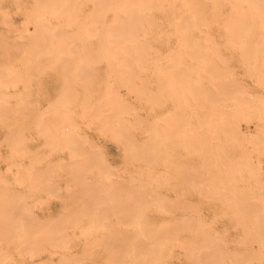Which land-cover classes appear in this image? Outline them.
<instances>
[{
	"label": "rangeland",
	"instance_id": "rangeland-1",
	"mask_svg": "<svg viewBox=\"0 0 264 264\" xmlns=\"http://www.w3.org/2000/svg\"><path fill=\"white\" fill-rule=\"evenodd\" d=\"M22 1V0H21ZM20 0H0V33L2 34V36H0V50H1V52H4V53H1L0 52V69H2V70H4L5 72H1V70H0V72L1 73H3V74H1L0 73V75H2V76H0V79H1V81H4V84L3 83H1V81H0V90L3 92V94H1L2 92H0V94H1V98H0V106L1 107H4V105H7L6 107H8V108H10L12 105H14L15 107H17L19 104H20V106L19 107H17V108H15V109H19V112L16 110H12L11 108H10V111L8 110V108H7V112L9 113H13L12 114V116L13 117H11V114H10V117H8L9 116V114H7V113H5V111H6V107H4L3 109L0 107V114L3 112V113H5V114H7L8 116H5V114H4V119H3V117H1V123H0V144H1V141L2 140H5V141H3L2 142V144L1 145H3V146H1L0 145V150H2V151H0L1 153H0V177H1V179H5V181L4 180H1L0 182H1V186H3V187H0V188H4L3 190H6L5 189V187H7L8 185H10V187H7V190H8V192L6 193V194H4L3 196H5V197H3V199L6 201V203L7 204H9V205H7V204H5V202H3L4 203V205L5 206H8V208H9V206L13 209H11L12 211H13V213H11L12 211L10 210V208H9V211H8V208H4L3 207V210H2V202H0L1 203V210L2 211H0V212H2L5 216H3L2 215V213H1V215H0V217H10L7 221H5L6 220V218L4 219V218H0L1 219V221H0V223L2 222V224H0V229L1 228H3L2 227V225H4V228H6V226H7V229H5L4 230V228H3V233H4V231H7L8 229H12V228H14L15 227V229H13V230H9V232H5L6 234L8 233V235H5L6 237L7 236H9L10 235V237H8L9 238V240L11 241V239H15L16 237H17V239H16V241L18 242V244H20V242H19V240L21 241V243L22 244H20L21 245V247H20V245L18 246V244H16V242H13V241H15V240H12L11 242H9V243H5V242H7V240H8V238H7V240L4 238V240L3 239H1V237H0V243H1V241H2V244H1V250H0V253L2 252V251H4V252H7V254L6 253H4L6 256L8 255L9 256V258H11V259H9L8 258V256H7V259H6V257H5V259H6V263L7 264H18V263H22V264H24V263H26V264H48L49 262V260H51V259H53V260H51V262H50V264H53V261H54V264H68L69 262H70V264H86V263H92L93 261H94V263H96V264H99V263H97L98 262V260H99V262L100 261H102V264H110V263H107V261L111 258V257H108V256H106L107 254L109 255L110 253H120V255H113V256H119L120 257V259L118 258H114V259H111L112 260V262H114V263H112V264H120L121 262H123L122 264H144L145 263V260L146 261H148L146 264H154V263H156V264H167V262H168V264H190L189 263V260H188V262H187V259L186 258H184V255H185V252L187 253V258H190V260H194V259H196V260H194V261H196V264H204V263H201V262H204L205 261V264H206V262H208V260H207V258H208V256H207V254L208 255H211L210 253H207V252H213V255H214V257L216 258V259H219L218 261L216 260V261H214L213 263L215 264V262H216V264H223V261H224V263H226V262H228V263H226V264H235L234 262H231V260L232 261H236V260H238L239 261V259H237V258H239L240 256V252L241 251H243V253H244V255H248L249 256V254L251 253V254H253V253H255L256 252V250H257V247H258V250H259V252H261L260 253V257H258V253L256 254H253V255H256V258L254 257V256H251V257H247V256H245L246 258H251L252 260H247V259H245L246 260V262H242V263H244V264H264V256H262V255H264L263 253H264V240H263V242H262V240L261 239H263L264 238V236L263 237H261L262 235H264V230L262 231V226L264 225V216H261V217H259V218H261V221H260V219L258 220L257 219V215L256 214H260L261 213V215H264V206L262 207V205H264V204H262L263 203V201H264V38H263V33H264V28L262 27V24L261 23H263L264 24V19H263V21L262 20H260L261 19V17H264V14H262L263 13V10H264V4L262 5V2H261V0H253L254 2H252L251 3V1H248V0H246L247 1V3H249V5H251L250 7H249V5L246 3L245 5H244V3L246 2V1H243V0H236L235 2L234 1H232V0H229V1H227L226 0V2H228V3H226V2H224L225 0H223L222 2H218L217 3V0H212V2H210L209 0H148V2L146 1L145 2V0H137V4H136V0H134V4H133V6H132V4H130L131 2H130V0H129V2L128 3H126L125 5H123V2H125V0H119L118 2H121L120 4H118V3H116V4H114V5H112L111 7L113 8L114 6H116V8H115V11L114 10H112V8L111 7H109L108 9L107 8H103L102 6H100V4H98V1L96 2V0L94 1L93 0V2L95 3H97L98 5H97V7H95L94 5H96V4H94L91 0H84V2H82L81 0H77V3L76 4H73V3H75L76 1H74V0H71V2L69 3H67L66 2V0H62V2L60 1V0H58V2L60 3H62V5L63 6H61L60 4V7H59V5H58V2L56 3V1H54L56 4H57V6H58V8L56 7V6H54L55 4H52V3H54V2H52V3H46V4H44V5H42V7H41V10L40 9H38V11L36 10V8H38L37 6H35L37 3H39L40 2V0H24V2H21ZM30 3H29V2ZM34 3H33V2ZM43 1V3H44V0H42ZM47 1H49V0H47ZM46 0H45V2H47ZM50 1H52V0H50ZM68 1V0H67ZM70 1V0H69ZM123 1V2H122ZM128 1V0H127ZM126 1V2H127ZM152 1V2H151ZM173 1V2H172ZM187 1V2H186ZM209 1V2H208ZM216 1V2H215ZM239 1H241V2H239ZM258 3H260L259 4V6H258V4H257V2ZM73 2V3H72ZM80 2H82L81 4L82 5H79L80 4ZM141 2H143V3H145L144 5H143V3L142 4H140ZM159 2H161V5H160V8H159ZM232 2L233 3H238V4H241L242 2V6L244 5L245 7V9L244 8H242L241 7V5H238V4H236V5H238V6H240V7H235V4H233L232 5ZM29 3V4H28ZM65 3V4H64ZM151 5H150V4ZM155 3H156V5L157 6H155ZM215 3H217L218 5L219 4H221L220 6H218V5H216L215 6ZM226 5H225V4ZM255 4V6L258 8V9H261L262 10V8H263V10L262 11H260V10H257V9H255L256 7H254V4ZM21 4V5H20ZM32 4H34L33 6H31ZM40 4H42V3H40ZM39 4V5H40ZM48 4H51L53 7H50ZM75 5L76 7V10L77 9H79V6L81 7L79 10H78V12L75 10V9H73L74 7H73V5ZM89 4H90V6H92V7H90L89 6ZM127 4H130V5H127ZM162 4H164V6H165V8L167 9H165L164 7L162 8ZM174 4V5H173ZM213 4V5H212ZM223 4V5H222ZM6 5V6H5ZM8 5V6H7ZM50 7V9H49V7ZM72 5V7H71V10H74V12L73 13H75V11H76V13L74 14L75 16H73L74 17V19L75 20H73L72 21V19H73V17H72V15H71V13H72V11L71 10H69L68 11V9H65V8H69L70 9V6ZM119 5V7H117ZM147 5L149 6V7H147ZM173 5V6H172ZM176 5L178 6V7H176ZM212 5V6H211ZM66 6V7H65ZM93 6H94V8H93ZM125 6H127V8H125ZM130 6H132V7H130ZM134 6H135V8H138V9H135L134 8ZM138 6H142V8H144L145 9V12L143 11V9L140 11V7H138ZM152 6L154 7V8H152ZM167 6V7H166ZM181 6H183L182 8H181ZM212 7V10L210 9L211 7ZM222 6H224V7H222ZM252 6H253V8H252ZM262 6V7H261ZM32 7V8H31ZM100 7H101V9L103 8V10L100 12V10L98 11V9H100ZM124 7V8H123ZM132 8V9H130V8ZM146 7H147V9H146ZM170 7V8H169ZM192 7L193 8H197L196 10H198V8H202L203 10H200L199 9V13L197 14V11H195V9H194V12L198 15H196L195 14V16H193L194 15V13H193V11L191 10L192 9ZM206 7V8H205ZM216 7V8H215ZM218 7H220V9L218 8ZM231 7V8H230ZM247 7V8H246ZM248 7H249V9H251V10H257L258 12H260V15H258L259 13H257V11H251V10H249L248 9ZM27 8H30L33 12H37V16L35 17L36 19H42V21H38L37 20V22L38 23H40V24H36L37 22H36V20H35V18H34V16H32L31 14H30V16H28L29 15V11L31 12V10L29 9V11H27L28 9ZM33 8H34V10H33ZM43 8V9H42ZM60 8V9H59ZM134 8V9H133ZM171 8H172V10H171ZM175 8V9H174ZM177 8H178V12L177 13H175L176 14V16L177 17H174L173 18V16H175L174 15V13H173V11L174 10H176L177 11ZM188 8V9H187ZM191 8V9H190ZM205 8V9H204ZM215 8V9H214ZM224 9V11H223V9ZM10 9V10H9ZM19 9V10H18ZM27 9V10H26ZM53 9V10H52ZM63 9H65V10H63ZM88 9V10H87ZM93 9V10H92ZM95 9H96V11H95ZM105 9H107V11H105V13H104V15L102 14V12L105 10ZM121 9V10H120ZM126 9V10H125ZM129 9H130V12H128L129 11ZM161 9V10H160ZM164 9V10H163ZM170 9V10H169ZM182 9V10H181ZM187 9V10H186ZM210 9V10H209ZM216 9H218V14L216 13ZM225 9H227V10H225ZM231 9L234 11H232L231 12ZM235 9V10H234ZM237 9V10H236ZM241 9H244V10H241ZM249 10V14L248 15H250L249 17H247L248 15H246L247 14V11ZM12 10V11H11ZM25 10H26V12H28V13H26L25 12ZM90 10H92V12H94L93 14H92V16H93V18L95 19V18H97L98 17V19L100 20V18H101V15L100 14H102V20L101 21H99L98 19H97V21H95L94 19H92V16H91V14H89L91 11ZM118 10V11H117ZM133 10H135L136 12H137V14H138V16H139V13H140V18H141V22H140V26L139 27H141L142 26V24H143V26H144V24L146 25V27L148 28V29H150V30H148V29H146V27H141V28H145V29H143V30H140V28L138 27V24L137 23H139V22H137L138 21V17L136 16L137 14L133 11ZM150 10V11H149ZM205 10H209V11H207V12H205ZM230 10V11H229ZM239 10H241V11H246V12H244V14L246 15V17H242L241 18V16L243 15L242 13L243 12H241V11H239ZM46 11H48V12H46ZM98 11V12H97ZM125 11H126V13H125ZM131 11H132V13H131ZM179 11L181 12V13H179ZM190 12L191 11V13H193V14H191L190 13V15L188 14V12ZM202 13H201V12ZM213 11H214V13H213ZM231 12L230 14L232 15V16H234L237 12V14H236V16H234V17H232L230 14H229V12ZM8 12H9V14H8ZM35 12V13H36ZM52 12V13H51ZM61 12V13H60ZM63 12H64V14H63ZM66 12V13H65ZM112 12H115V13H117V14H120V15H116V14H114V15H116V17H120V16H122L121 18H116L113 14H112ZM120 12V13H119ZM142 12V13H141ZM150 12H153V14H150ZM207 13L206 15L207 16H202L203 14H205V13ZM210 12H212L211 14H210ZM222 12V13H221ZM241 12V13H240ZM251 12H252V14H251ZM255 12V13H254ZM11 13V14H10ZM72 13V14H73ZM85 13H87L86 15H85ZM97 13L99 14V16H97ZM130 14L129 16L128 15H126V14ZM146 13H148V14H146ZM155 13V14H154ZM179 13V14H178ZM188 14L191 18H189L191 21H192V25H189L190 27H188V24H189V22H188V20L186 19V18H188V16L187 17H185V19H184V17H183V19H180L181 18V16H185V14ZM200 13L202 14V15H200ZM221 13V14H220ZM224 13H225V15L227 16V19L228 18H230V17H232V19L230 18V20L231 21H228V22H226V16L224 15ZM28 14V15H27ZM55 14V15H54ZM95 14H96V16H95ZM108 16H107V15ZM135 14V15H134ZM142 14V15H141ZM151 15V17L152 18H150L149 20L147 19V18H144L143 16H145V17H147L148 15ZM181 14V15H180ZM186 14V15H187ZM212 14H214L213 15V17L214 18H216V19H212ZM216 14L217 15H219V17L218 16H216ZM223 14V15H222ZM242 14V15H241ZM255 14H257V15H255ZM12 15V16H11ZM66 15H68L67 17H66ZM78 15V16H77ZM85 16V20L87 21V22H89V20H90V22L89 23H86V21L81 17V16ZM106 15V16H105ZM112 15V16H111ZM131 15H132V17H131ZM147 15V16H146ZM156 17H155V16ZM167 15V16H166ZM239 15H241V16H239ZM254 16L255 15V17H257V19H255V17H251V16ZM262 15V16H261ZM7 16H8V18L9 17H11L12 18V22H14V23H11V18H10V20H6L5 18H7ZM28 16V17H27ZM33 18H32V17ZM43 16H44V19H43ZM48 16V17H47ZM49 16H50V19H49ZM57 16V17H56ZM77 16V18L78 19H76L75 17ZM110 16H111V18H110ZM123 16H124V18H125V16H126V19H124L123 18ZM134 16V17H133ZM143 18H142V17ZM154 16V17H153ZM158 16H159V18H158ZM193 16V17H192ZM211 16V17H210ZM223 16V19L222 18H220V17H222ZM237 16H239L241 19H242V21L246 18V20H247V18H250L249 20H245L247 23V25L248 24H250L251 22V24H252V30L251 29H247V27H243L242 26V24H240V20L238 21V19H237ZM244 16V15H243ZM261 16V17H260ZM26 17L29 19L28 21L26 20ZM46 17V18H45ZM100 17V18H99ZM105 17H106V19H105ZM113 17V18H112ZM129 17V18H128ZM131 17V18H130ZM136 17V18H135ZM196 17H201V18H196ZM203 17H205L204 19H203ZM220 18V19H218V18ZM236 17V19H237V21H238V23H236V22H233V23H231L233 20H235L234 18ZM238 17V18H239ZM258 17H259V19H258ZM91 18V19H90ZM123 18V22H122V20H118V19H122ZM135 18V19H134ZM140 18H139V20H140ZM148 18H149V16H148ZM155 20H154V19ZM170 18V19H169ZM171 18H173V20L171 19ZM211 18V19H210ZM253 18V19H252ZM26 20V21H23V20ZM34 20V22H35V24L36 25H38L39 26V28H40V30L38 31V29L39 28H37L38 26H36V25H34L33 24V20ZM60 19V20H59ZM67 19H68V21H67ZM70 19H71V21H70ZM81 19V20H80ZM82 19H83V21H85V22H82V24L83 25H81V27H78L79 29H81V28H83L82 26H84L85 27V30L83 31V29H81V30H79V32L80 33H84L85 31L87 32H85V35L84 34H82V36L80 35V33L78 32V30H76L77 28H76V26L79 24H81V21H82ZM105 19V20H104ZM116 19V20H115ZM128 19V20H127ZM157 19V20H156ZM162 19V20H161ZM174 19H175V21H174ZM195 19H197V20H199L198 21V23H199V25H196L195 24V21H193V20H195ZM202 19V20H201ZM207 19H208V21H207ZM254 19H255V21H254ZM2 20V21H1ZM22 20V21H21ZM48 20V21H47ZM50 20V21H49ZM78 20V21H77ZM94 20V21H93ZM103 20H104V23H103ZM111 20V21H110ZM112 20H114V22H112ZM127 20V21H126ZM132 20H136L135 22H132ZM142 20H143V22H142ZM147 20V21H146ZM154 21V22H150V21ZM172 20V21H171ZM181 20H183L184 21V23L183 22H181ZM189 20V21H190ZM204 20H206L207 22H208V27H209V21H211L210 22V28H208L207 26H205V25H203V23L201 24V22L203 21L204 22ZM219 20H220V22H219ZM223 20H225V21H223ZM254 22H253V21ZM48 22V23H45V22ZM60 21H63V22H60ZM116 21H117V24H116ZM119 21V22H118ZM120 21L123 23H120ZM132 23H131V22ZM155 21H157V23L158 24H156V22ZM191 21H190V24H191ZM201 21V22H200ZM221 21H222V26H224V30L222 31V26H220L219 27V25H220V23H221ZM241 21V22H242ZM250 21V22H249ZM259 21V23L256 25V22H258ZM260 21H262V22H260ZM22 24H20V23ZM27 22H30V23H28V25H27ZM53 22H55V23H53ZM58 22V23H57ZM65 22V24H63ZM78 24H77V23ZM93 22H97L96 23V25L93 23ZM98 22H101V23H98ZM108 22H109V24H108ZM126 22V23H125ZM137 22V23H136ZM160 22V23H159ZM178 22V23H177ZM214 22V23H213ZM224 22V23H223ZM227 24H226V23ZM9 23V24H8ZM11 23V24H10ZM19 23V24H18ZM62 23V24H61ZM69 23V24H68ZM103 23V24H102ZM106 23V24H105ZM112 23H115L116 25H113ZM130 23V24H129ZM134 23H136V25L134 26ZM196 23H197V21H196ZM236 23V24H235ZM253 23H255V25H253ZM13 24V25H12ZM18 26V27H16V28H19L20 26H21V28H19V29H16V28H13V26ZM32 24H33V26H32ZM47 26H52V24L54 25V27L52 28V29H47V30H45L46 29V25ZM61 24V25H60ZM93 24V26H92V29H93V27L94 26H96L95 28H98V29H93L94 31V33H95V35L92 37V32L89 30L90 28H91V25ZM98 24V25H97ZM105 24V25H104ZM132 24H133V26H134V28L132 27ZM156 24V25H155ZM175 24V25H174ZM181 25V26H184V27H181L182 28V30H180V27L178 28V26H176V25ZM204 24H206L205 22H204ZM214 26H212V25ZM225 24V25H224ZM239 26H238V25ZM45 25V26H44ZM89 25V28L87 27V29L89 30V31H87V29H86V26H88ZM102 25V27H99V26H101ZM108 27H107V26ZM113 26V28H112V33L110 32V28H111V26ZM120 25V26H119ZM129 25V26H128ZM131 25V26H130ZM152 25H153V27H152ZM157 25H160V26H157ZM217 25V26H216ZM227 25H228V28H230V27H234L235 28V30H237V32L233 29H231V30H229V31H233V33L232 34H234V31H235V33L237 34V33H240V37L238 38V35H232V34H230V32L227 30ZM235 25V26H234ZM8 26V27H7ZM36 26V29L34 28ZM115 26V27H114ZM123 26H125V27H123ZM164 26H167V28L165 27V29H164ZM192 26V27H191ZM199 26L200 27H202V28H200L199 29ZM258 26H260V27H258ZM58 27L61 29L60 31H59V29H58ZM64 27V28H63ZM119 27V28H118ZM128 27V28H127ZM150 27V28H149ZM213 27V29H211ZM222 27V28H221ZM237 27H238V29H237ZM248 27H250V25H248ZM33 28V29H32ZM41 28H45V29H42L41 30ZM48 28V27H47ZM73 28V29H72ZM76 28V29H75ZM108 28V29H107ZM130 29V30H127V29ZM133 28V29H132ZM136 28H137V31H138V29H139V32L141 33H139V32H137L138 34L136 35V32H135V30H136ZM160 28V29H159ZM176 28H178L177 30H176ZM190 30H189V29ZM205 28H206V31H203V30H205ZM215 28H220V29H215ZM245 28H246V30H245ZM253 28H255L256 30H255V33H253L254 34V37L252 38V36H253V34H251V38H250V32H248V31H253L254 29ZM261 29V30H259V29ZM263 28V29H262ZM23 29V30H22ZM29 29V30H28ZM37 30L36 32H34L33 30ZM62 29H65L66 31H64L65 32V34L67 35L65 38L63 37L64 36V34H63V30ZM99 29H100V31H99ZM101 29H103V31L101 30ZM110 29V30H109ZM114 29H115V31H114ZM120 29V30H119ZM121 29H123V32L125 31L126 32V34H127V32L128 31H131V32H129L127 35L125 34V32L124 33H122V30ZM158 29V30H157ZM161 29H163L164 31H161ZM193 29V30H192ZM203 29V30H202ZM207 29H208V31H207ZM7 30V31H6ZM31 30L35 33V34H37L38 36V38H33L32 37V35H33V32H31ZM54 30H58L57 31V34L58 33H61L60 35L62 36V38L64 39H62V38H59L60 36L59 35H56V34H53V33H56V31L55 32H53ZM67 30H69V31H67ZM70 30H75V31H77L78 32V34H79V37L78 38H76V36L78 35L75 31L74 32H72L71 31V33H68V32H70ZM118 30V31H117ZM127 30V31H126ZM157 30V31H156ZM172 32H171V31ZM188 30H189V32H190V35H192V34H194V32H195V35H192L193 37H191L190 35H189V33H188ZM210 30V31H209ZM212 30L214 31V33L212 32ZM216 30H218V31H220V32H218L217 31V33H216ZM227 30V31H226ZM243 30V31H242ZM14 31H15V33H14ZM18 31V32H17ZM105 31H107L106 32V34H107V36L105 35V37H106V45H104L103 43H105V40H104V42H103V35H104V33H105ZM145 31L146 32H148V33H146L145 34ZM171 33H170V32ZM174 31V32H173ZM181 31V32H180ZM191 31H193V32H191ZM202 31V32H201ZM222 31V32H221ZM240 31V32H239ZM258 31H260V34H259V32ZM21 32V33H20ZM32 34H31V33ZM40 32V33H39ZM42 32H45L46 34H47V36H49L48 38L50 39V41L49 40H47L46 38H44V37H42V40L39 38L40 36H39V34L41 35V33ZM53 32V33H52ZM97 32V33H96ZM114 32L116 33V34H114ZM119 33V35H120V33L122 34V35H120L122 38H125V39H122L119 35H118V33ZM133 32H135V34L133 33ZM179 34H178V33ZM185 32V33H184ZM199 32V33H198ZM205 32H208L209 33V36L211 35V38L214 36H217V37H213V40H211L210 39V41L209 40H207L208 38H210L209 36H208V34H205L206 36H208V38H205V36H204V33ZM229 33V35H232L231 37L230 36H228V35H226V33ZM248 32V33H247ZM254 32V31H253ZM17 33V34H16ZM72 33H73V35H75V36H73V38L75 37L76 39H74L73 40V38H72ZM132 33H133V35H132ZM192 33V34H191ZM216 33V34H215ZM223 33V35L221 36V34ZM262 33V34H261ZM15 34H16V36H15ZM20 34V35H19ZM22 34V35H21ZM34 34V35H35ZM45 34V35H46ZM96 34H99L100 36H97ZM124 34H125V36H124ZM144 34V35H143ZM169 34V35H168ZM186 34H188L189 35V39L187 38V36L188 35H186ZM199 34H201V35H199ZM213 34V35H212ZM248 34V36H249V38L247 37V39L246 40H244L245 38H246V35ZM6 35V37L5 38H7V39H5L4 38V36ZM85 36V39H83V41L84 42H87V45H86V43H82V41H81V43H82V47L83 46H85L87 49H88V51H89V49L91 50V52H90V56H89V52L87 51V49H86V51L87 52H85V50H84V52H85V54L86 53H88L87 55H84L83 53L81 54V52L83 51V49L81 50V49H79V50H81L80 52H79V50L78 51H76L77 50V47H79L80 48V42H78V40H82V38L81 37H83L84 38V36ZM91 36V37H89V36ZM113 35V36H112ZM131 35L133 36V37H131ZM140 35V36H139ZM146 35H147V37H146ZM154 35V36H153ZM180 35V36H179ZM186 35V36H185ZM202 36V37H199V36ZM219 35V36H218ZM224 35H226V37L224 38ZM259 35H260V37H259ZM23 36V37H22ZM36 36V35H35ZM109 36V37H108ZM117 36V37H116ZM124 36V37H123ZM136 36H139L138 38L136 37ZM143 36V37H142ZM149 36V37H148ZM152 36V37H151ZM160 36V37H159ZM183 36L185 37V38H183ZM196 36V37H195ZM197 36H198V38H202L201 40L200 39H197ZM255 36H258L259 38H256ZM4 38V39H2V38ZM31 37H32V40L33 41H35V40H37V41H39V40H41V41H39L37 44H40V42H41V44H42V42L44 43V44H46V42L49 44V42H50V44L48 45V44H46L47 46L45 47L46 49H44V48H42V49H40L41 51H38V50H36L35 48V50L36 51H38V52H35V53H37L36 55L34 54L33 55V57H32V55L30 54V53H27L26 55H28V61H24V59H26V57H25V47L24 46H26L27 45V47L29 48V43H27V42H31L32 40H31ZM102 37V38H101ZM105 37H104V39H105ZM110 37L111 38H113L114 37V39H110ZM119 37V38H118ZM145 37V38H144ZM263 38V40H262V38ZM30 39V41H28L29 39ZM70 38H71V40H70ZM80 38V39H79ZM110 39V41H109V39ZM128 38V39H127ZM131 38V40H129ZM135 40H134V39ZM149 38H151V39H149ZM216 38H217V40H216ZM261 38V39H260ZM69 39V40H68ZM87 39V40H86ZM93 39V40H92ZM98 39H100V41H102V43H100V41L98 40ZM119 39H122V40H126L128 43H130V45H132V44H135V41L137 40V43L135 44V45H138L139 47H142V48H144L143 50H146V52L143 54V53H141L140 51L142 50V48H140V50L138 49V46H137V48H136V50H134L135 52H136V55H135V57L134 58H130V60H133L134 59V61H130V60H125L124 61V58L122 57V59H120V55H118V56H120V57H118L117 56V54H119L118 52H117V50H119L120 49V47L119 48H117L115 51H116V53L114 54V53H111V51H110V45H111V43H112V40L113 41H118ZM139 39H148V43L149 44H147V40L146 41H143V40H141V42H140V40ZM169 39H171V40H169ZM182 39V40H181ZM184 39V40H183ZM185 39H188V40H185ZM252 39V40H251ZM254 39V40H253ZM256 39V40H255ZM259 39V40H258ZM4 40H5V42H4ZM16 40H17V42H19V41H23V42H26L27 44L25 45V43H22V45H21V42H19L20 43V45L22 46H20L19 47V43H17L16 42ZM45 40V41H44ZM61 40L63 41L62 42V44L63 45H61ZM75 40H77L76 42H77V44L79 43V45H74V43H76V42H74V43H72V41H75ZM89 40H90V42H89ZM95 40V41H94ZM97 40V41H96ZM206 40V41H205ZM215 40V41H214ZM258 40V41H257ZM49 41V42H48ZM59 43H58V42ZM71 41V42H70ZM92 41H94L93 43H94V45H100V44H102V48L100 49V47H99V45L96 47H94V49L96 48L97 50H100V52H101V50H102V52L100 53V52H97L96 51V49L94 50L93 49V47L92 48H90L91 46H94L93 44H92ZM138 41H139V44H138ZM2 42H4L3 44H2ZM8 42V43H7ZM10 42V43H9ZM97 42H98V44H97ZM126 42V43H127ZM14 43H15V46L16 47H18L19 48V51H18V48L17 49H15L14 47H13V45H14ZM17 43V44H16ZM33 43L34 42H31L30 43V46L32 45V47H33ZM52 43V44H51ZM57 43L59 44V45H61L63 48H65V50H66V48H69V50L67 49V51H70V52H68V54H66V53H63L61 50H58V49H62V47L61 46H58L57 45ZM89 43L90 44H92V45H89ZM125 43V44H126ZM132 43V44H131ZM144 43V44H143ZM6 44H8V46L6 45ZM9 44H12V46L10 45V48H8L9 47ZM44 44H42V45H44ZM71 44H73L74 46H72ZM84 44V45H83ZM108 44H109V46H108ZM141 44H143L142 46H141ZM210 44H214V45H210ZM145 45V46H144ZM147 45V46H146ZM152 45V46H151ZM217 45H219V46H217ZM3 46V47H2ZM7 48V53H9V54H12L13 55V53L15 52V55H6L7 53L4 51V49H6L5 47ZM35 46V45H34ZM38 46V45H37ZM54 46H56V48L54 47ZM59 48H58V47ZM103 46H105V49H104V47ZM108 46V47H107ZM149 46H151V48L149 47ZM193 46V47H192ZM208 46H210V47H208ZM214 47V48H211V47ZM39 47L40 46H38V48L37 49H39ZM44 47V46H43ZM50 47H51V49H50ZM72 47V48H71ZM81 47V48H82ZM84 47V48H85ZM98 47H99V49H98ZM148 47V48H147ZM3 48V49H2ZM12 48H14V52L12 53V51L11 50H13ZM25 48V49H24ZM28 48H27V51H28ZM31 48V47H30ZM53 48H55L56 49V51H55V49H53ZM73 48H75L76 50H71V49H73ZM107 48V49H106ZM109 48V49H108ZM145 48H147V49H145ZM24 49V50H23ZM33 49V48H32ZM54 50V52H55V54L53 53V50ZM138 49V50H137ZM218 49V50H217ZM3 50V51H2ZM9 50H10V52H9ZM30 51H32V52H34V50H31V49H29ZM42 50H44V51H42ZM52 50V51H51ZM64 49H63V51L64 52H66ZM93 50L96 52V54H95V56H94V53H93V56H92V52H93ZM142 50V51H143ZM148 50V51H147ZM216 50V51H215ZM25 52V53H23V52ZM110 51V53H108V52ZM137 51H138V53H137ZM201 52V53H199V54H201V56L203 57H206V58H200L199 56L200 55H198L197 53L198 52ZM214 51V52H213ZM21 53L23 56H24V58H23V56H16V55H18V53ZM58 53V55H57V53ZM73 52V53H72ZM77 52V54H75V53ZM149 52V54L148 55H150V56H148L147 55V53ZM245 54H243V53ZM6 53V54H5ZM98 53H100L101 55H99V56H97L98 55ZM103 53V54H102ZM108 53V54H107ZM151 53V54H150ZM195 53L197 54V55H195ZM202 53H205L207 56H205V55H202ZM240 53H242L243 55H241ZM5 54V60L3 61L2 60V58L4 59V56H2V55H4ZM52 54H54V55H52ZM63 54V56L64 57H61V59H60V56L59 55H62ZM72 54V55H71ZM73 54H75V55H77V56H75L74 58L72 57L73 56ZM29 55L31 56V58H34V60L35 61H33V59L31 60V58L29 57ZM69 55V56H68ZM81 55H82V57H83V55L84 56H86L85 58H82L81 57ZM103 55V56H102ZM114 55H115V57H114ZM140 55H142V57H139ZM147 55V56H146ZM7 56V57H6ZM53 57L54 56V58H53V63L50 61H48V64H47V61H45V59L46 58H49V57ZM102 56V57H101ZM105 56V57H104ZM243 57V58H240V57ZM8 57H9V60L10 59H12V57H13V59L12 60H10V62L12 61L13 62V64L12 65H14V67H20L21 66V70H23L22 72H21V70H19V72H21L22 74L24 73V69H22V66H24L25 64V68L28 66V67H30L29 69L28 68H26L27 69V71H25V72H27L26 74L27 75H30L29 77L28 76H26L25 75V73H24V75L27 77V79H26V77H24L21 73H18V76L19 77H17V76H14L15 74H16V71L18 70V69H16V68H14L13 66H11V65H9V64H11V63H9V60H8ZM15 57L18 59V57H19V59H20V61H19V59L18 60H15L14 61V59H15ZM66 57L68 58V61H67V59H66ZM81 59H80V58ZM88 57H91V58H99V59H96V60H93V59H91V61L93 60V61H96L95 62V64L93 65V67L92 68H95V67H97V68H95V71L93 70V73H92V79H93V81H94V83L93 84H91L90 83V81L89 80H91L90 79V74L88 73V72H90V71H88V69H89V67H88V69L86 68L87 66H88V63H89V61L87 62V60H89L88 59ZM138 57L139 58H141L142 59V65L141 66H139V64L141 63L139 60H141V59H139L138 60ZM145 57H146V59L147 60H145ZM147 57H149V59H150V57H151V59H152V61H155V63H157V64H154V62L152 63V61H151V59L149 60ZM222 58L221 60L222 61H224V59H226L227 61L226 62H222L221 60H219V58ZM223 57H224V59H223ZM38 58V59H37ZM66 60H65V59ZM69 58H71V59H69ZM72 58L75 60H78L77 61V65H76V63H74V62H76V61H72ZM78 58V59H77ZM87 58V59H86ZM118 58V59H117ZM136 58V59H135ZM26 59V60H27ZM40 59V60H39ZM58 59V60H57ZM63 59V60H62ZM215 61H214V60ZM243 59H244V61H243ZM36 60H38L39 61V64H40V62H42L43 60H44V62L46 63L45 65L43 64L44 62H42L38 67H41L42 68V71H41V68H40V70H39V75H34V76H32L31 74H38V72L37 73H35V71L37 70V62L38 61H36ZM47 60V59H46ZM49 60H52V58H49ZM80 60V61H79ZM82 60H85V62H87V64L84 66V68H86V69H84L83 68V62H82ZM100 62H98V61ZM112 60H114V62H116V60H118L117 62H116V64L115 63H111V62H109V61H112ZM122 60H123V62H122ZM149 60V61H148ZM17 61H18V63H17ZM34 63H33V62ZM57 61V62H56ZM67 61V62H66ZM91 61H90V63H89V65L90 64H92L91 63ZM92 61V62H93ZM103 61V62H102ZM130 61V62H129ZM137 61H139L138 62V64H136L137 63ZM145 61H148L147 63L145 62ZM151 61V62H150ZM209 61H212V62H216L214 65H216V66H214V67H216L212 72H215V75L214 74H212V72L210 71L209 72V70L207 69V70H205V68H209L210 67V69L212 70L213 69V65H212V62H211V65L209 66L208 64H210L209 63ZM4 62L6 63V65L8 64V66H6L5 64H4ZM21 62L22 63H24V65L22 64V65H20L21 64ZM27 62V63H26ZM65 63V65H67V68H66V66L64 67V71H69V75L70 76H68V73H67V75H63L62 76V74L61 73H64L65 74V72H63V71H61L62 69H63V66L64 65H61V63ZM72 62V63H71ZM79 62V63H78ZM119 62V63H118ZM128 62V63H127ZM133 62H135V63H133ZM61 65V67H62V69H59V68H61L60 66L59 67H57V65H59V64ZM62 63V64H63ZM69 63V64H68ZM82 63V64H81ZM124 63H126V65L124 64ZM131 63H133V64H135V65H133V64H131ZM150 63V64H149ZM29 64H30V66H29ZM31 64H35V66H32ZM42 64L45 66V68L46 69H44V66L42 67ZM49 64H51V65H49ZM72 64V65H71ZM73 64H75L74 66H75V68H74V70H69V69H71L72 67H73ZM97 64V65H96ZM105 64H106V66H105ZM112 65V66H110V65ZM129 64V65H128ZM152 64V65H151ZM18 65V66H17ZM118 65V66H117ZM124 65V66H123ZM131 65L135 68V71H133L134 73H138V71H139V73L138 74H135L134 75V73H132V74H130V72H132V69L130 68L131 67ZM147 65L149 66V65H151V66H149V67H147ZM156 65V66H155ZM172 65H174L175 66V69H173V67L174 66H172ZM209 66V67H206V66ZM10 66V68L8 69V67ZM52 66H53V68H52ZM72 66V67H71ZM80 66H81V68H80ZM90 66H92V65H90ZM95 66V67H94ZM114 66L116 67L115 69H114ZM153 66H155L154 68L156 69V70H154V68H153ZM159 66H161V67H163L162 69H164V67L166 66V70L165 71H168L169 70V73H170V71L172 72V74L174 73V75H170L169 74V76L167 75V74H165V71L164 70H162L161 68H159ZM12 67V68H11ZM23 67V68H24ZM112 67H113V70L114 71H118V70H120V68H122V67H126L125 68V70L123 69V70H121L120 72H118V73H116V75L118 76L119 74L120 75H123V77H130L131 76V79H136V80H138V78H139V82L137 81V84L139 83V84H142L141 86H142V88H141V86L139 85L138 87L140 88L139 90L140 91H138V90H136V91H138V92H140V93H138V92H136V91H133V89L134 88H136L137 87V84H135V82H136V80H134L135 82L133 83V81L130 79V78H128L129 79V83H131V81H132V83L133 84H135L136 86L134 87H132V89H131V87H130V85L132 86L133 84L131 83V84H129L128 82H126L127 80L124 78V79H122L123 77L121 76L120 77V75H119V79L117 80L116 78H117V76H114L115 75V73H113V71H112ZM119 67V68H118ZM167 67H168V70H167ZM13 68H14V71H11V70H13ZM36 68V70H34ZM56 68H58V69H56ZM83 68V69H82ZM91 67H90V70L92 69ZM133 68V69H134ZM149 68V69H148ZM67 69V70H66ZM78 69H80V70H78ZM98 71H97V70ZM109 69H110V71H109ZM118 69V70H117ZM129 69V71H127ZM171 69V70H170ZM177 69V70H176ZM30 70V71H29ZM32 70V71H31ZM37 70V71H38ZM56 70H58V72L56 71ZM83 70V74H82V71ZM131 70V71H130ZM138 70V71H137ZM153 70V71H152ZM174 70V71H173ZM181 70V71H180ZM190 70V71H189ZM217 70H219L220 72H221V75L220 76H218L219 74V71H217ZM59 71H61V72H59ZM70 71H71V73H73L74 71H75V73H77V71H78V73H80V74H75L74 73V76L70 73ZM84 71H86L87 73H88V75L86 74V72H84ZM122 71H124V72H122ZM187 71H188V73H189V75H186L185 76V74L187 73ZM217 71V72H216ZM31 72V73H30ZM91 72H92V70H91ZM90 72V73H91ZM105 72H107V74L105 73ZM129 74L128 76H127V73ZM158 72V73H157ZM7 73H9V74H7ZM29 73V74H28ZM84 73L89 77H85L84 78ZM95 73V74H94ZM111 73V74H110ZM141 73V74H140ZM168 73V72H167ZM209 73H211V74H209ZM217 73V74H216ZM19 74H21V75H19ZM54 74V75H53ZM97 74V75H96ZM114 74V75H113ZM139 74L141 75V76H139ZM159 75V77H158V75ZM165 74V75H164ZM176 74V75H175ZM3 75H5V76H3ZM17 75V74H16ZM74 77H72V76ZM76 75V76H75ZM81 75V76H80ZM83 75V76H82ZM178 75V76H177ZM209 75V76H208ZM211 75H214V76H217V77H214V76H211ZM14 76V77H13ZM22 76H23V78H22ZM36 76H37V78H36ZM41 76L42 77H44L45 78V81L43 82L42 80L44 79H39V78H41ZM60 76V77H59ZM98 77L97 79H96V77ZM132 76H137V77H134V78H132ZM139 76V77H138ZM164 78H163V77ZM167 78H166V77ZM170 76H171V78H170ZM206 76H208L207 78V80L205 79L206 78ZM211 76V77H210ZM5 77V78H4ZM35 77V78H34ZM54 77H56L55 79H54ZM65 79H64V78ZM71 77V78H70ZM78 77V78H77ZM81 77L82 78H84V79H86V81H83L82 82V79H81ZM94 77H95V80H94ZM140 77H141V81H140ZM161 77H162V79H161ZM30 78V79H29ZM58 78H59V81H57L58 80ZM69 78V79H68ZM87 78H88V81L89 82H87ZM13 79L16 81V82H13ZM22 79H23V81H22ZM72 80V82H71V80ZM73 79L75 80V79H77V80H75L74 82H73ZM80 79H81V81H80ZM117 81H119L118 83H116V80ZM120 79H122V80H120ZM164 79V80H163ZM202 79V82H203V79H204V82H203V86H204V84H206L207 82H208V84L210 85V86H208V85H206L207 87H208V89H207V87L206 86H204V88L206 87V90H208V91H210L211 90V92L213 91V93H211L212 95L215 93V95H214V97H212L211 99H209L210 97H208V96H206V95H208V94H206V93H208V92H206V91H204L203 93H199L200 95H198L197 94V91L198 92H200V90H202L201 89V87L199 86V84L201 85L202 83H200V81L199 80H201ZM9 80H11V83H10V81ZM39 80H41L42 81V85L40 84V82H39ZM126 80V81H125ZM160 80H161V83H164L163 81H166L165 82V87L160 83ZM190 80H191V86H194L195 84H196V86H197V88H200L199 90H196L195 88H196V86H194V88L193 89H190L189 88V86H190V84H189V86H187L188 85V83L190 82ZM209 80H210V82H209ZM122 81V82H121ZM213 81H219V82H217V83H215L216 84V86L218 85V86H220V82H222L221 84H223V86L221 87L220 86V88L217 86V88L215 87V85L214 84H211ZM24 82V83H23ZM25 82H27V83H25ZM57 82V83H56ZM78 83V84H75V83ZM92 82V81H91ZM125 82V83H124ZM160 84H159V83ZM206 82V83H205ZM61 83V84H60ZM66 83V84H65ZM69 85H68V84ZM89 83H90V85H89ZM104 83H106V84H104ZM120 83H122V85L120 84ZM54 84V85H53ZM57 84L59 85V86H57ZM82 84V85H81ZM88 86H87V85ZM121 86H120V85ZM157 84H158V86L160 87V89L159 88H157ZM193 84V85H192ZM198 84V85H197ZM9 85V86H8ZM25 85V86H24ZM52 85H53V87L54 88H56V89H54L53 87H52ZM84 87L85 85H86V87H84V91H82V88L80 87ZM107 85V89H106V87H104V86H106ZM119 85V86H118ZM127 85H129V86H127ZM213 85V86H212ZM64 86H69V91L68 92H65L66 90H65V88H63ZM187 86V87H186ZM212 86V87H211ZM229 87V89H228V87ZM23 89H22V88ZM52 87V88H51ZM60 87V88H59ZM67 87H66V89H67ZM72 87H76L74 90L76 91V93L78 92L79 94H77V96H76V94L74 93V95H71V92H72V90L71 89H73ZM117 87V91H115V93L116 92H118V94L116 95V94H114V89ZM130 89H129V88ZM138 87L136 88V89H138ZM162 87H164V88H162ZM226 87H227V91H226ZM61 88L64 90V92L65 93H69V95H71V96H69L68 94H67V97L68 98H64V94H63V92L62 93H60V91H61ZM87 88V90H85ZM129 89V91H128V89ZM159 89V93H158V91H156L157 89ZM161 88H162V90H161ZM203 88V89H204ZM214 88V89H213ZM231 88V89H230ZM19 89V90H18ZM22 89V90H21ZM54 90L55 92L59 89V91L58 92H56L57 93V95L56 94H53L54 93V91L53 92H51L50 90ZM89 89V90H88ZM101 89V90H100ZM104 89V90H103ZM189 89H190V91H189ZM210 89V90H209ZM222 89V90H221ZM13 90V91H12ZM18 90V92H19V95L20 94H24L25 95V97L26 98H23L24 97V95H23V97H22V95H21V98H20V96H16L15 97V91H17ZM62 90V91H63ZM102 90H103V93H104V95L102 94ZM109 92H108V91ZM126 90V91H125ZM132 92H131V91ZM135 90V89H134ZM191 90H195L196 91V96L198 97L199 96V98L197 99V98H195V93L194 92H191ZM230 92H229V91ZM5 91V92H4ZM11 91V92H10ZM22 91V92H21ZM83 92V94L85 93V91H86V93H85V96H88V95H90V96H88V100L89 101H87V99H86V102H85V99L83 100V98L82 97H84V95L82 96L81 95V93ZM99 91H101V92H99ZM154 91V92H153ZM219 91H221V93L219 92ZM222 91H224V92H222ZM6 92L9 94V96L8 95H6ZM12 92H13V94H12ZM89 92H90V94H89ZM112 92H113V95H115V98H114V96L112 95ZM125 92H127V93H125ZM134 92V93H133ZM185 92V93H184ZM17 93V92H16ZM100 93V94H99ZM108 93V94H107ZM120 93V94H119ZM126 95H125V94ZM131 93V94H130ZM133 93V94H132ZM151 93V94H150ZM158 93V95H156ZM191 93H194V96H192V94ZM210 93V92H209ZM223 93H224V95H223ZM61 94H63V95H61ZM125 95V96H123L122 97V95ZM128 94V95H127ZM147 94V95H146ZM186 94H188V95H186ZM225 94H227V96H225ZM228 94H230V95H228ZM3 95V96H2ZM52 95L55 97V98H53L52 97ZM59 95V96H58ZM98 95V96H97ZM112 95V96H111ZM120 95V96H119ZM148 95H150V97L148 96ZM202 95V96H201ZM210 95V94H209ZM57 96L59 97V101H61V99H63L61 102L62 103H60L59 104V101L58 102H56L55 104H47L48 103V101L47 100H49L50 99V102L54 99L55 101H57ZM73 96H75V97H73ZM81 96V98H80V100H83V102H85V103H83V107L81 106V101H80V104L79 103H77V102H79L78 100H79V97ZM110 96H111V99H115V101H116V99L117 98H123V101L125 100V102L123 103V101H122V103L120 102V105L118 104L119 102L118 101H120L119 99H118V103L117 104H114L115 102H113L112 104H111V102L109 103V101L108 100H110V101H112L111 99H109L110 98ZM148 96V97H147ZM154 96H156L155 97V99H157V101L159 100L160 102H155V100H154ZM159 96V97H158ZM211 96V95H210ZM223 96H225L226 98H224ZM11 97V98H10ZM17 97H18V99H19V101H18V99H17ZM51 97H52V100H51ZM66 97V96H65ZM96 97V98H95ZM126 97V98H125ZM189 98V100H188V98ZM208 97V98H207ZM10 99V100H8V99ZM70 98V100H68ZM87 98V97H86ZM125 98V99H124ZM148 98V99H147ZM149 98H150V100L153 102V100H154V102H153V105H152V103H151V101L149 100ZM194 98H195V100H194ZM3 99H7V101H5V100H3ZM24 99H26L27 100V102H28V100H30L29 101V106H30V104H32V105H34L35 106V104H36V106L35 107H37V109L41 112V114H40V112L38 113L37 111V109L36 110H33V106L31 105L30 107V109H32L33 111H35L34 112V115H36V117L35 116H33V115H30L29 113H28V111L30 112V110L28 109V103H27V106H25L23 103H25L26 102V100H24ZM35 99H36V101H35ZM71 99L73 100L74 99V101H71ZM96 99V101L94 102V100ZM153 99V100H152ZM187 99V100H186ZM206 99H208V101L206 100ZM2 100H3V105L1 104L2 103ZM22 100H24V101H22ZM53 100V101H54ZM129 102V103H127V101ZM191 100V101H190ZM11 101L13 102V103H15V102H17L18 101V103H15V104H12L11 103ZM15 101V102H14ZM53 101H52V103H53ZM93 101V102H92ZM104 101V102H103ZM108 101V102H107ZM148 101V102H147ZM21 102V103H20ZM33 102L35 103V104H33ZM49 102V103H50ZM66 102L67 103H69V104H66ZM72 102V103H71ZM89 102V103H88ZM106 102H107V104H106ZM204 104V106L205 107H201L202 105H200V104H202V103ZM10 103H11V106H10ZM88 103V104H87ZM90 103H92V104H90ZM99 103V107L100 108H102V110L100 111L99 110V112H101V113H98V110L97 109H99L98 107H96L95 105H97ZM126 103V108L127 107H130V109L127 111V110H125V107H124V112H120V111H123V109H122V107L121 106H125L124 104ZM190 103H191V106H190ZM18 104V105H17ZM45 104H47V106L45 105ZM113 104L114 105H117V108L118 109H121L119 112L118 111H116V109L117 108H115L116 106H113ZM127 104H132V105H127ZM186 104H187V106H186ZM17 105V106H16ZM22 105H24V106H22ZM40 105V106H39ZM45 105V106H44ZM55 105V106H54ZM78 105V106H77ZM80 105V106H79ZM87 105V106H86ZM93 105V108L91 107ZM113 106L112 108H114L115 110L114 111H116V112H118L117 113V118H114L113 116H116V114H115V112L113 113V114H115V115H112V112H113V110H111L112 108H111V106ZM13 106V107H14ZM49 106V107H48ZM58 106L60 107V109L58 110ZM72 106H74V107H72ZM78 107V109H77V107ZM108 106H109V108H108ZM186 106V107H185ZM27 107V108H26ZM33 107V108H32ZM46 109H44V108ZM50 107H52V108H50ZM74 109V111L71 109ZM85 107V109H83ZM88 107V108H87ZM94 107H95V110H97V112H96V114H95V117L92 115L93 113H92V111L94 110ZM134 107H136V110L134 109ZM39 108H43L42 110L41 109H39ZM62 108H66V109H68L69 111L67 112V110L65 111L64 109H62ZM70 108V109H69ZM97 108V109H96ZM108 108V109H107ZM23 109V110H22ZM26 109H28V110H26ZM91 109H93V110H91ZM1 110H4V111H1ZM31 110V111H32ZM47 110L48 111H50L49 112V114H47L48 112H47ZM54 110V111H53ZM79 110H81V112L79 111ZM33 111L31 112V114H33ZM53 111V112H52ZM55 111H57V112H55ZM60 111H62V113H59ZM71 111H72V113H71ZM79 111V112H78ZM112 111V112H111ZM18 112V113H17ZM20 112L22 113V112H24L23 114H20ZM44 112V113H43ZM91 112V113H90ZM109 112H111L110 114L112 115V116H110V117H112V119H113V123L109 120V122H110V125L112 124V126H111V128H109V127H107V128H109V132H106L105 130H108L107 128H105L106 127V125L108 124V126H109V123L108 122H106L105 120H104V122H103V124L104 125H102V122H101V120L103 121V118L104 119H106L110 114H109ZM139 112V113H138ZM188 112V113H187ZM3 113L1 114V115H3ZM15 113V114H14ZM37 113V114H36ZM57 113H59L60 115L62 114L63 116H61V118H58L57 117ZM64 113V114H63ZM68 113H70V115H68ZM81 113V114H80ZM104 113H106V114H104ZM135 113H138L137 114V117L139 116L140 117V119H141V123H143V124H141V126L142 127H140V128H138V131H137V129H135V128H137V127H139V122H140V119H139V121H137L138 119H137V117H136V114ZM187 113V114H186ZM27 115V116H29L30 118H31V121H30V123L32 124V126L31 125H29L32 129H30V128H28L29 126H28V124H29V120H30V118H29V120H27V116H24V115ZM29 114V115H28ZM58 114V115H59ZM73 114V115H72ZM87 114H90L91 115V117H89L90 115H88L87 116ZM99 114V115H98ZM109 114V115H108ZM24 116V118L26 119H23V117L22 116ZM41 117H40V116ZM44 115H46V116H44ZM47 115H49V116H47ZM60 115H59V117H60ZM75 115H76V117H75ZM106 115H107V117H106ZM141 115V116H140ZM53 117V119H54V117H55V119L57 118V119H60V120H63V121H57V120H55V122L57 121V123L56 124H54V123H52V125H54L55 126V128H54V130L55 129H57V131H54V130H52L53 129V127L50 129L48 126V124H50V126H52L51 125V122L50 123H46L45 121H43L42 119H45L46 121H48L49 122V120L51 121L52 119L50 118V117ZM64 116L67 118V116H70L69 117V120H71L70 118H72V120L71 121H77V122H75L73 125H71L72 123H71V121H69V120H67L66 118V120H64ZM106 118H105V117ZM121 116V117H120ZM5 117H8V119L10 118V119H12V118H14L17 122H18V124L20 125V129H19V131L20 132H22V136H25V134H27L28 136L26 137V139L24 138V137H22V139H20V137L18 138L17 136L19 135L18 133L17 134H15V132L16 131H18L17 129H18V124L15 122V121H13V120H7V118H6V120H5ZM15 117H17V118H15ZM33 117H34V121L32 120L33 119ZM43 117V118H42ZM63 117V118H62ZM75 117V118H74ZM89 117V118H88ZM97 117V118H96ZM100 117V118H99ZM123 117H125L126 118V120L129 118V121H126ZM135 117H136V121L138 122L136 125H134V123L136 122V121H133V123H132V125H134L133 127L130 125V121L131 120H135ZM138 117V118H139ZM37 118V119H36ZM39 118V119H38ZM120 118V119H119ZM122 118V119H121ZM2 119L5 121H2ZM22 119H23V121H22ZM42 121H41V120ZM119 119V120H118ZM131 119V120H130ZM89 122H88V121ZM99 120V121H98ZM107 120V119H106ZM143 120V121H142ZM202 120H204L203 122H202V124L200 123V121H202ZM11 121L12 122H14V125L13 126H11ZM65 121L66 122H68V123H66V125H64L65 124ZM125 121V122H124ZM183 121H185L184 122V124H183ZM9 123V125H5V124H7V123ZM19 122H21V123H19ZM34 122V123H33ZM43 122H44V124H43ZM54 122V121H53ZM98 122V123H97ZM101 122V123H100ZM130 122V123H129ZM3 123V124H2ZM11 123V124H10ZM39 123H40V125H39ZM60 123V124H59ZM71 123V124H70ZM107 123V124H106ZM118 123H120L119 125H118ZM124 123H125V125H127V126H131V128H129V129H127L126 128V131L127 130H129L130 132H128L127 131V133H129V134H123V130L125 131V125H124ZM36 124H37V126H36ZM45 124L47 125V126H45ZM59 124V125H58ZM62 124L64 125V126H62ZM98 124V128L97 127H95L96 125ZM100 124H101V127L99 128V126H100ZM186 124H189V125H187L186 126ZM23 125V126H22ZM42 125V126H41ZM44 125V126H43ZM120 125H121V128L123 129H120ZM138 125V126H137ZM185 125V126H184ZM191 125V126H190ZM9 126V127H8ZM21 126L23 127V129H24V127H25V129H26V131H25V129L23 130V129H21ZM71 126L73 127V128H71ZM124 126V127H123ZM135 126H137V127H135ZM184 126V127H183ZM197 126H202V127H198L197 129H195V127H197ZM6 127V128H5ZM9 129H8V128ZM15 127V128H14ZM44 127V128H43ZM48 128L47 130H46V128ZM57 127H59V128H57ZM63 127H67V129H68V131H67V129H63L62 130V128ZM71 129V130H69V128ZM114 127H116V128H114ZM118 127V128H117ZM148 127H150V128H148ZM154 127V128H153ZM16 130H14V129ZM34 128V129H33ZM40 128V129H39ZM42 128V129H41ZM74 128H76L75 129V132L73 131V129ZM147 128V129H146ZM152 128H153V130H152ZM10 129H12L11 131H10ZM51 131H50V130ZM61 129V131L63 132V133H61L59 130ZM103 129H105V130H103ZM113 129H118L117 131L116 130H113ZM132 129V130H131ZM29 130V131H28ZM64 130L66 131V132H68V133H66V134H64ZM113 130V131H112ZM149 130H151V131H149ZM4 131V132H3ZM5 131L7 132V133H5ZM11 132V134H9L10 132ZM25 131V132H24ZM50 131V132H49ZM77 131V132H76ZM79 131V132H78ZM101 131V132H100ZM106 132V134H104L103 135V133L104 132ZM132 131L133 132H135V134H134V136L135 137H131V135L133 134L132 133ZM201 131V132H200ZM2 132L4 133L3 135H2ZM9 132V133H8ZM12 132H14V133H12ZM45 132L47 133L48 132V136L46 137V138H50V141H52V142H48V140L49 139H47L46 141H45ZM55 132H59V134H58V136H56L57 134L55 133ZM72 132L73 133H75V134H72ZM149 132H150V134H149ZM156 132H158L159 133V135H160V133H162L159 137H158V135L156 134ZM200 132V133H199ZM23 133H25L24 135H23ZM37 133V134H36ZM50 133V134H49ZM52 133H54V135H53V137H51L52 135ZM69 133H70V135L72 134V136H73V138H75V137H77V138H75V139H73V138H71L72 136H69V138L67 137L68 135H69ZM77 133H78V135H77ZM80 133L82 134V136L80 135ZM85 133V134H84ZM110 133H115V135H114V137L112 136V135H110ZM130 133H132V134H130ZM12 134H15L16 135V137L14 138V137H11V135ZM44 134V135H43ZM64 135V137H61L62 135ZM83 134L84 135H86V136H88L90 139H91V141L92 142H90V143H93V144H97V146H92V145H90V143H89V139H88V137L86 138V136H85V138H83L84 139V143H83V139H82V143H81V140H79V138H81V137H84L83 136ZM202 134V135H201ZM4 135H8L9 137H11V139H13L14 138V141L17 139H19V141H20V143H19V141L17 142V143H15V142H13L10 138V140L9 141H11V142H13V144H12V146H10V147H6L7 145H10V142L8 141V140H6V139H8V137H4ZM14 135V136H15ZM34 135V136H33ZM75 135V136H74ZM80 135V136H79ZM107 135V136H106ZM149 135H151L150 136V138H151V143L152 142H154V140L156 139H160V140H158V142L155 140V143L154 144H156V145H153V144H149V142H148V137H149ZM163 135V136H162ZM4 137V139H2L3 137ZM68 138V140L66 139V137ZM112 136V137H111ZM124 136V138L126 139V141L127 140H129L130 139V137H131V139H130V141L128 142V143H126V141L125 140H123V137ZM161 136H162V140H161ZM192 136H197V138L196 137H194V139L196 140L195 141V143H196V145L195 144H193V142H194V140H193V137ZM28 137H30L31 139H28ZM60 137H61V139H60ZM127 137H129V138H127ZM158 137V138H157ZM6 138V139H5ZM24 138V139H23ZM54 139V145L56 146V148L54 149V147H52L53 146V139ZM71 138V141L69 140ZM117 139V138H119L118 139V141L117 140H115V139ZM134 138H136V139H138L137 141H140L139 143L136 141H134L135 139ZM153 138V139H152ZM38 139H40V140H38ZM59 139L61 140V143H57V142H60L59 141ZM62 139H66L67 140V143L69 144H67V143H65L66 142V140H64V142H63V140ZM132 139H133V141H132ZM23 140H24V143H23V146H22V142H23ZM42 140H44L45 141V143L42 141ZM75 140V141H74ZM87 140H88V142H87ZM191 140H193V142L191 141ZM9 143H8V142ZM27 141V144L29 145H27L25 142ZM72 141H73V143H72ZM94 141V142H93ZM123 141H125V143L126 144H129V147H130V151L133 149V150H135L136 152H139L141 155H140V159H139V161L140 162H138V161H136V158H138V156L135 154V156L133 155V157H136V158H130V155H131V153H132V151L130 152V151H128L129 149H127V148H129L128 147V145H126V151L128 152H126V153H124L125 151H123L124 149H123V147L125 148V143L123 142ZM132 141V142H131ZM160 141V142H159ZM191 141V142H190ZM56 142V143H55ZM62 142L65 144V145H62ZM70 142H71V145H70ZM96 142V143H95ZM120 142H122V143H120ZM130 142H131V144L133 145V143L135 144V143H138L139 144V146H140V144H141V142H142V145L141 146H143V148L142 149H140L139 147H138V144H135V145H137V146H132L131 144H130ZM8 143V144H7ZM15 143V144H14ZM40 143V145L41 146H39L38 144ZM41 143H43V144H41ZM46 143H48V144H46ZM51 143H52V145H51ZM78 143V144H77ZM80 143V144H79ZM118 143V144H117ZM197 143H200L201 144V147L199 146V144L197 145ZM5 144V145H4ZM7 144V145H6ZM19 144H21V146H19ZM25 144V145H24ZM60 144L63 146H60ZM193 144V145H192ZM14 145V146H13ZM16 145H18V146H16ZM35 145H37L39 148H37V146H36V150L37 151H35L34 152V149H35ZM44 145H46V148H45V146ZM48 145V146H47ZM82 145H83V147H85V150H82ZM195 145V146H194ZM34 146V147H33ZM76 146V147H75ZM81 146V147H80ZM123 146V147H122ZM145 146H146V148H145ZM153 146H154V148H156V149H154L153 148ZM197 146V147H196ZM200 148H199V147ZM2 147V148H1ZM12 147V148H11ZM19 147H21V149H18ZM22 147H23V149H22ZM29 147V148H28ZM30 147H31V149L33 150V153L31 152V151H29V149H30ZM50 147H52V148H50ZM61 147V148H60ZM69 147V148H68ZM70 147H71V149H70ZM78 147H80V149L87 155V153L90 155V153H91V155H92V152H94V156H90V157H87L85 154H84V156H86L87 157V159H89L90 158V163L92 162V165L87 161V163H88V165H87V163L86 162H83V164H86V166L85 165H83V164H81V163H79L78 161L80 160L81 161V159H85L84 158V156H83V153H81L82 155H80V151L81 150H79L78 151V153H77V150L76 149H74V148H78ZM137 147L139 148V149H137ZM9 148L11 149V150H9ZM45 148V149H44ZM60 148V149H59ZM93 148H95V149H93ZM99 148V149H98ZM150 148V149H149ZM160 148H162V150L163 151H161V149ZM17 149L19 150V151H17ZM25 149H27L30 153H28L27 151V153H25ZM38 149H39V151H38ZM48 149V150H47ZM49 149H50V152H49ZM51 149H53V150H51ZM84 149V148H83ZM89 149H91V150H89ZM123 149V150H122ZM147 149H149L150 151L148 152V150ZM24 150V151H23ZM42 150V151H41ZM45 150V151H44ZM59 150V151H58ZM68 150H70V152H68ZM92 150H98V151H101L103 154H104V156L105 157H103L102 156V153H101V155L100 156H96V155H99L100 154V152H96L95 153V151H92ZM158 150H160V152L158 151ZM197 150V151H196ZM200 150H202V151H200ZM11 151V152H10ZM43 151H44V153H45V155L43 156ZM57 151V152H56ZM81 151V152H82ZM134 151V152H135ZM157 151V152H156ZM8 152L10 153V155L12 154H14L13 156L11 155V159L9 158V154H8ZM39 152V153H38ZM41 152L43 153V154H41ZM46 152H49V153H47V155H46ZM130 152V153H129ZM135 152V153H136ZM215 152V153H214ZM218 152H220V153H218V154H222L221 156L220 155H217V153ZM32 153V154H31ZM38 153V155H36ZM70 153V154H69ZM99 153V154H98ZM151 153V154H150ZM158 153V154H157ZM201 153V154H200ZM203 153H204V156H203ZM211 153H212V157H213V160H211V162H210V160L208 159L209 157H210V155H211ZM214 153V154H213ZM225 153V154H224ZM2 154V155H1ZM5 154V156H7V158L9 159V161L7 160V159H5L6 157H3V155ZM33 154H35V155H33ZM44 157V158H40L39 156H41V155ZM69 154V155H68ZM126 154V155H125ZM130 154V155H129ZM134 154V153H133ZM138 154V153H137ZM210 154V155H209ZM29 155V156H28ZM30 155H33L34 156V158L32 159L31 158V156ZM125 155V156H124ZM156 155V156H155ZM214 155H216L215 157L217 158V164H215L216 162V158L214 157ZM224 155V156H223ZM83 156V157H82ZM127 156H129L128 158L130 159V161H131V163H130V161L127 159ZM149 156H151V157H156L158 160H156V161H158V162H155V158H150ZM163 156V157H162ZM206 156V157H205ZM223 156V157H222ZM30 157V160H32L31 161V163H30V160L28 159ZM37 157V158H36ZM39 157V158H38ZM92 157V158H91ZM126 157V158H125ZM132 157V156H131ZM159 157V158H158ZM212 157H210V159H212ZM219 157H221V159H218ZM24 158V159H23ZM67 158H68V160H67ZM103 158H104V160L106 159L108 162V165H106V166H110V169L112 170L111 172L112 173H110V172H106L107 170L109 171L110 169L108 168V167H103V166H105V161L103 160ZM151 160H150V159ZM164 158V159H163ZM167 158H168V160H167ZM204 158V159H203ZM222 158H224L223 160H226L225 162L227 163V164H225L224 162L222 163L221 161H223L222 160ZM23 159V160H22ZM36 159V160H35ZM65 159H66V162L68 163V161H69V163H70V165H73L74 163H75V165H76V163L79 165V164H81L82 165V167L84 168V170L81 168V170H83L84 172H82V173H85V168L87 167V166H89V167H91V166H93V168L91 169V171H89L90 169L88 168V170L86 171L88 174L87 175H84L85 176V178L84 179H86V177H88V179L90 178V180L91 181H93L95 184H96V182H97V186L95 185L94 187L95 188H93V189H91L92 188V186H93V183H92V185L90 184V180L87 182V184L88 185H85V182L86 181H84V180H82L83 178H81L80 176H79V172L77 171V169H76V171H73V168H77L78 167V165H76L77 167H72L71 168V166H67V167H65ZM76 159H78V161L77 162H75L74 160H76ZM93 159V160H92ZM163 159V160H162ZM208 159V160H207ZM3 160H7L6 162L5 161H3ZM17 160V161H16ZM21 160V161H20ZM27 160H28V162H27ZM47 160H49V161H47ZM56 160L58 161V162H63V163H56ZM126 160V161H125ZM154 160V163L153 164H150L151 163V161H153ZM160 160V161H159ZM221 160V161H220ZM54 163H53V162ZM84 161V160H83ZM93 161H96V162H93ZM103 161V162H102ZM127 161H129V162H127ZM168 161V162H167ZM170 161V162H169ZM204 161V162H203ZM206 161H209V162H206ZM10 162H12V164L10 165ZM25 162V163H24ZM50 162V163H49ZM51 162H52V165L54 166V167H52V165H51ZM72 162H74L73 164H72ZM100 162H102V163H100ZM125 162L127 163V164H125ZM150 162V163H149ZM190 162V163H189ZM200 162H201V164H200ZM9 163V164H8ZM30 165V166H28V164ZM46 163V164H45ZM56 163V164H55ZM99 163V164H98ZM111 163V164H110ZM130 163V164H129ZM168 163V164H167ZM185 163L187 164H189V166H190V164L193 166L194 164H196L197 166H198V171H199V169L202 167V164L203 165H205V166H203L201 169L202 170H200L198 173H196V171L197 170H195V168L197 169V167H192L193 168V170L191 169V167H190V169H189V167H188V165H187V167H188V169L185 167L186 165H185ZM193 163V164H192ZM207 163H209V164H207ZM221 165H220V164ZM229 163V164H228ZM27 164V167L25 166ZM55 164V165H54ZM94 164V165H93ZM96 164H98V165H101V166H97ZM103 164V165H102ZM110 164V165H109ZM207 164V165H206ZM224 164V165H223ZM6 165V166H5ZM51 166L50 168H48V166ZM63 166V167H65V168H63V167H61V166ZM67 165V164H66ZM170 165L172 166L170 169H168V167H170ZM174 165H175V168H174ZM181 165H184V166H181ZM211 165V167H210V170L208 169L209 168V166ZM22 166H24V167H22ZM97 166V167H96ZM127 166V167H126ZM130 166V167H129ZM182 167V169H183V167H184V169H186V170H183V171H185L183 174H182V170H181V168L179 169H176V167ZM195 166V165H194ZM216 166V167H215ZM219 166H221V168H219ZM28 167H31V168H29L28 169ZM41 167H42V169H46L45 171H44V173L43 174H48V172L50 171L51 173H49L48 175L46 174V176L44 177V176H42V177H44V178H41V176H39V174H38V172L40 171H42V170H40L41 169ZM44 167V168H43ZM81 167V166H80ZM80 167H78V168H80ZM98 167H99V169H98ZM102 167V168H101ZM200 167V168H199ZM207 167V168H206ZM227 167H231V170H229L230 168H227ZM235 167H237V169L239 170H237ZM18 168L20 169V168H24V171H22L21 169V171H22V173L20 172V170L18 171ZM40 168V169H39ZM53 169V171H51L52 169ZM69 170V173L67 174L66 172H68V170ZM101 168V169H100ZM105 168H107V169H105ZM138 168H140L139 170L140 171H138L137 169ZM212 168V169H211ZM219 168V169H218ZM5 169V170H4ZM36 169H39L37 172L35 171V173L33 174L32 172L34 171V170H36ZM56 169V170H55ZM103 169V170H102ZM104 169H105V171H104ZM137 171H136V170ZM173 169V170H172ZM175 169V170H174ZM208 169V170H207ZM217 169V170H216ZM49 170V171H48ZM65 170V171H64ZM67 170V171H66ZM72 170V171H71ZM102 170V171H101ZM115 170V171H114ZM132 170H133V172H132ZM188 170V171H187ZM195 170V171H194ZM223 170V171H222ZM229 171V175H228V172L227 171ZM233 170V171H232ZM5 172V173H3V174H1L2 172ZM18 171V172H17ZM70 171H71V173L72 174H70ZM132 173H131V172ZM135 171V172H134ZM182 171V172H181ZM221 171H222V173H221ZM39 172V173H40ZM80 172V173H81ZM139 172V173H138ZM189 172H191V174L189 173ZM232 172V173H231ZM237 172V173H236ZM240 172V173H239ZM19 173V174H18ZM21 173V174H20ZM24 173H25V175H24ZM66 173V174H65ZM80 174L81 176L83 175V174ZM102 173H103V176H101L102 175ZM110 173V174H109ZM119 173H121V174H119ZM186 173V174H185ZM190 175H189V174ZM203 173H204V175H203ZM234 173V174H233ZM22 174H23V176H26V177H24V179L22 180V181H20L19 179L22 177ZM63 174H65V175H63ZM75 174H77L79 177H77V175L74 177V175ZM131 174H133V175H131ZM137 174V175H136ZM141 174V175H140ZM187 174L189 175V176H191L190 178L192 179H190L189 180V177L187 178ZM222 174V176H221V178L220 177H218V176H220ZM233 174V175H232ZM2 175V176H1ZM5 175H7L6 177H5ZM37 175H38V179H40V182H39V180L37 181ZM40 175H42L41 173H40ZM50 175V177H48ZM74 177V178H81V184H83L84 183V187L85 186H87V187H85L86 189L85 190H89V189H91V190H89V194L90 195H95L96 197H97V200H99V198H100V200L101 199H105V197L106 198H108V203L107 202H105L107 199H105V201H103L102 200V202L100 201V204H98L99 202H96L95 201V198L96 197H92V196H90V197H92V199H90V198H88L87 196L88 195H86V197L88 198L87 200H91V201H93L92 203L94 204V202H95V204L93 205L92 203H90L91 201H89V203L91 204L89 207H88V205H89V203H87L86 204V206H87V208H89V209H91L90 211H89V209L87 210L86 208H85V203H86V198H84L83 197V200H82V196H80L79 197V195H78V193L80 192V189H79V187H77L78 185L80 186V184H79V182H76V181H78L77 179L76 180H74L73 181V179H72V176ZM106 175H108V176H106ZM119 175L121 176L122 175V177H119ZM131 175V176H130ZM151 177H150V176ZM186 175V176H185ZM202 175H203V177H202ZM234 175H236V178L234 177ZM17 176L19 177V178H17ZM52 176V177H51ZM64 176H66V177H64ZM70 176V177H69ZM83 176V177H84ZM110 176V177H109ZM128 176H130L131 178L130 179H132L133 178V180H131V181H129L128 182V179L126 180L125 178H129ZM133 176H139V178H137L138 179V181H139V184H141V185H137L136 187L138 188H136V187H134V192L132 191V190H128L127 189V187L128 186H130V185H133L134 183H135V185L138 183V181H137V179L135 180L134 179V177ZM214 176H216V177H218V178H216V177H214ZM5 177V178H4ZM8 177V181L6 180V178ZM30 177H33V179H34V177H35V180H33L32 178H30ZM68 177V178H67ZM101 177H102V179H101ZM123 177H125V178H123ZM150 177V178H149ZM185 177L187 178V180H185ZM192 177H194V179L196 178V180L198 179V181H196V182H193L194 180H193V178ZM228 177H229V180H228ZM12 178V179H11ZM69 178H71L70 180H69ZM117 178V179H116ZM149 178V179H148ZM201 178V179H200ZM224 178H225V180H224ZM32 179V180H31ZM41 179H43V180H41ZM50 179V180H49ZM67 179H68V181H69V184H67L65 181H67ZM113 179V182H112V185H110L111 183H110V180H112ZM119 180L120 179V181H121V183H122V181H124V186H125V184L127 183V187H125L124 189H127L126 191H129V192H126V194L129 196L130 195V193H134V194H132V196L134 197V198H130V199H136L135 197V195H137V193L139 194L138 196H139V198L137 197V199L139 200V199H141V200H139L140 201V205L142 206V207H144V208H142V212L144 211V212H147L146 214H148L147 216H146V218H148L147 219V223H148V225H146V226H144V227H146V229H144L146 232H152V233H156V231L157 230H159L160 228V230H159V233H157V235L159 236H157V235H154V237H153V235H150V237H149V235H144V233H146V232H144V230H143V228H142V226L144 225V223L143 222H146V221H141V219L143 220L144 219V215H143V213H142V215H140L141 214V211L139 212L140 214H139V216H138V212L137 213H134L136 210L137 211H139V208L138 207H140V206H137V205H139V202L137 203V201H136V203H137V205H132L133 207H131L132 209H131V211L133 212V210L137 207L138 209H135L134 210V215L132 216V215H130V210H129V212H127V213H123V212H125L126 210H125V208H123L122 206H121V204H122V202H123V204H124V206L126 207V208H128L129 206L128 205H131L132 204V201H127V198L126 197H122V198H125V199H121V197H120V199H119V201H121V204L119 205V207L121 206V209L120 208H116V206L118 207V205H117V203H120V202H116V200L117 199H115L114 197H111V193H109V192H107V191H109L110 189V191H112L114 188L112 187L113 186V183L115 184V186L117 185V184H121L120 183V181H116V180ZM127 181H125V180ZM129 179V180H130ZM147 179L149 180V182L147 181ZM210 179V180H209ZM211 179H214V181L213 180H211ZM239 179V180H238ZM30 180H31V182H30ZM52 180V181H51ZM62 180V181H61ZM87 180V179H86ZM104 180H105V182H104ZM190 181V182H186V181ZM209 180V181H208ZM231 180V181H230ZM238 180V181H237ZM4 181V182H3ZM7 181V182H6ZM11 181V182H10ZM54 181H56V182H54ZM58 181V182H57ZM70 181H73V182H70ZM82 181H84V182H82ZM96 181V182H95ZM114 181H116V182H114ZM205 181H207V182H209V183H207V182H205ZM37 183V185H36V183ZM54 182V183H53ZM75 182H76V184H75ZM100 182H102V185H103V187H104V189H103V187H102V185H101V183ZM148 182V183H147ZM211 182V183H210ZM7 183H8V185H7ZM10 183V184H9ZM13 185H12V184ZM33 183V184H32ZM35 183V184H34ZM51 183L53 184V186H57V188L55 187L54 188V190H56V189H58V191L56 190V192H58V193H56L55 194V192L54 193H52L53 192V190L51 189L52 187H50V185H51ZM110 183V184H109ZM117 183V184H116ZM153 183V184H152ZM158 183V185H156ZM192 183V184H191ZM202 183V184H201ZM225 183L226 184H233V186H234V184L236 185V186H232V185H225ZM50 184V185H49ZM55 184V185H54ZM90 184V185H89ZM101 185V187H100V185ZM123 184V183H122ZM122 184H121V186H122ZM147 184V185H146ZM195 185V186H192V185ZM201 184V185H200ZM223 184V185H222ZM12 185V186H11ZM39 185V186H38ZM47 185V187H45ZM73 185H76L75 187L73 186ZM202 185H204V186H202ZM217 185V186H216ZM5 186V187H4ZM58 186L60 187V188H58ZM90 186V188L88 189V187ZM109 186V188L107 189V187ZM114 186V187H115ZM118 186V185H117ZM123 186V187H124ZM201 186H202V188L203 187H205L204 189H201ZM31 187V188H30ZM71 187L72 188H74L75 190L73 191V189L71 190ZM83 187V186H82ZM82 187H81V190H84V187H83V189H82ZM113 189H112V188ZM120 187V186H119ZM200 187V188H199ZM14 188H16V189H14ZM18 188H19V190L20 191H17L18 190ZM24 188V189H23ZM38 188H39V190H40V192H39V190H38ZM41 188V189H40ZM49 188V189H48ZM70 189L71 191H73V193H70V190H68V189ZM76 188H78L79 189V192L78 193H76L77 191L76 190H78V189H76ZM98 188V189H97ZM131 188H132V186H131ZM131 188H129V189H131ZM15 191H14V190ZM117 189V188H116ZM119 189V188H118ZM117 189V190H118ZM122 189V188H121ZM140 189V190H139ZM195 189H196V191H195ZM202 190L201 192L203 193H199L200 191L199 190ZM207 191H206V190ZM27 190V191H26ZM42 190V191H41ZM46 190V191H45ZM49 190H52V192H50ZM61 190V191H60ZM64 190V191H63ZM65 190H68L67 191V193L69 192L70 194L68 195V197H67V193L65 192ZM99 190H101V192L99 191ZM103 190V191H102ZM123 190V189H122ZM205 190V191H204ZM223 190H226V191H223ZM12 191V192H11ZM16 193V192H18L19 194H20V192L21 193H24V195H22L21 194V197L20 196H18V194H17V196H16V194H14V192ZM114 191V190H113ZM119 192H121V190H118ZM117 191V193H119ZM131 191V192H130ZM135 191H136V193H135ZM227 191L230 193V195L229 194H227ZM28 192H30V194H32L31 195V197H29L28 198V196H30V194L28 195L27 193ZM64 193V194H66V195H61V197L60 196H57V195H59V194H61V193ZM74 192H75V195L77 194L78 195V197L79 198H77V196H74L73 197V195L72 194H74ZM116 192V190L114 191V194L113 195H116L117 193H115ZM124 192V191H123ZM125 192L124 193H121V194H119L120 196H122V194L124 195L125 194ZM2 193V192H1ZM93 193H96V194H93ZM111 194V195H109V194ZM129 193V194H128ZM225 193L228 195H225ZM236 193V194H235ZM15 195V197L17 198V197H19L17 200H16V198H15V200L16 201H12V200H14L13 198V196L12 195ZM25 194L27 195V198H24V196H25ZM33 194H35V195H33ZM37 194V195H36ZM41 194V195H40ZM98 194V195H97ZM101 194H104V195H102V197L103 198H101L100 197V195ZM147 194H148V196H147ZM110 197H109V196ZM112 195V196H113ZM118 195V194H117ZM126 195V196H127ZM0 196H1V194H0ZM33 196V197H32ZM64 196H66V199H64L65 197ZM99 196V197H98ZM125 196V195H124ZM127 196V197H128ZM13 197V198H12ZM60 197V198H59ZM23 198H24V200H25V202L23 203V205H28V203H29V205H30V207H26V211H25V217H24V214L22 213L21 214V212H24V208H23V210L22 211H18V210H20V209H22L21 207H20V204L18 203V202H20V200H23ZM73 200H72V199ZM75 198H77L75 201H74V199ZM111 198L113 199V200H111ZM128 198V199H129ZM259 198V199H258ZM261 198V199H260ZM1 197H0V201H1ZM3 199H2V201H3ZM28 199V200H27ZM80 201H79V200ZM85 199V200H84ZM129 199V200H130ZM156 199H158V201L156 200ZM162 199V200H161ZM237 199H239V201L241 202H243V200H244V202L243 203H240ZM255 199V200H254ZM23 200V201H24ZM146 200V201H145ZM226 200V201H225ZM236 200H237V202H236ZM246 200V201H245ZM250 200V201H249ZM18 201V202H17ZM23 201H21V202H23ZM28 201V202H27ZM72 201H74L73 203V205L71 204L72 203ZM84 202V204L82 203V202ZM114 201H115V203H114ZM134 201V200H133ZM142 201H144V202H142ZM150 201V202H149ZM261 201H262V203H261ZM14 202H17L18 203V205H16V207H14V206H11V204L13 203L14 204ZM20 202V203H21ZM27 202V204H25ZM150 204H149V203ZM255 203V205H253V203ZM16 203V204H17ZM40 203V205H38ZM77 203V204H76ZM110 203H112L111 204V208H115L114 210H116V209H120V211L119 210H117L118 212H116V211H114L113 210V213L115 212V213H117V214H119V212H121V214H122V217H120V218H123L124 216L123 215H126V220L128 221V219H129V223L132 225H130V224H128L127 223V221L123 218V222H124V225L125 226H123V225H121V227H120V223H122L123 224V222L122 221H120L119 220V218L117 219V217H118V215L117 214H113V217H112V214H111V216H110V213H112V211L110 212V211H108L109 213V215L107 214V211L106 210H112L111 208H110V206H108V205H106V204H109L110 205ZM125 203L127 204V205H125ZM134 203H135V201H134ZM146 203H148V205H146V206H143V205H145ZM12 204V205H13ZM22 204V203H21ZM68 205L69 207H70V205H71V210H69L70 208L69 207H66V205ZM70 204V205H69ZM116 204V205H115ZM15 205V204H14ZM22 205V206H23ZM79 205H81V206H79ZM93 205V206H92ZM101 205V206H100ZM112 205H114V207H112ZM195 205V207L196 206H198L197 208H195L194 209V207L193 208H191L192 206H194ZM252 206L253 208H257V207H260V205H261V207L263 208V209H261V207H260V209L259 210H255V209H251V207L250 208H248V210L246 209V211H244V209H243V212L241 213V211H242V209L241 208H243L244 206ZM17 206H19V209H18V207ZM31 206H33V207H31ZM76 206V207H75ZM99 206V207H98ZM106 207V209H105V207ZM35 207H37V208H35ZM79 207H82L83 209H86V210H80V209H82V208H80V209H78ZM129 207V208H130ZM135 207V208H134ZM15 208V209H14ZM17 208V209H16ZM29 208L31 209V213L33 212H35L34 214L37 216V218H39L38 220V223L37 222H34L35 220H31V219H33V218H30V217H32V216H30L31 215V213H30V210H29ZM67 208V209H66ZM77 210V211H75V209ZM95 208V209H94ZM100 208H102V209H100ZM128 208V209H129ZM163 208H165V209H163ZM169 208V209H168ZM239 208H240V210H239ZM29 211H28V210ZM124 209V210H123ZM127 209V210H128ZM141 209V208H140ZM251 209V210H250ZM4 210H7L8 211V214L6 213V211L5 212H3ZM33 210V211H32ZM101 211L102 212V210H103V212L106 214V215H104V213L102 214V215H104V216H102L100 213L101 212H99V211ZM239 210V211H238ZM11 211V212H10ZM28 211V212H27ZM79 211V212H78ZM85 211H86V214H85ZM87 211H89V213H90V215L89 214H87ZM92 211V212H91ZM98 211V212H97ZM123 211V212H122ZM15 212H17V214L15 213ZM70 212L72 213L71 215H69L70 214ZM80 215V213L82 214L83 212V215L85 214V216L83 217V218H80V217H82L81 215L80 216H76V214L77 213ZM96 213L95 215H94V213ZM131 212V213H132ZM9 213H11V215H9ZM20 213V214H19ZM28 213V214H27ZM30 213V214H29ZM33 213H32V215H33ZM63 213V214H62ZM76 213V214H75ZM243 213H246V214H248V218H250V220L252 221V222H248L247 224L249 225V227L247 226V224L245 223L246 222V219L243 217ZM13 214L15 215L14 216V219H15V217L19 214V217H20V215L23 217V219H22V217H21V219L18 217V219H17V221H16V219L14 220L13 219ZM43 214V215H42ZM59 214H61L60 216H57V215H59ZM100 214V215H99ZM120 214V215H121ZM128 214V215H127ZM136 214V215H135ZM145 214V215H146ZM219 214H220V216H219ZM225 214V215H224ZM227 214V215H226ZM230 214H232V216H229ZM238 215V214H240V215H242L240 218V221H241V224L239 223V222H236L237 220H235V218L236 219H238L237 217H235L236 215ZM245 214V215H246ZM9 215V216H8ZM35 215H33V216H35ZM48 217H47V216ZM50 215H53V216H56L55 218L53 217H51ZM97 215H99L100 216V219H101V217H103V219H102V221L105 223V225H106V223H109L111 220L113 221V223H112V225H111V223H109V225H104L103 224V222L99 219V217H97ZM115 215H117V217L115 216ZM152 215H156V218H155V216H153V217H151ZM30 216V217H29ZM36 216H35V218H36ZM67 217V218H70V219H67V218H61V220L63 221L64 220V222H62L61 220H59L60 218L59 217ZM88 216H90V220L88 219ZM96 218H95V217ZM111 218H110V217ZM128 216V217H127ZM129 216H131V217H129ZM134 216H136V217H134ZM141 216V217H140ZM177 216V217H176ZM192 216H194V218L195 217H198V218H201V219H199V220H197V222L195 223V224H193L192 222H191V220L193 221V217ZM259 216V215H258ZM95 218V220H94V218ZM149 217H151V219H152V221H149ZM160 217V218H164V219H158V218ZM169 217V218H168ZM179 217V218H178ZM221 217V218H220ZM238 217H239V215H238ZM263 217V218H262ZM30 218V219H29ZM42 218H44V219H42ZM75 220H74V219ZM77 218V219H76ZM93 218V219H92ZM98 218V219H97ZM113 218V219H112ZM128 218V219H127ZM145 218V219H146ZM169 220H168V219ZM181 218L182 219H184L183 220V224H185V220H186V222L188 221V223H189V221H190V223H191V227L189 226V224L187 225V223H186V227L184 226V227H180L181 225H183V224H181V222L182 221H180L181 220ZM217 218V219H216ZM231 218H233V220L231 219ZM252 218V219H251ZM25 219V220H24ZM82 219L83 221H80V220ZM111 219V220H110ZM144 219V220H145ZM153 219H155V221L153 220ZM167 219V220H166ZM178 219H180V220H177ZM197 219V218H196ZM219 219V220H218ZM229 219H230V221H231V224H230V222H229ZM244 219H245V222H244ZM2 220H4V221H2ZM15 222H14V221ZM20 220H22V221H25L26 223H28L29 224V226L31 227V230L33 229L34 231H36V234L38 233V239L39 238H41L42 236L41 235H43V232H44V234H46L47 236L49 235V237L48 238H53V239H48L47 237V240H46V238H45V236H44V238H45V240L42 238V239H39V241H38V239L37 238H35L34 236H32V235H30L31 237H34V239L33 238H30V236H29V234H35L34 232L33 233H31V230L29 231L28 230V232H30L29 234H28V237L30 238V240H27L28 238L26 237V235H24V232L25 231H23L24 230V227H25V230H26V228H30V227H28V226H26L24 223L25 222H23V223H21V221ZM43 220V221H42ZM45 220V221H44ZM65 220L66 221H69L70 222V224H68V223H65ZM73 220V221H72ZM97 220H100V221H98V222H100V224L97 222ZM110 220V221H109ZM116 220H118V222H120V223H118ZM133 220H135V221H133ZM136 220H137V222H136ZM161 220H163V221H161ZM177 221L178 223L180 222V226H177V227H180L179 229H181V232L179 231V233H178V230L176 229V228H172L173 226H171V225H173V224H171V223H173V222H171V221ZM195 220V219H194ZM213 220H214V222H213ZM217 220V221H216ZM249 220V221H250ZM263 220V221H262ZM11 221V222H10ZM14 222V225L15 226H11V225H13L12 223ZM21 223V224H19V222ZM36 221H37V219H36ZM51 221H55V224H53V225H51L52 224V222ZM59 221H61V223L59 222ZM72 221V222H71ZM79 221V222H78ZM97 222V224H99V225H97L96 227H91V225H93L94 224V222ZM111 221V222H112ZM131 221V222H130ZM135 223H133V222ZM167 222V224L169 225H167V227H170L169 229L171 230V228H172V230H171V233L172 234H168L169 232H164V231H166V230H164V231H162V234L161 235H159L160 234V232H161V230H162V227L166 224V222ZM196 221V220H195ZM233 221V222H232ZM235 221V222H234ZM258 221H260V222H262L263 223V225L262 224H260V222L258 223ZM7 222V223H6ZM17 222V223H16ZM39 222H40V228H41V230L42 229H44V227H45V229L50 233V231L51 230H48V227L47 226H57V228L54 226V228H49V229H56L52 234H48L47 233V231H44L43 230V232L41 233V235H40V228H39ZM43 222V223H42ZM45 222H47V225L45 226V225H42V224H44ZM87 222H89V224L87 223ZM115 222H117V224L115 223ZM140 222V223H139ZM154 224H153V223ZM158 222V223H157ZM159 222H161L160 224H159ZM171 222V223H170ZM176 222V223H177ZM36 223V224H35ZM50 223V225H48ZM57 223V224H56ZM60 223V224H59ZM62 223H64L65 225H66V227H65V225H63ZM88 225H87V224ZM116 224V227L114 228V229H119L120 230V232L121 233H119V234H122L121 236H119L118 237V235H117V232L118 231H116V233L114 232V230H112V227H114V225L113 224ZM126 223V224H125ZM136 223H137V225H136ZM150 223H152V225H154V226H152L154 229H156V227H157V230H155L154 232L153 231H147L148 229V227H149V225H151ZM164 223V224H163ZM204 223H206V225L204 224ZM229 223V224H228ZM237 224L236 226H234L233 225V227L231 226L232 224ZM240 225H239V224ZM252 223H253V225H252ZM9 224V225H8ZM18 226H17V225ZM22 224L23 225H25L24 227L22 226ZM71 224L74 226V227H72L71 226ZM77 224H79L78 225V227H77ZM84 224H86V225H84ZM96 224V223H95ZM129 225V227H128V225ZM141 224V225H140ZM158 224H159V227H158ZM174 224H175V222H174ZM201 224H203V225H201ZM256 224H258L259 226H257ZM21 226V228H20V226ZM61 225H62V227H61ZM83 226L84 225V227H81L80 228V226ZM90 225V226H89ZM112 227H111V226ZM135 225V226H134ZM177 225V224H176ZM175 225V226H176ZM179 225V224H178ZM225 225H230V226H228L229 227V231L227 232V230H226V228H228V227H226ZM250 225H252V226H250ZM9 226H11V227H9ZM16 226L18 227V228H16ZM70 226V228H68ZM76 226V227H75ZM110 228H109V227ZM141 226V227H140ZM161 226V227H160ZM199 226V227H198ZM226 228H225V227ZM246 226V227H245ZM59 227H61V228H59ZM86 227V228H85ZM89 229H88V228ZM120 227V228H119ZM126 227V228H125ZM200 228V230L198 229V228ZM203 227V228H202ZM207 228L206 230H205V228ZM243 227H244V229H243ZM254 227H256V229H254ZM66 229V230H68L67 232L69 233L68 234V236L69 237H71L73 240H71V238H69V237H67L66 236V238H65V242H63V239H64V237L63 236H61V235H66V230H63V229ZM68 228V229H67ZM95 228V229H94ZM121 228L123 229V230H121ZM142 228V229H141ZM149 228H151V227H149ZM153 228H152V230H153ZM164 228H166L165 226L163 227V229ZM196 228L198 229V230H196ZM209 228V229H208ZM242 228V229H241ZM250 228H251V232L254 234V236H255V241L253 242L252 240H250V241H252V242H250L249 241V243H248V241H247V239L249 238V239H251L250 238V236H252V238H253V234H251L250 235V233H249V231H250ZM261 228V229H260ZM21 229V232H18L19 230ZM23 229V230H22ZM40 231H39V230ZM82 229V230H81ZM83 229H84V231H83ZM91 229H93V230H91ZM176 229V230H175ZM183 229H185V230H183ZM191 229H192V231H191ZM212 229V230H211ZM259 229V232L255 235V233L257 232V230ZM263 229H264V226H263ZM14 230H16V233L15 232H12V233H10L11 231H14ZM18 230V231H17ZM32 230V231H33ZM63 232H61V231ZM88 230V231H87ZM112 230V231H111ZM150 230V229H149ZM170 230H167V231H170ZM208 230H209V232H208ZM223 230H226V231H223ZM255 230V231H254ZM1 231V230H0ZM27 231V230H26ZM58 231H60V232H58ZM64 231L66 232V233H64ZM90 231H93V232H90ZM137 231V232H136ZM22 233V234H20L21 235V237L22 238H18V236H17V234L18 233ZM46 232V233H45ZM80 232V233H79ZM89 232L91 233V234H89ZM111 232L113 233L114 232V235H117L116 237L117 238H121L122 239V242L123 241H125V240H123L124 238H127L128 237V239H129V237H131V241L130 242H132V243H129V240H128V243H127V245L129 244H131L129 247H130V250L128 251V248L126 247V245H122L120 242V240L119 239H116V241H118L117 242V246H116V248H115V246H114V244L115 243H113V242H116L115 241V239H113V237H115L113 234V237H107V239L110 241V239L112 240V242H110L111 244L113 243V245L112 246H108V245H111L110 243H107V242H109L107 239V241H105L106 242V244H108L107 246H105V242L102 244V243H100L99 241L101 240H99V241H97V243H99L97 246L96 245H94V249L92 248V245L90 246V242L89 243H87L89 240H91L90 238H92L93 237V239H95L96 238V235L97 236H101L102 234H105V235H110L111 234ZM131 232H133V233H131ZM134 232L136 233L135 235H134ZM205 232V233H204ZM220 232V233H219ZM231 232V233H230ZM246 232V233H245ZM1 233V232H0ZM0 234L1 236H2V238L4 237L3 235L4 234ZM10 233V234H9ZM13 233L15 234V237H14V235H13ZM60 233L61 235L59 236L58 234ZM86 233V235H84ZM130 233H131V236H129L130 235ZM164 233H167V234H165V235H167V236H165V235H163ZM198 234V235H196L195 236V238H194V235L195 234ZM243 233V234H242ZM248 233V234H247ZM261 233V234H260ZM263 233V234H262ZM12 234V235H11ZM35 234V235H36ZM53 234H55V236L56 237H54L53 236ZM72 234V235H71ZM127 234H128V236H127ZM182 234V235H181ZM233 234V235H232ZM245 234V235H244ZM258 234L260 235V236H258ZM123 235H126V236H124L123 237ZM132 235H134V236H132ZM138 235H140V238L141 237H143V238H141L140 239V241H138V239H139V236ZM170 235V240H168L169 239V236ZM171 235H172V237H171ZM244 235V236H243ZM247 235V236H246ZM11 236H13V238L11 237ZM37 236V235H36ZM41 236V237H40ZM57 236H58V238H59V243H58V245L57 244H53L52 242H54V243H56V241H55V239L57 238ZM73 236V237H72ZM152 236V237H151ZM162 238H161V237ZM163 236H165V237H163ZM186 238H185V237ZM191 236H193V237H191ZM204 236V239H202V237ZM205 236L207 237V238H205ZM220 236V237H219ZM222 236V237H221ZM245 236L247 237V238H245ZM257 236V237H256ZM20 237V236H19ZM23 237H25V238H23ZM106 237V236H105ZM104 237V238H105ZM134 239H133V238ZM138 237V238H137ZM156 237V238H155ZM219 237V238H218ZM238 240V241H240V243L238 242V241H236L235 240V238ZM258 237L260 238V241L263 243V247L260 245L261 243H259L258 241H257V239H258ZM11 238V239H10ZM57 238V239H58ZM63 238V239H62ZM98 238V237H97ZM102 238V237H101ZM103 238V239H104ZM136 238H137V240H136ZM179 238L181 239H183L184 238V240H179ZM189 238H191L190 240H189ZM193 238H194V241H193ZM199 238H201V239H199ZM221 238H223V240H225V241H222L221 240ZM232 238V239H231ZM257 238V239H256ZM19 239V240H18ZM32 239H33V242H31V246H33V245H36V244H38V245H36V248L39 246V248H40V245H39V243L41 244V248H43L44 247V245H46L47 243L49 244H51V245H53V246H50L49 247V245L47 246L46 245V247H44V249H42L41 250V248H40V252H39V250H34L33 251V254H31L32 253V248L33 247H35V246H33L32 248H31V246H30V241H32ZM37 239V240H36ZM60 239H62V240H60ZM92 239V240H93ZM102 239V240H103ZM145 239V240H144ZM159 240V242L157 241V240ZM165 239L167 240L166 242H165ZM186 239H188L189 240V242L186 240ZM228 239V241H226ZM230 239V240H229ZM235 240V241H233V242H231L232 240ZM248 239V240H249ZM8 240V241H9ZM34 240H36V241H34ZM43 240V242L41 243L40 241H42ZM133 240H134V242H133ZM135 240H136V247H135ZM156 240V241H155ZM161 240H163L166 244H163V242L161 241ZM172 240V241H171ZM218 240H220L219 242L220 243H223V244H218ZM45 241H47V242H45ZM51 241V242H50ZM69 241V242H68ZM120 241V242H119ZM153 241H154V245H156V247H157V249H156V247L155 246H152V245H149L150 243L149 242H152L151 244H153ZM208 241V243L210 242V244L212 243L213 244V246L212 247H207L208 245L210 246V244H206V242ZM245 241H247V243L245 242ZM127 242V241H126ZM156 242V243H155ZM159 244H158V243ZM161 242V243H160ZM177 242V243H176ZM184 242H187V243H185L184 244ZM190 242H194L193 244L191 243L190 245H187V244H189ZM205 242V244H202V243H204ZM217 242V243H216ZM244 242L246 243V244H244ZM5 243V244H4ZM10 243H11V245H10ZM43 243H46V244H44L43 245V247H42V244ZM63 243V244H62ZM82 243H87V245H89L91 248H88L89 246H85L84 247V245L85 244H82ZM139 243H140V247L142 246V248L145 250V248H146V252L143 250V252H144V254H142L141 255V252H140V250H139V248L138 249H136L137 248V245H139ZM146 243H148V245L150 246H145L146 245ZM200 243V244H199ZM258 243V244H257ZM15 244V245H14ZM68 244V245H67ZM120 244L122 245L121 247H125L126 249H127V251H124V250H121V247H120ZM124 244V243H123ZM162 244V245H161ZM175 246H174V245ZM182 244H184V245H182ZM198 244L199 245H203V246H198ZM217 244H218V246H217ZM232 244V245H231ZM2 245H3V248H5L6 247V245L8 246L9 245V247L8 248H10V247H12V246H14L13 248H15L16 247V245L18 246V249H22V252L23 253H21V251L19 252V253H21L20 255H19V253L17 252V250H13L12 248H10V249H8V250H10L12 253H13V251H14V253H13V259H12V254H11V252H9V251H7V248H5L4 250L2 249ZM23 245V246H22ZM57 245V246H56ZM65 245V246H64ZM77 245V246H76ZM101 245V246H100ZM165 245H167V247H164ZM172 245V246H171ZM176 245H177V247H176ZM186 245V251L184 252L183 251V247ZM193 245V246H192ZM195 245H196V247H195ZM205 245H207V246H205ZM220 245H222V246H220ZM256 245V246H255ZM61 246V247H60ZM103 246H105V247H107L106 249H107V253L105 254V250L104 251H102L103 249H105V247H103ZM119 246V247H118ZM160 246L161 247H163V249L162 248H160ZM170 246V247H169ZM225 246V247H224ZM229 246H231V247H229ZM23 247H26L25 249L26 250H29V249H32V250H29L28 252L27 251H25V250H23L24 248ZM113 248V250H110V248ZM118 247V248H117ZM133 247H135V248H133ZM139 247V246H138ZM147 247L149 248L148 250H147ZM152 247V248H151ZM175 247H176V249H175ZM197 247H198V249H197ZM215 247V248H214ZM218 247V248H217ZM221 247V248H220ZM35 248V249H36ZM39 248H37V249H39ZM54 248V249H53ZM56 248V249H55ZM87 248V249H86ZM120 248V249H119ZM142 248H140L141 250H142ZM151 248V249H150ZM154 248L156 249V250H154ZM165 248H167V255L168 254H170L171 252H173V251H176V252H174L172 255H171V257H170V255H169V257L168 256H165L166 255V250H165ZM226 249V250H228L229 248L231 249V251H233L234 252V254L232 253V252H229V251H226V250H223V249ZM235 248V249H234ZM93 250L92 252L93 253H91V251H90V253H88L87 251L88 250ZM125 249V250H126ZM135 249H136V252H135ZM162 249V250H161ZM174 249V250H173ZM189 249V250H188ZM191 249V250H190ZM195 249H197V254H195L196 253V250ZM207 249H209V250H207ZM210 249H211V251H210ZM216 249H218V250H216ZM229 249V250H230ZM241 249H243V250H241ZM262 249V250H261ZM6 250V251H5ZM13 250V251H12ZM66 250V251H65ZM75 250H77L76 252L77 253H79L80 254V252H81V254H82V256L83 255H85V256H83L84 257V260L86 259V261H84L83 260V257L81 258H79V254H76L75 253ZM80 250H82V251H80ZM120 250H121V252H120ZM133 250V251H132ZM154 250V251H153ZM173 250V251H172ZM180 250V251H179ZM195 250V251H194ZM202 250V251H201ZM204 250V251H203ZM214 250V251H213ZM236 250V251H235ZM241 250V251H240ZM248 250H250L249 252H248ZM257 250V251H258ZM261 250V251H260ZM43 251V252H42ZM123 251V252H122ZM139 251V254L137 255V257H139L140 255V257L141 258H139L141 261L139 262V260L137 259V257L134 255L133 256V254H135V253H137ZM150 251V252H149ZM155 251H157V256H156V252ZM160 251V252H159ZM188 251V252H187ZM200 251H201V253H200ZM206 251V252H205ZM216 251H217V254H216ZM222 251H223V255H222ZM239 252V255H237V253ZM245 251V252H244ZM246 251H247V253H249V254H245L246 253ZM15 252H17V253H15ZM25 252H27L26 253V255H24V253ZM38 252V253H37ZM61 252V253H60ZM62 252H64V253H62ZM73 252L75 253V254H73ZM102 252H104V253H102ZM130 252V253H129ZM142 252V253H143ZM162 252V253H161ZM163 252H164V256H163V258H162V255H163ZM220 252V253H219ZM229 252V255H227L226 253H228ZM44 253V254H43ZM58 253V254H57ZM68 253V254H67ZM84 253V254H83ZM100 253V254H99ZM131 254V257L132 258H130V257H127V256H130L129 254ZM151 253V254H150ZM162 255H161V254ZM183 253V254H182ZM206 255H205V254ZM217 255V257H221V255H222V257L221 258H217L216 257V255ZM243 253H241V255H243ZM1 254H3V252L1 253ZM34 254H37V255H34ZM40 254V255H39ZM64 254H65V256H67L68 255V257H69V255H70V257H72V255L71 254H73V256H77L78 258H75V259H80L81 260V262H80V260L78 261H75V262H72L73 261V258L72 259H70V257H69V260L70 261H68V259H67V257H64L63 259H61V261L60 262H58L59 260H60V258H62V255L64 256ZM67 254V255H66ZM80 254V255H81ZM102 254V255H101ZM103 254H105V255H103ZM122 254V255H121ZM123 254H124V256H123ZM126 254V255H125ZM193 254V255H192ZM195 254V255H194ZM5 255H0V256H2L0 259H1V261H0V264H6V263H4L5 261H3V258H4V256ZM183 255V256H182ZM202 255H203V257H202ZM205 255V256H204ZM212 255V256H213ZM228 257H227V256ZM17 256H18V258H17ZM26 256V258L24 259V257ZM59 256V257H58ZM105 256V257H104ZM111 256V255H110ZM121 256H123L122 258H121ZM154 257V256H156L155 258H152V257ZM161 256V257H160ZM181 256H182V258H181ZM239 256V257H238ZM32 257H33V259H32ZM86 257V258H85ZM90 257V258H89ZM109 258V259H107L106 261H104L106 258ZM151 257V258H150ZM198 257V258H197ZM225 257H226V259H225ZM231 257V260L229 259ZM20 258V259H19ZM41 258V259H40ZM44 258V259H43ZM50 258V259H49ZM104 260H103V259ZM126 258V259H125ZM127 258H130L129 260H130V262H129V260H127ZM201 258V259H200ZM224 260H223V259ZM235 258V259H234ZM242 258V257H241ZM257 258H258V260H257ZM4 259V260H5ZM14 259H16V260H14ZM22 259V260H21ZM24 259V260H23ZM27 259V260H26ZM39 259V260H38ZM49 259V260H48ZM125 259V260H124ZM134 259V260H133ZM137 259V260H136ZM186 259V260H185ZM197 259H198V261H197ZM203 259H204V261H203ZM21 260V261H20ZM47 260V261H46ZM72 260V261H71ZM83 260V261H82ZM111 260H110V262H111ZM133 260V261H132ZM213 260H214V258H213ZM223 260V261H222ZM241 260V259H240ZM242 260L244 261V258H242ZM16 261H20V262H16ZM26 261V262H25ZM68 261V262H67ZM97 261V262H96ZM103 261H104V263H103ZM116 261H117V263H116ZM135 261V262H134ZM137 261L139 262V263H137ZM153 261V262H152ZM161 261V262H160ZM201 261V262H200ZM226 261V262H225ZM24 262V263H23ZM46 262V263H45ZM48 262V263H47ZM58 262V263H57ZM72 262V263H71ZM160 262V263H159ZM172 262V263H171ZM192 262V261H191ZM212 262H211V264H213ZM237 263V262H236ZM242 263H240V264H242ZM93 264V263H92ZM100 264H101V262H100ZM192 264H194V263H192Z\"/></svg>",
	"mask_w": 264,
	"mask_h": 264
},
{
	"label": "bare ground",
	"instance_id": "bare-ground-1",
	"mask_svg": "<svg viewBox=\"0 0 264 264\" xmlns=\"http://www.w3.org/2000/svg\"><path fill=\"white\" fill-rule=\"evenodd\" d=\"M20 1H21V0H20ZM29 1H30V0H29ZM29 1H28V2H29ZM46 1H47V0H46ZM54 1H56V3L58 2V0H52V1L49 0V1H47V2H45V0H44V3H43V1L40 0V2L37 3V4L35 5V6L38 7V8H36V10H37V11H38V9L41 10L42 5H44V4L48 3V2H49V3H52V2H54ZM60 1L62 2V0H60ZM74 1H76V2H75V3L72 2V3H73V4H76V3H77V0H74ZM81 1L84 2V0H81ZM91 1L93 2V0H91ZM94 1H95V0H94ZM97 1H98V4H100V6H102L103 8H107V9H108L109 7H111L112 5L116 4V3H118V4L121 3V2H118L119 0H96V2H97ZM120 1H121V0H120ZM126 1H127V0H125V2L122 1V2H123V5H125L126 3L129 2V0H128L127 2H126ZM131 1H132V2H131ZM146 1L148 2V0H145V2H146ZM153 1H154V0H153ZM174 1H175V0H174ZM209 1H210V0H209ZM209 1H208V2H209ZM222 1H223V0H217V3H218V2L220 3V2H222ZM227 1H229V0H227ZM232 1L235 2L236 0H232ZM243 1H246V0H243ZM248 1H251V3H252V2H254L255 0H254V1H253V0H248ZM258 1H259V0H258ZM21 2H24V0H22ZM32 2H33V1H32ZM61 2H60V3L58 2V5L60 4L61 6H63V5H62L63 2H62V3H61ZM66 2H67V3H68V2L70 3L71 0H70V1H69V0H68V1L66 0ZM82 2H80L79 5H82V4H81ZM96 2H95V3L93 2L94 4H96V5H94L95 7H97V5H98ZM130 2H131L130 4H132V6H133V4H134V3H133L134 0H130ZM151 2H152V1H151ZM172 2H173V1H172ZM186 2H187V1H186ZM210 2H212V0H211ZM215 2H216V1H215ZM224 2H226V0H225ZM229 2H230V1H229ZM239 2H241V1H239ZM239 2H238V3H239ZM256 2H257V1H256ZM259 2H260V1H259ZM261 2H262V5H263V4H264V0H261ZM29 3H30V2H29ZM29 3H28V4H29ZM33 3H34V2H33ZM40 3H42V4H40ZM56 3L54 2V3H52V4H55L54 6H56V7L58 8V6H57ZM137 3H138V2H137V0H136V4H137ZM142 3H143V2H141L140 4H142ZM217 3H215V6L218 5ZM226 3H228V2H226ZM230 3H231V2H230ZM238 3H236V4H238ZM242 3H243V2H242ZM242 3H241V4H238V5H241V7L244 8V7H245L244 5L247 3V1L244 3L243 6H242ZM39 4H40V5H39ZM64 4H65V3H64ZM73 4H72V5H73ZM130 4H127V5H130ZM144 4H145V3H143V5H144ZM149 4H150V3H149ZM224 4H225V3H224ZM233 4H235V3L232 2V5H233ZM236 4H235V7H240V6L236 5ZM247 4L249 5V3H247ZM253 4H254V3H253ZM257 4H258V6H259L260 3L257 2ZM20 5H21V4H20ZM33 5H34V4H32L31 6H33ZM48 5H49L50 7H53L51 4H48ZM48 5H47V6H48ZM60 5H59V7H60ZM72 5L70 6V9H69V8H65V9H68V11L71 10ZM150 5H151V4H150ZM160 5H161V2H159V5H158L159 8H160ZM162 5H163L162 8H163V7L165 8L164 4H162ZM173 5H174V4H173ZM173 5H172V6H173ZM212 5H213V4H212ZM212 5H211V6H212ZM220 5H221V4H219L218 6H220ZM222 5H223V4H222ZM225 5H226V4H225ZM5 6H6V5H5ZM7 6H8V5H7ZM44 6H45V5H44ZM49 6H48V7H49ZM89 6H90V4H89ZM94 6H93V8H94ZM132 6H130V7H132ZM155 6H157L156 3H155ZM178 6H179V5H178ZM178 6L176 5V7H178ZM211 6H210V7H211ZM250 6H251V5H249V7H250ZM256 6H257V5H256ZM256 6H255V4H254V7H256ZM50 7H49V9H50ZM65 7H66V6H65ZM73 7H74L73 9L76 10V8H75L76 6L73 5ZM90 7H92V6H90ZM114 7L116 8V6H114ZM114 7H113V8L111 7V8H112V10L115 11V8H114ZM117 7H119V5H118ZM130 7H129V8H130ZM138 7H140V6H138ZM147 7H149V6L147 5ZM147 7H146V9H147ZM166 7H167V6H166ZM182 7H183V6H181V8H182ZM216 7H217V6H216ZM216 7H215V8H216ZM222 7H224V6H222ZM249 7H248V9H249ZM261 7H262V6H261ZM31 8H32V7H31ZM80 8H81V7L79 6V9H80ZM103 8L101 9V7H100V9H98V11L100 10V12H101V11L103 10ZM123 8H124V7H123ZM125 8H127V6H125ZM134 8H135V6H134ZM134 8H133V9H134ZM144 8H145V7H144ZM144 8H142V6H141L139 9H140V11L143 9V11L145 12V9H144ZM152 8H154V7L152 6ZM169 8H170V7H169ZM202 8H203V7H202ZM202 8H198V10H196L197 8H193V7H192V9H191V8H190V9H191V10L193 11V13H194L193 16H195L196 13L194 12V9H195V11H197V14H198V13H199V9H200V10H203ZM205 8H206V7H205ZM205 8H204V9H205ZM215 8H214V9H215ZM218 8L220 9V7H218ZM230 8H231V7H230ZM246 8H247V7H246ZM252 8H253V6H252ZM258 8H259V7H258ZM258 8L256 7L255 9L262 11L264 7L262 8V10H261V9H258ZM27 9H28V10H27ZM27 9H26V10L29 11L30 8H27ZM42 9H43V8H42ZM59 9H60V8H59ZM65 9H63V10H65ZM79 9H77L76 11L78 12ZM107 9H105V10L102 12L103 15H104L105 11H107ZM130 9H132V8H130ZM130 9H129L128 12H130ZM135 9H138V8H135ZM165 9H166V8H165ZM174 9H175V8H174ZM187 9H188V8H187ZM187 9H186V10H187ZM210 9L212 10V7H211ZM210 9H209V10H210ZM222 9H223V8H222ZM244 9H245V8H244ZM244 9H241V10H244ZM248 9H247V10H248ZM255 9H254V10L249 9V10H251L252 12H253V11H257V10H255ZM9 10H10V9H9ZM18 10H19V9H18ZM26 10H25V12H26ZM30 10H31V9H30ZM33 10H34V8H33ZM52 10H53V9H52ZM87 10H88V9H87ZM92 10H93V9H92ZM92 10H90L91 12L89 13V14H91V16H92V14L94 13V12H92ZM120 10H121V9H120ZM125 10H126V9H125ZM160 10H161V9H160ZM163 10H164V9H163ZM166 10H167V9H166ZM169 10H170V9H169ZM171 10H172V8H171ZM181 10H182V9H181ZM209 10H205V12H207V11H209ZM225 10H227V9H225ZM234 10H235V9H234ZM236 10H237V9H236ZM241 10H239V11H241ZM245 10H246V9H245ZM249 10L247 11V14H246V15L249 14ZM11 11H12V10H11ZM34 11H35V10H34ZM71 11H72V13L74 12V10H71ZM76 11H75V13H76ZM95 11H96V9H95ZM98 11H97V12H98ZM117 11H118V10H117ZM133 11L137 14V12H136L135 10H133ZM149 11H150V10H149ZM223 11H224V9H223ZM229 11H230V10H229ZM229 11H228V12H229ZM232 11H233V10L231 9V12H232ZM35 12H36V11H35ZM35 12H33V11L31 10V12L29 11V15H28V14H27V15L30 16V14H31V15L33 14L32 16H34V18H35V17L37 16V15H36L37 12H36V13H35ZM46 12H48V11H46ZM174 12L177 13V12H178V8H177V11L174 10L173 13H174ZM187 12H188V11H187ZM200 12H201V11H200ZM202 12H203V11H202ZM202 12H201V13H202ZM205 12H204V13H205ZM231 12H229V14H230ZM233 12H234V11H233ZM241 12H243V11H241ZM241 12H240V13H241ZM244 12H246V11H244ZM244 12L242 13L244 16H243L242 14H241L242 16L239 15V16H241V18H242V17H243V18L246 17V15L244 14ZM252 12H251V14H252ZM26 13H28V12H26ZM51 13H52V12H51ZM60 13H61V12H60ZM65 13H66V12H65ZM72 13H71L72 17L75 16V15H74L75 13H73V14H72ZM113 13L116 14V15H120V14H117V13H115V12H112V14H113ZM119 13H120V12H119ZM125 13H126V11H125ZM131 13H132V11H131ZM141 13H142V12H141ZM175 13H174L175 16H173V18H174V17H177ZM179 13H181V12L179 11ZM179 13H178V14H179ZM190 13H191V11L188 12L189 15H190ZM193 13H191V14H193ZM201 13H200V15H202ZM211 13H212V12H210V14H211ZM213 13H214V11H213ZM216 13L218 14V9H216ZM221 13H222V12H221ZM221 13H220V14H221ZM237 13H238V12H237ZM237 13H236V14H237ZM254 13H255V12H254ZM257 13H259L258 15H260V12L257 11ZM8 14H9V12H8ZM10 14H11V13H10ZM63 14H64V12H63ZM86 14H87V13H85V15H86ZM99 14H100V13H99ZM99 14L97 13V16H99ZM102 14H100V15H101V18H102ZM114 14H113V15H114ZM146 14H148V13H146ZM150 14H153V12H150ZM150 14L148 15L149 18H148L147 15H146L147 17H145V16H143V17H144V18H147V19L149 20L150 18H152ZM154 14H155V13H154ZM186 14H187V13H186ZM186 14H185V16H184V15L181 16L180 19H183V17H184V19H185V17L188 16V18H186V19H187L188 22H189L188 27H190L189 25H192V21H191L189 18H191V17H190L188 14H187V15H186ZM197 14H196V15H197ZM206 14H207V13L203 14L202 16H204V15L207 16ZM217 14H216V16L219 17V15H217ZM236 14H235L234 16H236ZM262 14H264V10H263V13H262ZM54 15H55V14H54ZM106 15H107V14H106ZM106 15H105V16H106ZM116 15H114V16L116 17ZM126 15L129 16L130 14L127 13ZM134 15H135V14H134ZM141 15H142V14H141ZM180 15H181V14H180ZM213 15H214V14H212V19L214 18ZM222 15H223V14H222ZM224 15H225V13H224ZM230 15H231V14H230ZM230 15H229V16H230ZM237 15H238V14H237ZM255 15H257V14H255ZM255 15H254V16L252 15L251 17H255ZM11 16H12V15H11ZM28 16H27V17H28ZM32 16H31V17H32ZM67 16H68V15H66V17H67ZM77 16H78V15H77ZM77 16L75 17L76 19H78ZM93 16H94V15H93ZM93 16H92V19H94ZM95 16H96V14H95ZM107 16H108V15H107ZM111 16H112V15H111ZM111 16H110V18H111ZM136 16L138 17V21H137V22H139V23H137V22H136V23L138 24V27H139V26L141 25V24H140V22H141V18L139 17V16H140V13H139V16H138V14H137ZM154 16H155V15H154ZM154 16H153V17H154ZM156 16H157V15H156ZM156 16H155V17H156ZM166 16H167V15H166ZM193 16H192V17H193ZM197 16H198V15H197ZM225 16H226V15H225ZM227 16H228V15H227ZM227 16H226V19H227ZM229 16H228V17H229ZM231 16H232V15H231ZM234 16H232V17H234ZM239 16H237V19H238V21L240 20V24H242L243 27H244L245 25H246L245 27H247V29H251V28L253 27L252 24H251L252 22H251L250 24H248V25H250V27H248V25L246 24V23H247L246 21L249 20L250 18H247V20H246V18H245V19L242 21L243 18L241 19ZM249 16H250V15H248L247 17H249ZM261 16H262V15H261ZM261 16H260V17H261ZM27 17H26V20L28 21L29 19H28ZM47 17H48V16H47ZM56 17H57V16H56ZM81 17L85 20V16L82 15ZM118 17H119V16H118ZM118 17H116V18H118ZM121 17H122V16H120L119 18H121ZM131 17H132V15H131ZM131 17H130V18H131ZM133 17H134V16H133ZM141 17H142V16H141ZM143 17H142V18H143ZM210 17H211V16H210ZM218 17H217V18H218ZM232 17H230V18L232 19ZM238 17H239V18H238ZM10 18H11V17L8 18V16H7V18H5V19H6V20H7V19L10 20ZM32 18H33V17H32ZM45 18H46V17H45ZM99 18H100V17H99ZM101 18H100V20H99L98 17H97V18H95L94 20L97 21V19H98L99 21H101V20H102ZM112 18H113V17H112ZM123 18H124V16H123ZM123 18H122V19H118V20H122V22H123V21H124ZM128 18H129V17H128ZM135 18H136V17H135ZM135 18H134V19H135ZM139 18H140V20H139ZM158 18H159V16H158ZM173 18H171V19L173 20ZM196 18H198V17H196ZM199 18H201V17H199ZM199 18H198V19H199ZM204 18H205V17H203V19H204ZM220 18L223 19V16L220 17ZM220 18H218V19H220ZM230 18H228V19L226 20V22L231 21ZM43 19H44V16H43ZM49 19H50V16H49ZM83 19H82L80 25L76 22L78 25L76 26L77 29H76V28H75V29L78 30V32H79V30H81V29H83V31L85 30V27H84V26H82L83 28H81V29L78 28V27H81V25H83L82 22H85V21H86V20L83 21ZM90 19H91V18H90ZM105 19H106V17H105ZM105 19H104V20H105ZM124 19H126V16H125ZM153 19H154V18H153ZM159 19H160V18H159ZM169 19H170V18H169ZM184 19H183V20H184ZM210 19H211V18H210ZM214 19H216V18H214ZM234 19H235V20H233L231 23L237 21L236 17H235ZM252 19H253V18H252ZM255 19H257V17H255ZM255 19H254V21H255ZM258 19H259V17H258ZM263 19H264V17H261L260 20L263 21ZM8 20H7V21H8ZM26 20L24 19L23 21H26ZM32 20H33V19H32ZM35 20H36V22H37L38 19L35 18ZM39 20H40V19H39ZM39 20H38V21H39ZM59 20H60V19H59ZM73 20H75L74 17H73L72 21H73ZM80 20H81V19H80ZM94 20H93V21H94ZM104 20H103V23H104ZM115 20H116V19H115ZM127 20H128V19H127ZM127 20H126V21H127ZM154 20H155V19H154ZM156 20H157V19H156ZM161 20H162V19H161ZM172 20H171V21H172ZM183 20H181V22L184 23ZM189 20L191 21V24H190V21H189ZM199 20H200V19H199ZM199 20L195 19V20H193V21H195V24H196V25H199V23H198ZM201 20H202V19H201ZM245 20H246V21H245ZM1 21H2V20H1ZM21 21H22V20H21ZM40 21H42V19H41ZM40 21H39V22H40ZM47 21H48V20H47ZM49 21H50V20H49ZM67 21H68V19H67ZM70 21H71V19H70ZM77 21H78V20H77ZM110 21H111V20H110ZM135 21H136V20H135ZM135 21L132 20V22H135ZM146 21H147V20H146ZM174 21H175V19H174ZM196 21H197V23H196ZM207 21H208V19H207ZM207 21L204 20V22H205L206 24H204L203 21H202V22L200 21V22H201V24L203 23V25H205V26L208 27V22H207ZM223 21H225V20H223ZM238 21H237L236 23H238ZM241 21H242V22H241ZM252 21H253V20H252ZM254 21H253V22H254ZM262 21H260V22H262ZM44 22H45V21H44ZM60 22H63V21H60ZM68 22H69V21H68ZM89 22H90V20H89ZM89 22L86 21V23H89ZM112 22H114V20H112ZM118 22H119V21H118ZM122 22L120 21V23H122ZM130 22H131V21H130ZM132 22H131V23H132ZM142 22H143V20H142ZM150 22H154V21L152 20V21H150ZM155 22H156V24H158L157 21H155ZM210 22H211V21H209V27H208V28H210ZM219 22H220V20H219ZM226 22H225V23H226ZM249 22H250V21H249ZM263 22H264V21H263ZM11 23H14V22H12V18H11ZM11 23H10V24H11ZM19 23H20V22H19ZM19 23H18V24H19ZM28 23H30V22H27V25H28ZM40 23H41V22H40ZM40 23L37 22L36 24H40ZM45 23H48V22H45ZM53 23H55V22H53ZM57 23H58V22H57ZM93 23L96 25L97 22H96V23L93 22ZM98 23H101V22H98ZM103 23H102V24H103ZM125 23H126V22H125ZM136 23H134V26L136 25ZM143 23H144V22H143ZM159 23H160V22H159ZM177 23H178V22H177ZM213 23H214V22H213ZM223 23H224V22H223ZM228 23H229V22H228ZM236 23H235V24H236ZM258 23H259V21L256 22V25H257ZM8 24H9V23H8ZM20 24H21V23H20ZM22 24H23V23H22ZM22 24H21V25H22ZM33 24L36 25L35 22H34V20H33ZM33 24H32V26H33ZM41 24H42V23H41ZM61 24H62V23H61ZM61 24H60V25H61ZM63 24H65V22H64ZM68 24H69V23H68ZM105 24H106V23H105ZM105 24H104V25H105ZM108 24H109V22H108ZM112 24H113V25H116V24H117V21H116V24H115V23H112ZM122 24H123V23H122ZM129 24H130V23H129ZM139 24H140V25H139ZM156 24H155V25H156ZM226 24H227V23H226ZM233 24H234V23H233ZM261 24H262V27L264 28V24H263V23H261ZM12 25H13V24H12ZM14 25H15V24H14ZM45 25H46V24H45ZM45 25H44V26H45ZM47 25H48V24H47ZM47 25H46V26H47ZM97 25H98V24H97ZM146 25H147V24H146ZM146 25L144 24V26H143V24H142L143 27H146ZM174 25H175V24H174ZM211 25H212V24H211ZM213 25H214V24H213ZM213 25H212V26H213ZM222 25H223V24H222V21H221L219 27L222 26ZM224 25H225V24H224ZM237 25H238V24H237ZM253 25H255V23H253ZM18 26H19V25H18ZM18 26L15 25V26H13V28H16V27H18ZM36 26H38V25H36ZM36 26L34 27L35 29H36ZM52 26L54 27L53 24H52ZM52 26H51V25H50V26H47L48 28L46 27V29H45V28H41V30H42V29L47 30V29H49V28L52 29V28H53ZM92 26H93V24L91 25V28H90L89 30L92 32V37H93V36L95 35V33H94L93 31H94L95 29H98V28H95L96 26H94L93 29H94V28H95V29L93 30V29H92ZM106 26H107V25H106ZM110 26H111V25H110ZM116 26H117V25H116ZM119 26H120V25H119ZM128 26H129V25H128ZM130 26H131V25H130ZM134 26H133V24H132V27H133V28H134ZM142 26H141V27H142ZM157 26H160V25H157ZM176 26H178V28L180 27V30H182L181 27H184V26H181V25H178V24H177ZM192 26H193V25H192ZM192 26H191V27H192ZM216 26H217V25H216ZM234 26H235V25H234ZM238 26H239V25H238ZM251 26H252V27H251ZM7 27H8V26H7ZM87 27L89 28V25L86 26V29H87ZM99 27H102V25L99 26ZM107 27H108V26H107ZM114 27H115V26H114ZM123 27H125V26H123ZM141 27H139L140 30L145 29V28H141ZM152 27H153V25H152ZM160 27H161V26H160ZM165 27L167 28V26H164V29H165ZM213 27H214V26H213ZM213 27H212L211 29H213ZM222 27H223V28H222ZM222 27H221V28H222V31H223L225 28H224V26H222ZM258 27H260V26H258ZM19 28H21V26H20ZM19 28H16V29H19ZM37 28H39V26H38ZM63 28H64V27H63ZM102 28H103V27H102ZM112 28H113V26H111V28H110L111 30L109 29L111 33H112ZM118 28H119V27H118ZM127 28H128V27H127ZM127 28H126V29H127ZM133 28H132V29H133ZM149 28H150V27H149ZM153 28H154V27H153ZM178 28H176V30H177ZM184 28H185V27H184ZM200 28H202V27L199 26V29H200ZM263 28H262V29H263ZM32 29H33V28H32ZM35 29L33 30L34 32L37 31V30H35ZM58 29H59V31L61 30L59 27H58ZM72 29H73V28H72ZM107 29H108V28H107ZM146 29H148V28L146 27ZM146 29H145V30H146ZM150 29H151V28H150ZM150 29H148V30H150ZM159 29H160V28H159ZM188 29H189V28H188ZM215 29H220V28H215ZM231 29H232V30H233V29L235 30L234 27H230V28H228V25H227V30L229 31V30H231ZM237 29H238V27H237ZM253 29H254V30H253L254 32H253V31H248V32H250V35H249L250 38H251V34L255 33V30H256V29H255V28H253ZM258 29H259V28H258ZM19 30H20V29H19ZM22 30H23V29H22ZM28 30H29V29H28ZM39 30H40V28L38 29V31H39ZM62 30H63V34H64V36L61 34L62 32L57 34V31H58V30H57V31L54 30L53 32L56 31V33H53V32H52V33H53V34H56V35H59V36H60L59 38H62V36L65 38V37L67 36V35H66L67 33L65 34L64 31H66V30H65V29H62ZM89 30L87 29V31H89ZM101 30L103 31V29H101ZM119 30H120V29H119ZM121 30H122V33L125 32V31L123 32V29H121ZM127 30H130V29H127ZM127 30H126V31H127ZM157 30H158V29H157ZM157 30H156V31H157ZM165 30H166V29H165ZM189 30H190V29H189ZM189 30H188V33H189V35H190ZM192 30H193V29H192ZM200 30H201V29H200ZM202 30H203V29H202ZM213 30H214V29H213ZM213 30H212V32L214 33ZM227 30H226V31H227ZM245 30H246V28H245ZM251 30H252V29H251ZM259 30H261V29H259ZM6 31H7V30H6ZM33 31L31 30V32H33ZM59 31H58V32H59ZM67 31H69V30H67ZM71 31H72V30H70V32H68V33H71ZM74 31H75V30H73L72 32H74ZM95 31H96V30H95ZM99 31H100V29H99ZM114 31H115V29H114ZM117 31H118V30H117ZM161 31H164V30L161 29ZM170 31H171V30H170ZM170 31H169V32H170ZM203 31H206V28H205V30H203ZM207 31H208V29H207ZM209 31H210V30H209ZM217 31H218V30H216V33H217ZM222 31H221V32H222ZM235 31L237 32V30H235ZM235 31H234V34H232L233 31H229V32H230V34H232L233 36H234V35H238V34L240 35V33H237V34H236ZM242 31H243V30H242ZM17 32H18V31H17ZM31 32H30V33H31ZM34 32H33L32 37H33V38H35V37L38 38V37H37L38 35L35 34ZM75 32L78 34L77 31H75ZM80 32H81V31H80ZM80 32H79V33H80ZM85 32H86V31H85ZM85 32H84V33H80V35H81V36H82V34L85 35ZM103 32H104V31H103ZM106 32H107V31H105L104 35L102 36V37H103V42H104V40H105V43H103L104 45H106V37H105V35L107 36ZM129 32H131V31H128L127 34H128ZM135 32H136V35H137V34H138L137 32H139V29H138V31H137V28H136ZM135 32H133V33L135 34ZM171 32H172V31H171ZM171 32H170V33H171ZM173 32H174V31H173ZM180 32H181V31H180ZM191 32H193V31H191ZM201 32H202V31H201ZM218 32H220V31H218ZM239 32H240V31H239ZM248 32H247V33H248ZM258 32H259V34H260V31H258ZM14 33H15V31H14ZM20 33H21V32H20ZM39 33H40V32H39ZM86 33H87V32H86ZM96 33H97V32H96ZM117 33H118V32H117ZM133 33H132V35H133ZM139 33H140V32H139ZM141 33H142V32H141ZM141 33H140V34H141ZM146 33H148V32L145 31V34H146ZM177 33H178V32H177ZM184 33H185V32H184ZM198 33H199V32H198ZM216 33H215V34H216ZM256 33H257V32H256ZM256 33H255V34H256ZM16 34H17V33H16ZM16 34H15V36H16ZM31 34H32V33H31ZM34 34H35L36 36H35ZM45 34H46L45 32H42L41 35L39 34V36H40L39 38L42 40V37H44V38L47 37L46 39L50 41V39L48 38L49 36H47V34H46V35H45ZM60 34H61L62 36H61ZM112 34H113V33H112ZM114 34H116V33L114 32ZM125 34H126V32H125ZM125 34H124V36H125ZM127 34H126V35H127ZM178 34H179V33H178ZM191 34H192V33H191ZM205 34H208V36H209V33H208V32H205V33H204L205 38H208V36H206ZM261 34H262V33H261ZM19 35H20V34H19ZM21 35H22V34H21ZM84 35H83V36H84ZM96 35H97V36H100L99 34H96ZM118 35H119V33H118ZM120 35H122V34L120 33ZM120 35H119V36H120ZM132 35H131V37H133ZM143 35H144V34H143ZM168 35H169V34H168ZM186 35H188V34H186ZM186 35H185V36H186ZM189 35L187 36V38L189 37ZM192 35H195V32H194V34H192ZM192 35H190V36L193 37ZM199 35H201V34H199ZM199 35H198V36H199ZM212 35H213V34H212ZM222 35H223V33L221 34V36H222ZM226 35H228V36H230V37L232 36V35H229L228 32L226 33ZM226 35H224V38L226 37ZM239 35H238V38L240 37ZM245 35H246V34H245ZM0 36H2L1 33H0ZM41 36H42V37H41ZM73 36H75V35H73V33H72V38H73ZM88 36H89V35H88ZM112 36H113V35H112ZM124 36H123V37H124ZM139 36H140V35H139ZM139 36H136V37L138 38ZM153 36H154V35H153ZM179 36H180V35H179ZM198 36H197V39H200V38H198ZM218 36H219V35H218ZM249 36H248V34H247V35H246V38H245L244 40H246L247 37L249 38ZM5 37H6V35L4 36V38H5ZM22 37H23V36H22ZM32 37H31V40H32ZM78 37H79V34L76 36V38H78ZM89 37H91V36H89ZM102 37H101V38H102ZM104 37H105V39H104ZM108 37H109V36H108ZM116 37H117V36H116ZM120 37H121V36H120ZM142 37H143V36H142ZM146 37H147V35H146ZM148 37H149V36H148ZM151 37H152V36H151ZM159 37H160V36H159ZM195 37H196V36H195ZM199 37H202V36H199ZM209 37H210V38H208L207 40L210 41V39L213 40V37H214V36L211 38V35H210ZM215 37H217V36H215ZM215 37H214V38H215ZM253 37H254V34H253L252 38H253ZM255 37H256V38H259L260 35H259V37H258V36H255ZM1 38H2V37H1ZM4 38H2V39H4ZM7 38H8V37H7ZM7 38H5V39H7ZM76 38L74 37L73 40L76 39ZM81 38H82V40L79 38L80 40H78V42L81 43V41H82V43H83V42H84L83 39H85V36H84V38H83V37H81ZM118 38H119V37H118ZM121 38H122V37H121ZM144 38H145V37H144ZM183 38H185V37L183 36ZM261 38H262V37H261ZM261 38H260V39H261ZM263 38H264V33H263ZM263 38H262V40H263ZM28 39H29V38H28ZM62 39H63V38H62ZM108 39H109V38H108ZM110 39H114V37H113V38L110 37ZM110 39H109V41H110ZM122 39H125V38H122ZM122 39H119L118 41H113V40H112L111 45L109 46V44H108V46L110 47V51H111V53H114V52L116 53L115 50H116L117 48L120 47V49L117 50V52L119 53V54H117V56L120 55L121 57L118 56V57H120V59H122V57H123V58H124V61H125V60L128 61V60H130V58H134L135 55H136V52H135L134 50H136V48H137V46H138V45H135V44L137 43V40L135 41V44H132V43H131L132 45H130V43H128L126 40H122ZM127 39H128V38H127ZM133 39H134V38H133ZM149 39H151V38H149ZM188 39H189V38H188ZM188 39H185V40H188ZM201 39H202V38H201ZM201 39H200V40H201ZM41 40H39V41H41ZM63 40H64V39H63ZM68 40H69V39H68ZM70 40H71V38H70ZM86 40H87V39H86ZM92 40H93V39H92ZM98 40L100 41V39H98ZM129 40H131V38H130ZM134 40H135V39H134ZM139 40H140V42H141V40H143V41H146V40H147V44H149V43H148V39H146V40H145V39H139ZM169 40H171V39H169ZM181 40H182V39H181ZM183 40H184V39H183ZM216 40H217V38H216ZM247 40H248V39H247ZM251 40H252V39H251ZM253 40H254V39H253ZM255 40H256V39H255ZM258 40H259V39H258ZM258 40H257V41H258ZM28 41H30V39H29ZM39 41H37V40L33 41V40H32L31 42H34V43H33V47H32V45L30 46V43H31V42H27V41H26L27 43H29V44H28V45H29V48L27 47V45H26L27 43H26V42L19 41V42H21V45H22V43H25V45H26V46H24V47L26 48V49L24 48V49L26 50V51H25L26 53L22 51L23 53H25V57L27 56L26 59L28 58V55H26L27 53H30V52H31L30 54H31L32 57H33L34 54H35V55L37 54V53H35V52L41 51L40 49H42V48L46 49L45 47L47 46L46 44H48V43L46 42V44H44V43L42 42V44H44V45H42L41 42H40V44H37ZM44 41H45V40H44ZM49 41H48V42H49ZM76 41H77V40L72 41V43H74V42H76ZM94 41H95V40H94ZM94 41H92V44H93V45H94V43H95ZM96 41H97V40H96ZM205 41H206V40H205ZM214 41H215V40H214ZM4 42H5V40H4ZM4 42H2V44H3ZM16 42H17V40H16ZM19 42H17V43H19ZM57 42H58V41H57ZM62 42H63V41L61 40V45H63ZM70 42H71V41H70ZM89 42H90V40H89ZM93 42H94V43H93ZM126 42H127V43H126ZM7 43H8V42H7ZM9 43H10V42H9ZM17 43H16V44H17ZM58 43H59V42H58ZM58 43H57V45H58V46H61V45H59ZM82 43L80 44V48L77 47V50H76L75 48H73V49H71V50H76V51H78L79 49H81V50L83 49V51L81 52V54L84 52V50H85V52H87V51H88V49L86 48V47L88 46V45H87V42H84V43H86V45H87V46L85 45L86 47H85V46L82 47V46H81ZM100 43H102V41H100ZM125 43H126V44H125ZM49 44H50V42H49ZM49 44H48V45H49ZM51 44H52V43H51ZM92 44L89 43V45H92ZM97 44H98V42H97ZM138 44H139V41H138ZM143 44H144V43H143ZM143 44H141V46H142ZM6 45L8 46V44H6ZM10 45L12 46V44H9V47H8V48H10ZM21 45H20V43H19V47H20ZM34 45H35V46H34ZM37 45L40 46L39 49H37V48H38ZM71 45H72V46H74V45H79V43L77 44V42H76V43H74V45H73V44H71ZM83 45H84V44H83ZM98 45H99V44H98ZM98 45H97V46H98ZM210 45H214V44H210ZM7 46H6V47H7ZM22 46H23V45H22ZM22 46H21V47H22ZM43 46H44V47H43ZM58 46H57V47H58ZM95 46H96V45L91 46L90 48L93 47V49H94ZM97 46H96V47H97ZM108 46H107V47H108ZM144 46H145V45H144ZM146 46H147V45H146ZM151 46H152V45H151ZM151 46H149V47L151 48ZM217 46H219V45H217ZM2 47H3V46H2ZM4 47H5V46H4ZM6 47H5V48H6ZM13 47H14V48L16 47V46H15V43H14ZM30 47H31V48H30ZM35 47H36V48H35ZM54 47L56 48V46H54ZM61 47H62V46H61ZM81 47H82V48H81ZM84 47H85V48H84ZM99 47H100V49H101V48H102V44H100ZM99 47H98V49H99ZM103 47H104V49H105V46H103ZM192 47H193V46H192ZM208 47H210V46H208ZM14 48H12L13 50H11L12 53L14 52ZM17 48H18V47H16L15 49H17ZM27 48H28V51H27ZM32 48H33V49H32ZM34 48H35L36 50H38V51H36ZM55 48H53V49H55ZM58 48H59V47H58ZM71 48H72V47H71ZM140 48H142V47H139V46H138V49H139V50H140ZM147 48H148V47H147ZM147 48H145V49H147ZM211 48H214V47L212 46ZM2 49H3V48H2ZM24 49H23V50H24ZM29 49L34 50V52L30 51ZM50 49H51V47H50ZM53 49H52V50H53ZM63 49L65 50V48H63V47H62V49H58V50H61L63 53H66V54H68V52H70V51H67V49L69 50V48H66V50H65L66 52H64ZM86 49H87V51H86ZM95 49H96V48H95ZM95 49H94V50H95ZM102 49H103V48H102ZM106 49H107V48H106ZM108 49H109V48H108ZM138 49H137V50H138ZM143 49H144V48H142V50H143ZM5 50H6V51H5ZM52 50H51V51H52ZM81 50H79V52H80ZM94 50H93V52H92V56H93V53H94V56H95V54H96V52H95ZM142 50H141L140 52L144 54V53L146 52V50H143V51H142ZM217 50H218V49H217ZM2 51H3V50H2ZM4 51L7 53V52H8V51H7V48L4 49ZM18 51H19V48H18ZM42 51H44V50H42ZM55 51H56V49H55ZM89 51L91 52L90 49H89ZM89 51H88V52H89ZM96 51H97V52H100V50H97V49H96ZM110 51H109V52L107 51V52L110 53ZM144 51H145V52H144ZM147 51H148V50H147ZM215 51H216V50H215ZM0 52H1V50H0ZM9 52H10V50H9ZM85 52H84L83 54H84V55H87L88 53L85 54ZM90 52H89V56H90ZM101 52H102V50H101ZM101 52H100V53H101ZM197 52H198V51H197ZM213 52H214V51H213ZM1 53H4V52H1ZM6 53H5V54H6ZM33 53H34V54H33ZM38 53H39V52H38ZM53 53L55 54L54 50H53ZM56 53H57V52H56ZM72 53H73V52H72ZM74 53H75V52H74ZM100 53H98L97 56L101 55ZM108 53H107V54H108ZM115 53H114V54H115ZM137 53H138V51H137ZM199 53H201V52H198V53H197L198 55H200V56H199L200 58H206V57H204V56L202 57L201 54H199ZM242 53H243V52H242ZM242 53H240V54L243 55L244 53H243V54H242ZM5 54L2 55V56H4V59L2 58L3 61L5 60ZM20 54H21V53L19 52L18 55H16V56H19ZM54 54H52V55H54ZM75 54H77V52H76ZM75 54H73V56H72L73 58H74L75 56L78 55V54H77V55H75ZM102 54H103V53H102ZM148 54H149V52L147 53V55H148ZM150 54H151V53H150ZM197 54L195 53V55H197ZM6 55L9 56V55H12V54L7 53ZM13 55H15V52L13 53ZM13 55H12V56H13ZM23 55H24V54H23ZM23 55L21 54L20 56H23ZM55 55H56V54H55ZM55 55H54V56H55ZM57 55H58V53H57ZM71 55H72V54H71ZM84 55H83V57H82V55H81V57H82V58H85L86 56H84ZM147 55H146V56H147ZM202 55L207 56L205 53H202ZM244 55H245V54H244ZM54 56H53V57H51V56L49 57V58H52V60H49V58H46L47 60L45 59V61H47V64H48V61H49V62L51 61V62L53 63V58H54ZM59 56H60V59H61V57H64L63 54H62V55H59ZM68 56H69V55H68ZM102 56H103V55H102ZM102 56H101V57H102ZM148 56H150V55H148ZM6 57H7V56H6ZM29 57L31 58L30 55H29ZM104 57H105V56H104ZM114 57H115V55H114ZM139 57H142V55H140ZM139 57H138V60L141 59V58H139ZM243 57H244V56H243ZM243 57L241 56L240 58H243ZM23 58H24V56H23ZM73 58H72V61L74 60ZM75 58H76V57H75ZM79 58H80V57H79ZM89 58H90V59H89ZM95 58H96V57H95ZM95 58L93 59V58H91V57H88L89 60H87V62L89 61V63H90L91 59H93V60L99 59L98 57H97L96 59H95ZM147 58L149 59V57H147ZM12 59H13V57H12ZM12 59H10V60H12ZM18 59H19V57H18ZM18 59L15 57L14 61H15V60H18ZM26 59H24V61H28V59H27V60H26ZM32 59H33V61H35L34 58H31V60H32ZM37 59H38V58H37ZM64 59H65V58H64ZM66 59H67V61H68V58H67V57H66ZM66 59H65V60H66ZM69 59H71V58H69ZM77 59H78V58H77ZM80 59H81V58H80ZM86 59H87V58H86ZM117 59H118V58H117ZM135 59H136V58H135ZM150 59H151V57H150ZM150 59H149V60H150ZM152 59H153V58H152ZM152 59H151V61H152ZM221 59H222V58L220 57L219 60H221ZM223 59H224V57H223ZM8 60H9V57H8ZM10 60H9V63H11V64H9V63H8V64L14 67L15 64L12 65L13 62H12V61L10 62ZM39 60H40V59H39ZM57 60H58V59H57ZM62 60H63V59H62ZM93 60H92V61H93ZM145 60H147L146 57H145ZM149 60H148V61H149ZM213 60H214V59H213ZM19 61H20V59H19ZM33 61H32V62H33ZM36 61H38V60H36ZM67 61H66V62H67ZM74 61H76V62H74V63H76V65H77V61H78V60L75 59ZM79 61H80V60H79ZM83 61L85 62V60H82V62H83ZM92 61H91L92 64H90V65H92V66H90L89 63H88V66L86 67L87 69H88V67H89L88 71L91 72V70H92L91 73L88 72V73L91 75V76H90V79H91V80H89L91 84L94 83L93 79L91 78V77L93 76V75H92L93 70L95 71V68H97V67H95V66H94L95 68H92L93 65H94L95 62H96V61H93V62H92ZM97 61H98V60H97ZM99 61H100V60H99ZM99 61H98V62H99ZM117 61H118V60H116V62H117ZM130 61H134V59H133V60H130ZM130 61H129V62H130ZM139 61L141 62V63L139 64V66H141V65H142V59L139 60ZM139 61H137L136 64H138ZM148 61H145V62L147 63ZM151 61H150V62H151ZM214 61H215V60H214ZM221 61H222V60H221ZM226 61H227V60L224 59V61H222V62H226ZM243 61H244V59H243ZM42 62H44V60H43ZM42 62H40V64H41ZM56 62H57V61H56ZM84 62H83V68H84V66L87 64V62H85L86 64H85ZM102 62H103V61H102ZM109 62H111V63L113 62V63L116 64V62H114V60L109 61ZM122 62H123V60H122ZM153 62H154V64H157V63H155V61H152V63H153ZM211 62H212V61H209V63H210V64H208L209 66L211 65ZM17 63H18V61H17ZM26 63H27V62H26ZM33 63H34V62H33ZM37 63H38V64H37V67H38V66L40 65V64H39V61H38ZM62 63H63V62H62ZM62 63H61V65H64V66H63V69H62V67H61V65H60L59 63H58L59 65H57V67H59V66L61 67V68H59V69H62L61 71L65 72V74H64V73H61L62 76H63V75H67V73H68V76H70V75H69V71H68V72H67V71H64V67L66 66V68H67V65H65V63H63V64H62ZM71 63H72V62H71ZM78 63H79V62H78ZM93 63H94V64H93ZM99 63H100V62H99ZM118 63H119V62H118ZM127 63H128V62H127ZM133 63H135V62H133ZM133 63H131V64H133ZM213 63H214V62H212V65H213V69H212V70L210 69V67H209L208 65H207L206 67H209V68H205V70L208 69L209 72H210V71L212 72V71L216 68V67H214V66H216V65H214L216 62H215L214 64H213ZM4 64L6 65L5 62H4ZM8 64H7L6 66H8ZM22 64L24 65V63L21 62L20 65H22ZM43 64L45 65L46 63L44 62ZM43 64H42V67L44 66ZM68 64H69V63H68ZM81 64H82V63H81ZM124 64L126 65V63H124ZM149 64H150V63H149ZM25 65H26V64H25ZM25 65H24V66H25ZM31 65H32V66H35V64H34V65L31 64ZM49 65H51V64H49ZM71 65H72V64H71ZM74 65H75V64H73V67L71 66L72 68L69 69V70H74V68H75ZM96 65H97V64H96ZM109 65H110V64H109ZM128 65H129V64H128ZM133 65H135V64H133ZM151 65H152V64H151ZM151 65H149V66H151ZM15 66H16V65H15ZM17 66H18V65H17ZM24 66H22V69H24L25 71H27L26 68L29 69V68L31 67L30 64H29L30 67L27 66V67L25 68ZM40 66H41V65H40ZM45 66H46V65H45ZM45 66H44V69H46ZM77 66H78V65H77ZM105 66H106V64H105ZM110 66H112V65H110ZM117 66H118V65H117ZM123 66H124V65H123ZM149 66L147 65V67H149ZM155 66H156V65H155ZM155 66H153V68H154ZM172 66H174V65H172ZM23 67H24V68H23ZM90 67L92 68L91 70H90ZM9 68H10V66L8 67V69H9ZM11 68H12V67H11ZM14 68L18 69V70L16 71V74H17V75L15 74L14 76L19 77V76H18V73H21V72L23 71V70H21V66H20L19 68H18V67H14ZM14 68H13V70H11V71H14ZM40 68H41V67H38L37 70H38V69L40 70ZM52 68H53V66H52ZM80 68H81V66H80ZM83 68H82V69H83ZM86 68H84V69H86ZM115 68H116V67L114 66V69H115ZM118 68H119V67H118ZM122 68L125 70L126 67H125V68L122 67ZM122 68H120V70L117 69L118 71L116 72V71L113 70V67H112V71H113V73H115V75H114V74H113V75H114V76H117L116 73H118V72H120L121 70H123ZM130 68L132 69V72H130V74L134 73L133 71H135V68H136V67L134 68V67L131 65ZM133 68H134V69H133ZM159 68L162 69L163 67L159 66ZM53 69H54V68H53ZM56 69H58V68H56ZM87 69H86V70H87ZM148 69H149V68H148ZM173 69H175V66L173 67ZM0 70H1V72H5V71L2 70V69H0ZM19 70H21V72H19ZM34 70H36V68H35ZM37 70L35 71V73L38 72V74H31V75H32V76H34V75H39L40 72H39V70H38V71H37ZM66 70H67V69H66ZM78 70H80V69H78ZM96 70H97V69H96ZM115 70H116V69H115ZM154 70H156V69L154 68ZM162 70L165 71V70H166V66H165L164 69H162ZM167 70H168V67H167ZM170 70H171V69H170ZM176 70H177V69H176ZM215 70H216V69H215ZM25 71H24L25 75L29 77L30 75H27V74H26L28 71H27V72H25ZM29 71H30V70H29ZM31 71H32V70H31ZM41 71H42V68H41ZM56 71L58 72V70H56ZM61 71H59V72H61ZM97 71H98V70H97ZM109 71H110V69H109ZM127 71H129V69H128ZM130 71H131V70H130ZM137 71H138V70H137ZM152 71H153V70H152ZM173 71H174V70H173ZM180 71H181V70H180ZM189 71H190V70H189ZM217 71H219V70H217ZM217 71H216V72H217ZM1 72H0V73H1ZM66 72H67V73H66ZM81 72H82V74H83V70H82ZM81 72H80V73H81ZM84 72H86V71H84ZM122 72H124V71H122ZM167 72H168V73H167ZM5 73H6V72H5ZM24 73H23V74L21 73V74H22L24 77H26V76L24 75ZM30 73H31V72H30ZM70 73H71V71H70ZM74 73H75V71H74L73 73H71V74L74 76ZM80 73H78V71H77V73H75V74H80ZM88 73L86 72L87 75H88ZM105 73L107 74V72H105ZM126 73H127V72H126ZM138 73H139V71H138ZM138 73L136 72V73H134V75H135V74H138ZM157 73H158V72H157ZM1 74H3V73H1ZM7 74H9V73H7ZM21 74H19V75H21ZM28 74H29V73H28ZM86 74L84 73V78L89 76V75L87 76ZM94 74H95V73H94ZM110 74H111V73H110ZM140 74H141V73H140ZM140 74H139V76H141ZM165 74H167V75L169 76V74L171 75L172 72L170 71V73H169V70H168V71H165ZM165 74H164V75H165ZM209 74H211V73H209ZM212 74L215 75V72H212ZM216 74H217V73H216ZM218 74H219L218 76H220V75H221V72L219 71ZM53 75H54V74H53ZM72 75H71V76H72ZM96 75H97V74H96ZM107 75H108V74H107ZM119 75H120V74H119ZM119 75H118L117 78H116L117 80H118L121 76L123 77V75H120V77H119ZM128 75H129V74L127 73V76H128ZM132 75H133V74H132ZM157 75H158V74H157ZM172 75H174V73H173ZM175 75H176V74H175ZM186 75H189L188 71H187V73L185 74V76H186ZM214 75H211V76H214ZM0 76H2V75H0ZM3 76H5V75H3ZM14 76H13V77H14ZM23 76H22V78H23ZM39 76H40V75H39ZM73 76H72V77H73ZM75 76H76V75H75ZM80 76H81V75H80ZM82 76H83V75H82ZM139 76H138V77H139ZM168 76H167V77H168ZM177 76H178V75H177ZM189 76H190V75H189ZM208 76H209V75H208ZM208 76H206V78H205L206 80L209 78ZM211 76H210V77H211ZM5 77H6V76H5ZM5 77H4V78H5ZM59 77H60V76H59ZM95 77H96V76H95ZM95 77H94V80H95ZM118 77H119V78H118ZM125 77H126V76H125ZM125 77H123L122 79H124ZM134 77H137V76H132V78H134ZM158 77H159V75H158ZM162 77H163V76H162ZM162 77H161V79H162ZM165 77H166V76H165ZM167 77H166V78H167ZM186 77H187V76H186ZM207 77H208V78H207ZM214 77H217V76H214ZM34 78H35V77H34ZM36 78H37V76H36ZM43 78H44V77L41 76V78H39V79H43ZM55 78H56V77H54V79H55ZM63 78H64V77H63ZM70 78H71V77H70ZM73 78H74V77H73ZM77 78H78V77H77ZM84 78L81 77L82 82H83V81H86V79H84ZM88 78H89V77H88ZM88 78H87V82H89V81H88ZM97 78H98V77H96V79H97ZM128 78L131 79V76H130V77H126L125 79L127 80ZM159 78H160V77H159ZM163 78H164V77H163ZM170 78H171V76H170ZM26 79H27V77H26ZM29 79H30V78H29ZM64 79H65V78H64ZM68 79H69V78H68ZM81 79H80V81H81ZM116 79H115V80H116ZM122 79H120V80H122ZM70 80H71V79H70ZM75 80H77V79H75ZM75 80L73 79V82H74ZM117 80H116V83L119 82V81H117ZM126 80H125V81H126ZM131 80H132L133 83H134V82H135L134 80H136V79H134V80L131 79ZM138 80H139V78H138ZM138 80H136L135 84H137V81H138ZM163 80H164V79H163ZM0 81H1V79H0ZM9 81H10V83H11V80H9ZM22 81H23V79H22ZM42 81L44 82V81H45V78H44ZM42 81L39 80L40 84L42 83ZM57 81H59V78H58ZM91 81H92V82H91ZM95 81H96V80H95ZM128 81H129V79H128L126 82H128ZM132 81H131V83H132ZM140 81H141V77H140ZM199 81H200V83H202L201 85L199 84V86L201 87L202 90H200V92L197 91V94L200 95L199 93H203L204 91H206V92H208V93H206V94H208V95H206V96L210 97L209 99H211L212 97H214L215 93H214L213 95L211 94V93H213V91L211 92L210 89H209L210 91L206 90V87H207L206 85L210 86V85H209L210 83L208 84V82H207V83L205 82L206 84H204V86H206V87L204 88V86H203L204 79H203V82H202V79L199 80ZM13 82H16V81L13 79ZM71 82H72V80H71ZM121 82H122V81H121ZM138 82H139V81H138ZM141 82H142V81H141ZM163 82H164V83H161V80H160V83L165 87L164 84H165L166 81H163ZM209 82H210V80H209ZM217 82H219V81H216V82L213 81L211 84H214L215 87L217 88V86L219 85V84H218V85L216 86L215 83H217ZM1 83L4 84V81H1ZM1 83H0V84H1ZM23 83H24V82H23ZM25 83H27V82H25ZM56 83H57V82H56ZM90 83H89V85H90ZM124 83H125V82H124ZM128 83H129V82H128ZM131 83H129V84H131ZM133 83H132V84H133ZM158 83H159V82H158ZM160 83H159V84H160ZM190 83H191V80H190V82L188 83L187 86H189ZM221 83H222V82H220V86L222 87L223 84H221ZM27 84H28V83H27ZM42 84H43V83H42ZM42 84H41V85H42ZM60 84H61V83H60ZM65 84H66V83H65ZM67 84H68V83H67ZM75 84H78V83L76 82ZM104 84H106V83H104ZM120 84L122 85V83H120ZM120 84H119V85H120ZM135 84H133L132 86L130 85L131 89H132L133 86H134V87L136 86ZM53 85H54V84H53ZM53 85H52V87H53ZM68 85H69V84H68ZM81 85H82V84H81ZM86 85H87V84H86ZM86 85H85L84 87H86ZM119 85H118V86H119ZM121 85H120V86H121ZM139 85L141 86L142 84H139V83H138V84H137V87H138ZM192 85H193V84H192ZM197 85H198V84H197ZM8 86H9V85H8ZM24 86H25V85H24ZM55 86H56V85H55ZM55 86H54V87H55ZM57 86H59V85L57 84ZM79 86H80V85H79ZM87 86H88V85H87ZM127 86H129V85H127ZM159 86H160V85H159ZM159 86H158V84H157V88L160 89ZM187 86H186V87H187ZM194 86H196V84H195ZM194 86H191V84H190L189 88H190V89H193ZM212 86H213V85H212ZM212 86H211V87H212ZM220 86H218V87L220 88ZM52 87H51V88H52ZM54 87H53V88H54ZM66 87H67V86H64L63 88H65V90H66L65 92H68V91H69V86L67 87V89H66ZM80 87H81V86H80ZM84 87H81V88H82V91H84V90H83ZM104 87H106V89H107V85L104 86ZM137 87H136V88H137ZM164 87H162V88H164ZM227 87H228V86H227ZM227 87H226V91H227ZM21 88H22V87H21ZM56 88H57V87H56ZM56 88H54V89H56ZM59 88H60V87H59ZM72 88H73V89H71V90H72L71 95H74V93H75L76 96H77V94H79V93H78V92L76 93L77 90H76V91L74 90L76 87H75V88L72 87ZM128 88H129V87H128ZM128 88H127V89H128ZM136 88H134L135 90L133 89V91H136V90L140 91V90H139V89H140L139 87H138V89H136ZM141 88H142V86H141ZM157 88H156V89H157ZM162 88H161V90H162ZM203 88H204V89H203ZM22 89H23V88H22ZM22 89H21V90H22ZM76 89H77V88H76ZM129 89H130V88H129ZM129 89H128V91H129ZM159 89L156 90V91H158V93H159ZM190 89H189V91H190ZM195 89H196V90H199L200 88H197V86H196ZM207 89H208V87H207ZM213 89H214V88H213ZM217 89H218V88H217ZM228 89H229V87H228ZM230 89H231V88H230ZM18 90H19V89H18ZM18 90L15 91V94H16L15 97H16V96H20V98H21V95H22L23 93L19 95ZM62 90H63V89L61 88L60 93L63 92V94H64L65 92H64V90H63V91H62ZM85 90H87V88H86ZM88 90H89V89H88ZM100 90H101V89H100ZM103 90H104V89H103ZM103 90H102V94L104 95ZM117 90H118V89H117V87H116V88L114 89V94H116V95L118 94V92L115 93V91H117ZM221 90H222V89H221ZM12 91H13V90H12ZM50 91L53 92L54 90L51 89ZM58 91H59V89H58L56 92H58ZM82 91H81V92H82ZM107 91H108V90H107ZM125 91H126V90H125ZM130 91H131V90H130ZM138 91H136V92H138ZM228 91H229V90H228ZM0 92H2V91L0 90ZM4 92H5V91H4ZM10 92H11V91H10ZM16 92H17V93H16ZM21 92H22V91H21ZM56 92L54 91L53 94H56V95H57ZM99 92H101V91H99ZM108 92H109V91H108ZM131 92H132V91H131ZM153 92H154V91H153ZM191 92H194V93H195V98H197V99L199 98V96H198V97L196 96V91H195V90H191ZM209 92H210V93H209ZM219 92L221 93V91H219ZM222 92H224V91H222ZM229 92H230V91H229ZM85 93H86V91H85ZM85 93L83 94V92H82L81 95H82V94L84 95V97H82V98H83V100L85 99V102H86V99H87V101H89V100H88V96H90V95L85 96ZM125 93H127V92H125ZM125 93H124V94H125ZM133 93H134V92H133ZM133 93H132V94H133ZM138 93H140V92H138ZM158 93H157L156 95H158ZM184 93H185V92H184ZM194 93H191L192 96H194ZM1 94H3V92H2ZM1 94H0V98H1ZM12 94H13V92H12ZM63 94H61V95H63ZM67 94L69 95V93H65V94H64V95L66 96V97L64 96V98H68V97H67ZM89 94H90V92H89ZM99 94H100V93H99ZM107 94H108V93H107ZM119 94H120V93H119ZM130 94H131V93H130ZM150 94H151V93H150ZM209 94H210L211 96H210ZM221 94H222V93H221ZM6 95L9 96V94H8L7 92H6ZM23 95H24V94H23ZM23 95H22V97H23ZM71 95H69V96H71ZM83 95H82V96H83ZM112 95H113V92H112ZM112 95H111V96H112ZM121 95H122V94H121ZM125 95H126V94H125ZM125 95H122V97L125 96ZM127 95H128V94H127ZM146 95H147V94H146ZM186 95H188V94H186ZM223 95H224V93H223ZM228 95H230V94H228ZM2 96H3V95H2ZM58 96H59V95H58ZM58 96H57V98H58L57 101H55L54 99H53V100H54V101H53V100H52V97H53V98H55V97L52 95L51 100L53 101V103H52V101L50 102V99H49V100H47V101H48L47 104H51V105H52V104H55L56 102H58V101L60 100ZM97 96H98V95H97ZM111 96H110L109 99H111ZM113 96H114V98H115V95H113ZM119 96H120V95H119ZM148 96L150 97V95H148ZM148 96H147V97H148ZM188 96H189V95H188ZM201 96H202V95H201ZM225 96H227V94H225ZM225 96H223V97L226 98ZM26 97H27V96H26ZM26 97H25V95H24L23 98H26ZM73 97H75V96H73ZM86 97H87V98H86ZM122 97H121V98H117L116 101H115L114 98L111 99L112 101H110V100H108V101H109V103L111 102V104H112L113 102H115L114 104H117V103L119 102L118 104L120 105V102L122 103V101H123V98H122ZM155 97H156V96H154V100H155V102H156V103H157V102H160L159 100L157 101L158 98L155 99ZM158 97H159V96H158ZM208 97H207V98H208ZM10 98H11V97H10ZM20 98H19V99H20ZM64 98H63V99H64ZM80 98H81V96L79 97V100H78L79 102H77V103L80 104V101H81V106L83 107V103H85V102H83V100H80ZM95 98H96V97H95ZM125 98H126V97H125ZM125 98H124V99H125ZM150 98H151V97H150ZM150 98H149V100H150ZM187 98H188V97H187ZM195 98H194V100H195ZM7 99H8V98H7ZM7 99H3V100L7 101ZM17 99H18V97H17ZM19 99H18V101H19ZM63 99H61V101H62ZM118 99H119L120 101H118ZM147 99H148V98H147ZM3 100H2V103H1L2 105H3ZM8 100H10V99H8ZM24 100H26V99H24ZM24 100H22V101H24ZM68 100H70V98H69ZM152 100H153V99H152ZM154 100H153V102H154ZM186 100H187V99H186ZM188 100H189V98H188ZM206 100L208 101V99H206ZM18 101H17V102L14 101V102H15V103H18ZM29 101H30V100H28V102H27V100H26V102L23 103V104H24L25 106H27V103H28V106H27V107H28V109L30 110V112L28 111V113H29L30 115H33V116L36 117V115H34V112H35V111H33V110H36V109H37V107H35L36 104H35L34 102H33V104H35V106L32 105V104H30V106L32 105V106L34 107V108L32 107V108H33V110H32V109H30L31 107L29 106ZM35 101H36V99H35ZM61 101H59V104L62 103ZM71 101H74V99H73V100L71 99ZM95 101H96V99L94 100V102H95ZM108 101H107V102H108ZM117 101H118V102H117ZM126 101H127V100H126ZM150 101H151V100H150ZM190 101H191V100H190ZM49 102H50V103H49ZM92 102H93V101H92ZM103 102H104V101H103ZM107 102H106V104H107ZM124 102H125V100L123 101V103H124ZM129 102H130V101H129ZM129 102L127 101V103H129ZM147 102H148V101H147ZM153 102L151 101L152 105H153ZM11 103H12V104H15V103H13L12 101H11ZM11 103H10V106H11ZM20 103H21V102H20ZM71 103H72V102H71ZM88 103H89V102H88ZM88 103H87V104H88ZM130 103H131V102H130ZM201 103H202V102H201ZM18 104H19V103H18ZM18 104H17V105H18ZM47 104H45V105L47 106ZM66 104H69V103L66 102ZM90 104H92V103H90ZM114 104H113V106H116L115 108H117V105H114ZM7 105H8V104H7ZM7 105H4V107H6ZM17 105H16V106H17ZM24 105H22V106H24ZM45 105H44V106H45ZM124 105H125V106H121L122 109H123V111H120L121 109H118L120 106L116 109V111L119 110L120 112H124V107H125V110H127L128 108L130 109V107H127V108H126V103H125ZM127 105L130 106V105H132V104H127ZM200 105H202L201 107H205L203 103L200 104ZM13 106H14V105H12L10 108H11V109L13 108V109H12L13 111H14V110H15V111L17 110V111L19 112V109H20V108H19V109H15V108L19 107L20 104H19L17 107H15V106L13 107ZM39 106H40V105H39ZM52 106H53V105H52ZM54 106H55V105H54ZM77 106H78V105H77ZM77 106H76V107H77ZM79 106H80V105H79ZM86 106H87V105H86ZM95 106L99 108V109L96 108V109L98 110V113H101V112H99V110H100V109L102 110V108L99 107V103H98L97 105H95ZM110 106H111V105H110ZM113 106H111V108H112ZM132 106H133V105H132ZM186 106H187V104H186ZM186 106H185V107H186ZM190 106H191V103H190ZM0 107H1V106H0ZM4 107H1V108L3 109ZM27 107H26V108H27ZM48 107H49V106H48ZM72 107H74V106H72ZM91 107L93 108V105H92ZM7 108H8V107H6V111H5V113L9 114L10 112L8 113L7 111H8V110L10 111V108H8V110H7ZM43 108H44V107H43ZM43 108H42V109H43ZM45 108H46V107H45ZM45 108H44V109H45ZM50 108H52V107H50ZM70 108H71V107H70ZM70 108H69V109H70ZM87 108H88V107H87ZM108 108H109V106H108ZM108 108H107V109H108ZM4 109H5V108H4ZM28 109H26V110H28ZM39 109H41V108H39ZM42 109H41V110H42ZM44 109H43V110H44ZM59 109H60V107L58 106V110H59ZM62 109L65 110L66 108H62ZM71 109H72V108H71ZM77 109H78V107H77ZM83 109H85V107H84ZM129 109H128V110H129ZM134 109L136 110V107H134ZM22 110H23V109H22ZM31 110L33 111V114H31V112H32ZM37 110H38V109H37ZM43 110H42V111H43ZM45 110H46V109H45ZM66 110H67V112L69 111L68 109H66ZM66 110H65V111H66ZM72 110L74 111V109H72ZM91 110H93V109H91ZM97 110H95V107H94V110L92 111V113H93L92 115H93L94 117H95V114H96ZM101 110H100V111H101ZM111 110H113V112L111 111V112H112V115H115V114H116V116H113V117H114V118H117V113H118L119 111H118V112L114 111V110H115L114 108H112ZM128 110H127V111H128ZM1 111H4V110H1ZM53 111H54V110H53ZM53 111H52V112H53ZM79 111L81 112V110H79ZM79 111H78V112H79ZM18 112H17V113H18ZM37 112L39 113L40 111L38 110ZM47 112H48L47 114H49L50 111L47 110ZM55 112H57V111H55ZM111 112H109V114H110ZM114 112H115V114H113ZM2 113H3V112H2ZM2 113H1V114H2ZM5 113H3V115L0 114V120H1V117H3V119H4V114H5ZM23 113H24V112H22V113L20 112V114H23ZM43 113H44V112H43ZM59 113H62V111H60ZM59 113H57V117H58V118H61V116H63V115H62V114L60 115ZM71 113H72V111H71ZM90 113H91V112H90ZM94 113H95V114H94ZM138 113H139V112H138ZM138 113H135V114H136V117H137V114H138ZM187 113H188V112H187ZM187 113H186V114H187ZM7 114H5V116H8ZM10 114H11V117H13V116H12L13 113H10ZM10 114H9L8 117H10ZM14 114H15V113H14ZM29 114H28V115H29ZM36 114H37V113H36ZM40 114H41V112H40ZM58 114L60 115V117H59ZM63 114H64V113H63ZM80 114H81V113H80ZM104 114H106V113H104ZM109 114H108V115H109ZM30 115H29V116H30ZM68 115H70V113H68ZM72 115H73V114H72ZM88 115H90V114H87V116H88ZM98 115H99V114H98ZM112 115L110 114L108 117H107V115H106L107 118L104 116L107 120L104 119V118H103V121L101 120L102 125H104V124H103L104 120H105L106 122L109 123V126H108V124L106 123L107 125H106L105 128H107V127L111 128L112 124L110 125L109 120L111 119L112 121H111V120H110V121L113 123V119H114V118L112 119V117H110V116H112ZM138 115H139V114H138ZM21 116H22V115H21ZM24 116H27V115L25 114ZM24 116H22L23 119H25ZM29 116L26 117L27 120H29V118H30ZM39 116H40V115H39ZM44 116H46V115H44ZM47 116H49V115H47ZM140 116H141V115H140ZM8 117H5V120H6V118H7V120H9V121H10V120H13V121H15V122L18 124V122H17L14 118L10 119V118H11V117H10V118L8 119ZM28 117H29V118H28ZM40 117H41V116H40ZM69 117H70V116H67V118H68V119H67V118L64 116V120H66V119L69 120ZM75 117H76V115H75ZM75 117H74V118H75ZM89 117H91V115H90ZM89 117H88V118H89ZM120 117H121V116H120ZM136 117H135V120H134V119H133V120L130 119V120H131V121H130L131 123H130V122H129V123H130V125H131L132 127H133L134 125H136V124L138 123L137 121H139V119H140L139 116H138L139 118L137 117L138 120L136 119ZM15 118H17V117H15ZM42 118H43V117H42ZM50 118H51L52 120H51V121L49 120V122L46 121L45 119H42V120L45 121L46 123H50V122H51V125H52V123L56 124L57 121H58V122H59V121H63V120H60V119H57V118L55 119V117H54V119H53L52 116H51ZM62 118H63V117H62ZM65 118H66V119H65ZM96 118H97V117H96ZM99 118H100V117H99ZM123 118L126 120L125 117H123ZM3 119H2V121H4ZM17 119H18V118H17ZM23 119H22V121H23ZM36 119H37V118H36ZM38 119H39V118H38ZM70 119L72 120V118H70ZM119 119H120V118H119ZM119 119H118V120H119ZM121 119H122V118H121ZM25 120H26V119H25ZM32 120L34 121V117H33ZM40 120H41V119H40ZM42 120H41V121H42ZM55 120H57V121L55 122ZM67 120H66V121H67ZM71 120H69V121H71ZM114 120H115V119H114ZM136 120H137V121H136ZM30 121H31V118H30V120H29V124H28V126H29V125L32 126V124L30 123ZM53 121H54V122H53ZM66 121H65V124H64V125H66V123L69 122V121H68V122H66ZM87 121H88V120H87ZM98 121H99V120H98ZM115 121H116V120H115ZM126 121H129V118H128ZM133 121H136V122L134 123V125H132ZM142 121H143V120H142ZM203 121H204V120L200 121V123L202 124ZM4 122H5V121H4ZM34 122H35V121H34ZM34 122H33V123H34ZM75 122H77V121H71L72 124H71V123H70V124L73 125ZM88 122H89V121H88ZM101 122H100V123H101ZM124 122H125V121H124ZM184 122H185V121H183V124H184ZM0 123H1V121H0ZM6 123H7V122H6ZM11 123H12V124H11ZM11 123H10L11 126H13V125H14V122L11 121ZM19 123H21V122H19ZM97 123H98V122H97ZM140 123H141V119H140L139 124H140ZM203 123H204V122H203ZM2 124H3V123H2ZM43 124H44V122H43ZM59 124H60V123H59ZM59 124H58V125H59ZM75 124H76V123H75ZM119 124H120V123H118V125H119ZM141 124H143V123H141ZM141 124L139 125V127H137L138 125L135 126V127H137V128H135V129H137V131H138V128L142 127ZM5 125H9V123H7V124H5ZM15 125H16V124H15ZM15 125H14V126H15ZM18 125H19V124H18ZM20 125H21V124H20ZM20 125L18 126V129H17L18 131H16V130L14 129L15 127L13 128V129L16 131L15 134L18 133L19 135H18L17 137L19 138V137L21 136L20 139H22V137H24V138L26 139V137H27L28 135L25 134V133H23V135L25 134L26 137L21 135L23 131H22V132L19 131V129H20L19 127H20ZM39 125H40V123H39ZM48 125H49L48 127H49L50 129L53 127L52 130H54V128H55L54 125H52V126H50V124H48ZM64 125L62 124V126H64ZM124 125H125V123H124ZM187 125H189V124H186V126H187ZM16 126H17V125H16ZM22 126H23V125H22ZM22 126H21V129H23ZM33 126H34V125H33ZM33 126H32V127H33ZM36 126H37V124H36ZM41 126H42V125H41ZM43 126H44V125H43ZM45 126H47V125L45 124ZM97 126H98V124H97L95 127H97ZM131 126H127V125H125V131H124V130H123L124 128L122 129V128H121V125H120V129L123 130V134H126V135H127V134H129V133H127V131H128V132H130V131H129V130L126 131V128L129 129V128H131ZM184 126H185V125H184ZM184 126H183V127H184ZM190 126H191V125H190ZM8 127H9V126H8ZM8 127H7V128H8ZM100 127H101V124H100L99 128H100ZM123 127H124V126H123ZM198 127L200 128V127H202V126H197V127H195V129H197ZM5 128H6V127H5ZM28 128L32 129L30 126H29ZM43 128H44V127H43ZM45 128H46V127H45ZM57 128H59V127H57ZM64 128H65V127H63L62 130H63ZM68 128H69V127H68ZM71 128H73V127L71 126ZM97 128H98V127H97ZM109 128H107L108 130H105V129H103V130H105L106 132H109ZM114 128H116V127H114ZM117 128H118V127H117ZM148 128H150V127H148ZM153 128H154V127H153ZM153 128H152V130H153ZM8 129H9V128H8ZM24 129H25V127H24ZM24 129H23V130H24ZM26 129H27V128H26ZM26 129H25V131H26ZM33 129H34V128H33ZM39 129H40V128H39ZM41 129H42V128H41ZM47 129H48V128H46V130H47ZM50 129H49V130H50ZM65 129H67V127H66ZM75 129H76V128L73 129L74 132H75ZM146 129H147V128H146ZM150 129H151V128H150ZM11 130H12V129H10V131H11ZM58 130H59V129H58ZM69 130H71V129L69 128ZM113 130H116V131H117L118 129H113ZM113 130H112V131H113ZM131 130H132V129H131ZM10 131H9V132H10ZM12 131H13V130H12ZM25 131H24V132H25ZM28 131H29V130H28ZM50 131H51V130H50ZM50 131H49V132H50ZM54 131H57V129H55ZM59 131H60L61 133H63V132L61 131V129H60ZM67 131H68V129H67ZM118 131H119V130H118ZM149 131H151V130H149ZM3 132H4V131H3ZM3 132H2V135L4 134ZM9 132H8V133H9ZM65 132H66V131L64 130V134L68 133V132H66V133H65ZM76 132H77V131H76ZM78 132H79V131H78ZM100 132H101V131H100ZM103 132H104V131H103ZM106 132H104L103 135L106 134ZM151 132H152V131H151ZM200 132H201V131H200ZM200 132H199V133H200ZM5 133H7V132L5 131ZM12 133H14V132H12ZM20 133H21V134H20ZM55 133L57 134L56 136H58L59 132H55ZM132 133H133V134H132ZM132 133H130V134H132L131 137L133 138V137H135V136H134L135 132L132 131ZM9 134H11V132H10ZM15 134H12L11 137H14V138H15V137H16ZM36 134H37V133H36ZM49 134H50V133H49ZM72 134H75V133L72 132ZM72 134L70 135V133H69V135H68L67 137L69 138V136H72ZM84 134H85V133H84ZM84 134H83L84 137L79 138V140H81V143H82V139L85 138V136H86V135H84ZM113 134L115 135V133H110V135H112V136L114 137ZM149 134H150V132H149ZM156 134H157L158 137H159L162 133H160V135H159V133L156 132ZM14 135H15V136H14ZM43 135H44V134H43ZM51 135H52L51 137H53L54 133H52ZM61 135H62V134H61ZM77 135H78V133H77ZM80 135L82 136L81 133H80ZM80 135H79V136H80ZM201 135H202V134H201ZM33 136H34V135H33ZM47 136H48V132H47V133L45 132V138H44V139H45V141H46L47 139H49V140H48V142H49V141H50V138H49V137L46 138ZM74 136H75V135H74ZM104 136H105V135H104ZM106 136H107V135H106ZM112 136H111V137H112ZM150 136H151V135H149V137H148V139H149L148 142L151 140ZM162 136H163V135H162ZM162 136H161V140H162ZM2 137H3V136H2ZM4 137H8V139L5 138V139L8 140V141L11 139V137H9L8 135H7V136L4 135ZM4 137H3L2 139H4ZM61 137H64V135H62ZM61 137H60V139H61ZM65 137H66V136H65ZM67 137H66V139L68 140ZM77 137H78V136H77ZM77 137H75V138H77ZM87 137H88V136H86V138H87ZM131 137H130V139H131ZM158 137H157V138H158ZM192 137H193L194 142H193V140H191V141L193 142V144L196 145L195 141L197 140V139H196L197 136H192ZM194 137H196V138H195L196 140L194 139ZM9 138H10V139H9ZM14 138L11 139L13 142H15V141L17 140V139H16V140L14 141ZM24 138H23V139H24ZM71 138H73V136H72ZM71 138L69 139L70 141H71ZM75 138H73V139H75ZM122 138H123V140L126 141V139L124 138V136H123ZM127 138H129V137H127ZM28 139H31V138L28 137ZM52 139H53V138H52ZM60 139H59L60 142H57V143H61V140H60ZM66 139H62L63 142H64V140H66ZM77 139H78V138H77ZM88 139H89V143L92 142L91 139H90L89 137H88ZM114 139H115V138H114ZM118 139H119V138H117V139H115V140L118 141ZM130 139L127 140L126 143H128V142L130 141ZM134 139H135V140H134L135 142L138 140V139H136V138H134ZM152 139H153V138H152ZM38 140H40V139H38ZM67 140H66L65 143H67ZM155 140H156V139H155ZM155 140H154V142H152V143H151V141H150L149 144L151 143V144H153V145H156V144H154V143H155ZM158 140H160V139H157L156 141L158 142ZM3 141H5V140H2V141H1V144H2ZM8 141H7V142H8ZM18 141H19V139H18L15 143H17ZM42 141L45 143L44 140H42ZM74 141H75V140H74ZM125 141H123V142L125 143ZM132 141H133V139H132ZM132 141H131V142H132ZM134 141H133V142H134ZM191 141H190V142H191ZM197 141H198V140H197ZM9 142H10V145H7ZM9 142L6 144V145H7L6 147H10V146H12L13 142H11V141H9ZM50 142H52V141H50ZM63 142H62V145H65ZM87 142H88V140H87ZM93 142H94V141H93ZM131 142H130V144H131ZM137 142L139 143L140 141H137ZM159 142H160V141H159ZM15 143H14V144H15ZM19 143H20V141H19ZM23 143H24V140H23V142H22V146H23ZM25 143L27 144V141H26ZM55 143H56V142H55ZM72 143H73V141H72ZM83 143H84V139H83ZM95 143H96V142H95ZM120 143H122V142H120ZM126 143H125V145H124L125 148L122 146L123 149H124V150H123V149H122V150L125 151L124 153L127 152V151H126V148H127L126 145H128V147H129V144H126ZM138 143H135V144H138ZM1 144H0V145H1ZM41 144H43V143H41ZM46 144H48V143H46ZM67 144H68V143H67ZM77 144H78V143H77ZM79 144H80V143H79ZM117 144H118V143H117ZM122 144H123V143H122ZM135 144L133 143V145H132V144H131V145L134 146ZM193 144H192V145H193ZM198 144H199V146L201 147V144H200V143H197V145H198ZM4 145H5V144H4ZM24 145H25V144H24ZM27 145H28V144H27ZM38 145L41 146L40 143H39ZM51 145H52V143H51ZM62 145L60 144V146H62ZM68 145H69V144H68ZM70 145H71V142H70ZM90 145L94 146L95 144L90 143ZM141 145H142V142H141L140 146H139V144H138V147H139V148L141 147L140 149L143 148V146H141ZM195 145H194V146H195ZM1 146H3V145H1ZM13 146H14V145H13ZM16 146H18V145H16ZM19 146H21V144H19ZM28 146H29V145H28ZM36 146H37V145H35L34 152L37 151V150H36L37 148H39L38 146H37V148H36ZM44 146H45V148H46V145H44ZM47 146H48V145H47ZM95 146H97V144H96ZM135 146H137V145H135ZM199 146H198V147H199ZM33 147H34V146H33ZM52 147H54V149L56 148V146L54 145V139H53V146H52ZM52 147H50V148H52ZM62 147H63V146H62ZM75 147H76V146H75ZM80 147H81V146H80ZM80 147H78V148H74V149L77 150V153H78L79 150H81ZM82 147H83V145H82ZM138 147H137V149H139ZM196 147H197V146H196ZM200 147H199V148H200ZM1 148H2V147H1ZM11 148H12V147H11ZM17 148H18V147H17ZM28 148H29V147H28ZM45 148H44V149H45ZM60 148H61V147H60ZM60 148H59V149H60ZM68 148H69V147H68ZM83 148H84V149H83ZM83 148H82V150H85V147H83ZM145 148H146V146H145ZM153 148H154V146H153ZM18 149H21V147H19ZM18 149H17V151H19ZM22 149H23V147H22ZM32 149H33V148H32ZM32 149H31V147H30L29 151H31ZM70 149H71V147H70ZM93 149H95V148H93ZM98 149H99V148H98ZM127 149H129L128 151H130V147L127 148ZM149 149H150V148H149ZM149 149H147L148 152L150 151ZM154 149H156V148H154ZM160 149H161V151H163L162 148H160ZM9 150H11V149L9 148ZM47 150H48V149H47ZM51 150H53V149H51ZM82 150H81V151H82ZM89 150H91V149H89ZM0 151H2V150H0ZM23 151H24V150H23ZM26 151H27L28 153H30L27 149H25V153H27ZM38 151H39V149H38ZM41 151H42V150H41ZM44 151H45V150H44ZM44 151H43V153H44ZM58 151H59V150H58ZM81 151H80V155H82L81 153H83V156H84L85 153H84L83 151H82V152H81ZM85 151H86V150H85ZM92 151H95V153H96V152H100V154L98 153L99 155H96L97 157L100 156L101 153H102L101 151H98V150H97V151H96V150H92ZM131 151H132L131 155L129 154V155H130V158H136V157H133V155L135 156V154H136V155L138 156V158H136V161L140 162L139 159H140V155H141V154H140L139 152H136V151L133 150V149H132ZM131 151H130V152H131ZM134 151H135L136 153H135ZM158 151L160 152V150H158ZM196 151H197V150H196ZM200 151H202V150H200ZM10 152H11V151H10ZM31 152L33 153V150H32ZM49 152H50V149H49ZM49 152H46V155H47V153H49ZM56 152H57V151H56ZM68 152H70V150H68ZM130 152H129V153H130ZM156 152H157V151H156ZM0 153H1V152H0ZM32 153H31V154H32ZM38 153H39V152H38ZM38 153H37L36 155H38ZM43 153L41 152V154H43ZM88 153H89V152H88ZM88 153H87V155L85 154L87 157H90V156H94V155H95L94 152H92V155H91V153H90V155H89ZM127 153H128V152H127ZM133 153H134V154H133ZM137 153H138V154H137ZM214 153H215V152H214ZM214 153H213V154H214ZM216 153H217V152H216ZM218 153H220V152H218ZM218 153H217V155H220V154H218ZM8 154L10 155L9 152H8ZM41 154H40V155H41ZM49 154H50V153H49ZM69 154H70V153H69ZM69 154H68V155H69ZM150 154H151V153H150ZM157 154H158V153H157ZM200 154H201V153H200ZM224 154H225V153H224ZM1 155H2V154H1ZM11 155H12V154H11ZM11 155L9 156V158L11 157ZM13 155H14V154H13ZM13 155H12V156H13ZM33 155H35V154H33ZM33 155H30L31 158H32V157L34 158ZM36 155H35V156H36ZM44 155H45V153L43 154V156H44ZM125 155H126V154H125ZM125 155H124V156H125ZM209 155H210V154H209ZM221 155H222V154H221ZM221 155H220V156H221ZM28 156H29V155H28ZM43 156L41 155V156H39V157H40V158H41V157L44 158ZM83 156H82V157H83ZM86 156H84L85 159H81V161H80V160L78 161V159H76V160H74V161H75V162L78 161L79 163L82 162L81 164H83V162H86V163H87V161L90 163V161H89L90 158L87 159ZM102 156L105 157L103 153H102ZM131 156H132V157H131ZM155 156H156V155H155ZM203 156H204V153H203ZM215 156H216V155H214V157H215ZM223 156H224V155H223ZM223 156H222V157H223ZM3 157H6L5 159H7V160L9 161V159L7 158V156H5V154L3 155ZM39 157H38V158H39ZM128 157H129V156H127V159L130 161V159H129ZM149 157H150V158H155V162H158V161H156V160H158L156 157H151V156H149ZM162 157H163V156H162ZM205 157H206V156H205ZM210 157H212V153H211ZM210 157H209L208 159H209L210 162H211V160H213V157H212V159H210ZM216 157H217V156H216ZM216 157H215V158H216ZM33 158H32V159H33ZM36 158H37V157H36ZM91 158H92V157H91ZM125 158H126V157H125ZM150 158H149V159H150ZM158 158H159V157H158ZM10 159H11V158H10ZM23 159H24V158H23ZM23 159H22V160H23ZM28 159L30 160V157H29ZM163 159H164V158H163ZM163 159H162V160H163ZM203 159H204V158H203ZM208 159H207V160H208ZM218 159H221V157H219ZM223 159H224V158H222V160H223ZM7 160H3V161L6 162ZM35 160H36V159H35ZM67 160H68V158H67ZM83 160H84V161H83ZM92 160H93V159H92ZM103 160H104V158H103ZM150 160H151V159H150ZM167 160H168V158H167ZM215 160H216V161H215V162H216L215 164H217V158H216ZM16 161H17V160H16ZM20 161H21V160H20ZM31 161H32V160H30V163H31ZM47 161H49V160H47ZM104 161H105L106 164H105V166H103V167H108V166H106V165H108V163H107L108 161H107L106 159H105ZM125 161H126V160H125ZM129 161H127V162H129ZM131 161H132V160H131ZM131 161H130V163H131ZM159 161H160V160H159ZM220 161H221V160H220ZM225 161H226V160H223V161H221V162H222V163L224 162L225 164H227V163H226L227 161H226V162H225ZM27 162H28V160H27ZM32 162H33V161H32ZM52 162H53V161H52ZM52 162H51V165H52ZM57 162H58V161L56 160V163H57ZM64 162H65V163H64V164H65V167H67V166H71V168H72V167L75 165L74 162H72V164L74 163L73 165H70L71 162L69 163V161H68V163H67V162H66V159H65ZM93 162H96V161H93ZM102 162H103V161H102ZM102 162H100V163H102ZM152 162L154 163V160L151 161V163H150V162H149V163H150V164H153ZM167 162H168V161H167ZM169 162H170V161H169ZM203 162H204V161H203ZM206 162H209V161H206ZM6 163H7V162H6ZM24 163H25V162H24ZM49 163H50V162H49ZM53 163H54V162H53ZM56 163H55V164H56ZM58 163H63V162H58ZM130 163H129V164H130ZM189 163H190V162H189ZM8 164H9V163H8ZM11 164H12V162H10V165H11ZM27 164H28V163H27ZM27 164L25 165L26 167H27ZM45 164H46V163H45ZM55 164H54V165H55ZM66 164H67V165H66ZM81 164L78 165V164L76 163V165H78V167H80V166H81V167L78 168V167L75 165L74 167H77V168H73V171H76V169H77V171L79 172V173H78L79 176H80L81 178H83L82 180L86 181V182H85V185H88L87 182L90 180V178L88 179V177H86V179H87V180H86V179H84V178H85L84 175H87L88 173H87L86 171L88 170V168L90 169L89 171H91V169L93 168V166H91L92 168L89 167V166H87L88 168H87V167L85 168V173H82V172H84V171H83L84 168L82 167ZM90 164L92 165V162H91ZM98 164H99V163H98ZM98 164H96V165H97V166H101V165H98ZM110 164H111V163H110ZM110 164H109V165H110ZM125 164H127V163L125 162ZM167 164H168V163H167ZM192 164H193V163H192ZM200 164H201V162H200ZM207 164H209V163H207ZM207 164H206V165H207ZM219 164H220V163H219ZM228 164H229V163H228ZM83 165L86 166V164H83ZM87 165H88V163H87ZM93 165H94V164H93ZM102 165H103V164H102ZM185 165H186L185 167H186L187 169H188V167H189V169H190V167H191L192 170H193L192 167H197V169L195 168V170H197L196 173H198L200 170H202L201 168H202L203 166H205V165L202 164V167H201V168L199 167L200 169H199V171H198V166H197L196 164H194L195 166H194V165L192 166L191 164H190V166H189L188 163H187V164L185 163ZM187 165H188V167H187ZM220 165H221V164H220ZM223 165H224V164H223ZM5 166H6V165H5ZM28 166H30V165L28 164ZM60 166H61V165H60ZM97 166H96V167H97ZM110 166H111V165H110ZM110 166L108 167L109 169H110ZM181 166H184V165H181ZM181 166H180V167H176V169H178V168L180 169V168H181L182 171H183V170H186V169H184V167H183V169H182ZM22 167H24V166H22ZM50 167H51V166L49 165L48 168H50ZM52 167H54V166L52 165ZM61 167H63V166H61ZM65 167H63V168H65ZM126 167H127V166H126ZM129 167H130V166H129ZM171 167H172V166L170 165V167H168V169H170ZM210 167H211V165H210L209 168H208L209 170H210ZM215 167H216V166H215ZM29 168H31V167H28V169H29ZM43 168H44V167H43ZM81 168H82L83 170H81ZM101 168H102V167H101ZM101 168H100V169H101ZM174 168H175V165H174ZM206 168H207V167H206ZM219 168H221V166H219ZM219 168H218V169H219ZM227 168H230L229 170H231V167H227ZM235 168L237 169V167H235ZM20 169H21V170L23 169L22 171H24V168H20ZM20 169L18 168V171H19ZM39 169H40V168H39ZM39 169L34 170L32 173L34 174L35 171L37 172ZM51 169H52V168H51ZM66 169H67V168H66ZM68 169H69V168H68ZM68 169H67V170H68ZM98 169H99V167H98ZM105 169H107V168H105ZM105 169H104V171H105ZM139 169H140V168H138L137 170L140 171ZM208 169H207V170H208ZM211 169H212V168H211ZM4 170H5V169H4ZM21 170H20V172L22 173ZM40 170H42L41 172L39 171L42 175H40L39 172H38V174H39V176H41V178H44V177L46 176V174H47V173H46V174H43L44 171H45L46 169H45V168L42 169V167H41ZM55 170H56V169H55ZM67 170H66V171H67ZM69 170H70V169H69ZM69 170H68V172H66L67 174L69 173ZM102 170H103V169H102ZM102 170H101V171H102ZM112 170H113V169H112ZM112 170L110 169L109 171L107 170L106 172H110V173H112V172H111ZM135 170H136V169H135ZM137 170H136V171H137ZM172 170H173V169H172ZM174 170H175V169H174ZM195 170H194V171H195ZM216 170H217V169H216ZM237 170H238V169H237ZM18 171H17V172H18ZM46 171H47V170H46ZM48 171H49V170H48ZM51 171H53V169H52ZM64 171H65V170H64ZM71 171H72V170H71ZM71 171H70V174H72ZM81 171H82V172H81ZM114 171H115V170H114ZM182 171H181V172H182ZM187 171H188V170H187ZM222 171H223V170H222ZM222 171H221V173H222ZM226 171H227V170H226ZM232 171H233V170H232ZM238 171H239V170H238ZM80 172L83 174L82 176L80 175V174H81ZM130 172H131V171H130ZM132 172H133V170H132ZM132 172H131V173H132ZM134 172H135V171H134ZM184 172H185V171H183L182 174H183ZM227 172H228V175H229V174H230L229 171H227ZM3 173H5V172L3 171L1 174H3ZM21 173H20V174H21ZM49 173H51V172L49 171L48 174H49ZM66 173H65V174H66ZM110 173H109V174H110ZM138 173H139V172H138ZM189 173L191 174V172H189ZM189 173H188V174H189ZM231 173H232V172H231ZM236 173H237V172H236ZM239 173H240V172H239ZM5 174H6V173H5ZM18 174H19V173H18ZM48 174H47V175H48ZM65 174H63V175H65ZM119 174H121V173H119ZM185 174H186V173H185ZM188 174H187V178L189 177V180H190V179H191V178H190L191 176H189L190 174H189V175H188ZM233 174H234V173H233ZM233 174H232V175H233ZM3 175H4V174H3ZM24 175H25V173H24ZM76 175H77V174H75L74 177H75ZM131 175H133V174H131ZM131 175H130V176H131ZM136 175H137V174H136ZM140 175H141V174H140ZM203 175H204V173H203ZM203 175H202V177H203ZM1 176H2V175H1ZM6 176H7V175H5V177H6ZM42 176H44V177H42ZM71 176H72V175H71ZM79 176L77 175V177H79ZM83 176H84V177H83ZM101 176H103V173H102ZM106 176H108V175H106ZM130 176H128L129 178H125V177H123V178H125L126 180L128 179V182H129V181L133 180V178L130 179V178H131ZM149 176H150V175H149ZM185 176H186V175H185ZM221 176H222V174H221L220 176H218V177L221 178ZM5 177H4V178H5ZM24 177H26V176H23V174H22V177H21L19 180L22 181V180L24 179ZM48 177H50V175H49ZM51 177H52V176H51ZM64 177H66V176H64ZM69 177H70V176H69ZM74 177L72 176L73 181L77 179L78 181H76V182H79V181L81 180V178H79V179H80V180H79L77 177H76V178H74ZM109 177H110V176H109ZM119 177H122V175H121V176L119 175ZM133 177H134L135 180H136L137 178H139V176H138V177L136 176L137 178H136L135 176H133ZM150 177H151V176H150ZM150 177H149V178H150ZM214 177H216V176H214ZM218 177H216V178H218ZM234 177L236 178V175H234ZM17 178H19V177L17 176ZM30 178L33 179V177H30ZM36 178H37V181L39 180V182H40V179H38V175H37ZM67 178H68V177H67ZM149 178H148V179H149ZM187 178L185 177V180H187ZM192 178H193V180H194L193 182L198 181V179L196 180V178H195V179H194V177H192ZM7 179H8V177L6 178V180H7ZM9 179H10V178H9ZM9 179H8V180H9ZM11 179H12V178H11ZM21 179H22V180H21ZM32 179H31V180H32ZM44 179H45V178H44ZM70 179H71V178H69V180H70ZM101 179H102V177H101ZM116 179H117V178H116ZM116 179H115V180H116ZM125 179H124V180H125ZM129 179H130V180H129ZM148 179H147V181L149 182ZM200 179H201V178H200ZM236 179H237V178H236ZM1 180H4V181H5V179H1V177H0V181H1ZM8 180H7V181H8ZM31 180H30V182H31ZM33 180H35V177H34ZM41 180H43V179H41ZM49 180H50V179H49ZM126 180H125V181H126ZM189 180L186 181V182H190ZM191 180H192V179H191ZM209 180H210V179H209ZM209 180H208V181H209ZM211 180L214 181V179H211ZM224 180H225V178H224ZM228 180H229V177H228ZM238 180H239V179H238ZM238 180H237V181H238ZM4 181H3V182H4ZM7 181H6V182H7ZM51 181H52V180H51ZM61 181H62V180H61ZM73 181H70V182H73ZM84 181H82V182H84ZM116 181H120V179H119V180H116ZM116 181H114V182H116ZM137 181H138V179H137ZM230 181H231V180H230ZM10 182H11V181H10ZM22 182H23V181H22ZM54 182H56V181H54ZM54 182H53V183H54ZM57 182H58V181H57ZM65 182H66L67 184H69L68 179H67V181H65ZM76 182H75V184H76ZM80 182H81V181H80ZM80 182H79L80 186H79V185L77 186V187H79L80 192H79V189L76 188V189H78V190H76V191H77L76 193L79 192L78 195H79V197L82 196V200H83V197L85 196V197H84V198H86L85 208L88 210L89 208H87L86 204L89 203V201H91L90 199H92L93 196L96 197L95 195H90V194H89V190L95 188L94 186L97 184V182L95 181V182H96V184H95L93 181L90 180V184L92 185V183H93V186H92L91 189H89V188H90V186H89V187H88L89 190H85V189H86L85 187H87V186L84 187V183L81 184ZM104 182H105V180H104ZM112 182H113V179L110 180V183H111V184H110V183H109V184L112 185ZM126 182H127V181H126ZM148 182H147V183H148ZM205 182H207V181H205ZM35 183H36V182H35ZM35 183H34V184H35ZM100 183H101V185H102V182H100ZM120 183H121V181H120ZM122 183H123V184H122ZM122 183H121L122 186H121V184H117V183H116V184H117L118 186H117V185L115 186V184L113 183V186H112V187H113L114 189L111 187L114 191L116 190L115 193H117L118 190H121V192L118 191V192H119V193H117L118 195H117V194H116V195H113V194H114V191H113V190L110 191L111 189H110L109 191H107V192L111 193L113 196H112L111 194H109V193H108V194L111 195V197H114V196L116 197V196H117L119 199H120V197H121V199H125V198H122V197H126V198H127V201H132V204H131V205H128L129 207H130V206L133 207L132 205L135 206V205H137V203L139 202V205H137V206H140V207H138V208H139V211L136 210V211L134 212L135 209H138L137 207H136V208L134 207L135 209L133 210V212H134V213H137V212H138V216H139V214H140L139 212L141 211V214H140V215H142V213H143V215H144V219H145L146 216H147L148 214H146L147 212H144V211L142 212V208H144V207H142V206L140 205V201H139V200H141V199H139V200L137 199V197L139 198V196H138L139 194L137 193V195H135V196H136V197H135L136 199H133V200L135 201V203H134V201H133L132 199H130V198H134V197H133L134 195L132 196V194H134V193H130L129 196L126 194V192H129V191H126L127 189H128V190H132V191L134 192V187H136V186L139 184V181H138V183H137L136 185H135V183H134L133 185H130V186H128V187L126 186L127 183L125 184V186H124V181H122ZM207 183H209V182H207ZM210 183H211V182H210ZM0 184H1V182H0ZM9 184H10V183H9ZM11 184H12V183H11ZM32 184H33V183H32ZM90 184H89V185H90ZM94 184H95V185H94ZM152 184H153V183H152ZM191 184H192V183H191ZM201 184H202V183H201ZM201 184H200V185H201ZM7 185H8V183H7ZM12 185H13V184H12ZM12 185H11V186H12ZM36 185H37V183H36ZM49 185H50V184H49ZM54 185H55V184H54ZM99 185H100V184H99ZM101 185H100V187H101ZM139 185H141V184H139ZM139 185H138V186H139ZM146 185H147V184H146ZM156 185H158V183H157ZM222 185H223V184H222ZM225 185H227V186H228V185H232V186H233L232 183H231V184H229V183L226 184V183H225ZM236 185H237V184H236ZM236 185L234 184V186H236ZM38 186H39V185H38ZM73 186L75 187L76 185H73ZM82 186L84 187V190H81V187H82ZM96 186H97V185H96ZM114 186H115V187H114ZM119 186H120V187H119ZM123 186H124V187H123ZM131 186H132V188H131ZM138 186H137V187H138ZM192 186H195V185L193 184ZM202 186H204V185H202ZM202 186H201V189H204L205 187L202 188ZM216 186H217V185H216ZM234 186H233V187H234ZM0 187H3V186L0 185ZM4 187H5V186H4ZM7 187H10V185H8ZM7 187H5L6 190H3L4 188H0V194H1L0 197H1L2 199H3V197L6 196V195H5V196H3V195L6 194V193L8 192ZM45 187H47V185H46ZM50 187H52L51 189L53 190V192H52V190H49L50 192H52V193L55 192V194L58 193V192H56V190L58 191V189L54 190L55 187L57 188L56 185L53 186V184L51 183ZM83 187H82V189H83ZM102 187H103V185H102ZM125 187H127V189H124ZM137 187H136V188H137ZM30 188H31V187H30ZM58 188H60V187L58 186ZM108 188H109V186L107 187V189H108ZM116 188H117V189L119 188V189L117 190ZM121 188H122L123 190H122ZM129 188H131V189H129ZM199 188H200V187H199ZM14 189H16V188H14ZM14 189H13V190H14ZM23 189H24V188H23ZM40 189H41V188H40ZM48 189H49V188H48ZM67 189H68V188H67ZM72 189H73V191L75 190L74 188L71 187V190H72ZM97 189H98V188H97ZM103 189H104V187H103ZM137 189H138V188H137ZM201 189L199 190V191H200L199 193H202V192H201V191H202ZM2 190H3L5 193H4ZM38 190H39V188H38ZM68 190H70V189H68ZM68 190H65V192L67 193ZM71 190H70V193H73V191H71ZM104 190H105V189H104ZM139 190H140V189H139ZM205 190H206V189H205ZM205 190H204V191H205ZM14 191H15V190H14ZM14 191H13V192H14ZM17 191H20L19 188H18ZM26 191H27V190H26ZM41 191H42V190H41ZM45 191H46V190H45ZM60 191H61V190H60ZM63 191H64V190H63ZM99 191L101 192V190H99ZM102 191H103V190H102ZM123 191H124V192L126 191L125 194H124L125 196H124L123 194H122V196H120L119 194L124 193ZM195 191H196V189H195ZM206 191H207V190H206ZM223 191H226V190H223ZM1 192H2V193H1ZM11 192H12V191H11ZM39 192H40V190H39ZM130 192H131V191H130ZM3 193H4V194H3ZM40 193H41V192H40ZM70 193H69V192L67 193V197H68V195H69ZM135 193H136V191H135ZM14 194H16V196H17V194H18V196H20V197H21V194L24 195V193H21V192H20V194H19L18 192H16V193L14 192ZM14 194L12 195V196L14 197V198L12 197V198L14 199V200H12V201H16V200L19 198V197L16 198ZM27 194L29 195L30 192H28ZM93 194H96V193H93ZM128 194H129V193H128ZM202 194H203V193H202ZM227 194L230 195V193H229L228 191H227ZM227 194L225 193V195H227ZM235 194H236V193H235ZM31 195H32V194H30V196H28V198L31 197ZM33 195H35V194H33ZM36 195H37V194H36ZM40 195H41V194H40ZM61 195H66V194H64V193L62 192L61 194H59V195H57V196H60V197H61ZM70 195H71V194H70ZM72 195H73V197H74V196H77V198H79L77 194L75 195V192H74V194H72ZM86 195H88L87 197L90 198L89 200H87L88 198L86 197ZM97 195H98V194H97ZM102 195H104V194H101V195H100L101 198H103ZM109 195H108V196H109ZM126 195H127L128 197H127ZM90 196H92V197H90ZM104 196H105V195H104ZM130 196H131V197H130ZM147 196H148V194H147ZM227 196H228V195H227ZM32 197H33V196H32ZM60 197H59V198H60ZM64 197H65L64 199H66V196H64ZM98 197H99V196H98ZM109 197H110V196H109ZM115 197H114V198H115ZM117 197L115 198V199H117L116 202H120V203H117V205H118V204L120 205V204H121V201H119V199H118ZM129 197H130V198H129ZM15 198H16V200H15ZM24 198H27V195H26V194H25ZM24 198H23V200H24ZM77 198H75L74 201H75ZM80 198H81V197H80ZM128 198H129L130 200H129ZM2 199H1L0 202H2V204H3V205H2V210H3V207H4V208H5V207L8 208V206H5L4 203H3V202H5V204H7L6 201L4 200L5 198L3 199V201H2ZM71 199H72V198H71ZM105 199H107V200L105 201ZM105 199H101V200H100V198H99V200H97V197H96V198H95V201L97 200L96 202H99L98 204H100V201L102 202V200L108 203V198L105 197ZM258 199H259V198H258ZM260 199H261V198H260ZM23 200H20V202L23 201ZM27 200H28V199H27ZM72 200H73V199H72ZM78 200H79V199H78ZM84 200H85V199H84ZM111 200H113V199L111 198ZM137 200H138V201H137ZM156 200L158 201V199H156ZM161 200H162V199H161ZM237 200L239 201V199H237ZM237 200H236V202H237ZM254 200H255V199H254ZM74 201H72V203H71L72 205L75 203ZM79 201H80V200H79ZM93 201H94V200H93ZM93 201H91L90 203H92ZM136 201H137V203H136ZM145 201H146V200H145ZM225 201H226V200H225ZM245 201H246V200H245ZM249 201H250V200H249ZM17 202H18V201H17ZM17 202H14L15 205L12 203L13 205L11 204V206L16 207V205H18V203H19V204H20V207H21L22 209H20V210H18V211H22L23 208H24L25 206L27 207V206L29 205V203H28V205H23V203L25 202V200H24L23 202H21L22 204H21L20 202H18V203H17ZM27 202H28V201H27ZM27 202H26L25 204H27ZM73 202H74V203H73ZM81 202H82V201H81ZM142 202H144V201H142ZM149 202H150V201H149ZM149 202H148V203H149ZM239 202H240V201H239ZM243 202H244V200H243ZM243 202L241 201L240 203H243ZM16 203H17V204H16ZM82 203L84 204V202H82ZM90 203H89L88 207L91 205ZM102 203H103V202H102ZM114 203H115V201H114ZM148 203H146V204L143 205V206L148 205ZM252 203H253V202H252ZM261 203H262V201H261ZM76 204H77V203H76ZM92 204H93V203H92ZM94 204H95V202H94ZM94 204H93V205H94ZM111 204H112V203H110V205H109V204H106V205L110 206V208H111ZM149 204H150V203H149ZM262 204H264V201H263ZM7 205H9V204H7ZM22 205H23V206H22ZM38 205H40V203H39ZM65 205H66V204H65ZM69 205H70V204H69ZM93 205H92V206H93ZM115 205H116V204H115ZM119 205H118V207L116 206V208H120V209H121V206L123 205L122 207L125 208V210H126L125 212L122 211L124 214L127 213V212H129V210L131 211V209H132L131 207H130V208L128 207L129 209L126 208V207L124 206L123 202H122V204H121L120 207H119ZM125 205H127V204L125 203ZM253 205H255V203H253ZM73 206H74V205H73ZM79 206H81V205H79ZM100 206H101V205H100ZM263 206H264V205H262V207H263ZM17 207H18V209H19V206H17ZM26 207L24 208V212H21V214H22V213H23V214L25 213V211H26V210H25ZM28 207H30V205H29ZM28 207H27V208H28ZM31 207H33V206H31ZM66 207H69V206L66 205ZM75 207H76V206H75ZM90 207H91V206H90ZM98 207H99V206H98ZM104 207H105V206H104ZM106 207H107V206H106ZM106 207H105V209H106ZM112 207H114V205H112ZM193 207H194V209H195V208H197L198 206L195 207V205H194V206H192L191 208H193ZM250 207H251V209H255V208H253L252 206L249 205V206H247V207L244 206L243 208H241L242 211L240 210V208H239V210H240L241 213H242V212H243V209H244V211H246V209L248 210V208H250ZM260 207H261V205H260ZM260 207H257L255 210H259ZM262 207H261V209H263ZM9 208H10V210H11L13 207L11 208V207L9 206ZM9 208H8V211H9ZM33 208H34V207H33ZM35 208H37V207H35ZM69 208H70L69 210H71V208H72L71 205H70ZM80 208H82V207H79L78 209H80ZM140 208H141V209H140ZM245 208H246V209H245ZM258 208H259V209H258ZM14 209H15V208H14ZM16 209H17V208H16ZM31 209H32V208H31ZM31 209L29 208L30 213H31ZM66 209H67V208H66ZM74 209H75V208H74ZM78 209H77V210H78ZM86 209H83V208H82V209H80V210H86ZM91 209H92V208H91ZM91 209H89V211H90ZM94 209H95V208H94ZM100 209H102V208H100ZM111 209H112V210L109 209V210H106V211H107V214L109 213L108 211H110V212L112 211V213H110V216H111V214H112V217H113V214L115 213V212L113 213V210H114L115 208H114V209L111 208ZM120 209H116V210H114V211L118 212L117 210L120 211ZM127 209H128V210H127ZM163 209H165V208H163ZM168 209H169V208H168ZM251 209H250V210H251ZM261 209H260V210H261ZM2 210H1V203H0V211H2ZM12 210H13V209H12ZM12 210H11V211H12ZM27 210H28V209H27ZM29 210H28V211H29ZM77 210L75 209V211H77ZM123 210H124V209H123ZM239 210H238V211H239ZM5 211H6V213L8 214V211H7V210H4L3 212H5ZM11 211H10V212H11ZM28 211H27V212H28ZM32 211H33V210H32ZM89 211H87V214L90 215ZM98 211H99V210H98ZM98 211H97V212H98ZM78 212H79V211H78ZM91 212H92V211H91ZM97 212H96V213H97ZM99 212H101V211H99ZM102 212H103V210H102ZM102 212L100 213L101 215L104 213V212H103V213H102ZM131 212H132V211H131ZM131 212H130V215L133 216L134 213H133V212L131 213ZM1 213H2V212H0V215H1ZM11 213H13V211H12ZM11 213H9V215H11ZM15 213L17 214V212H15ZM30 213H29V214H30ZM32 213H33V212H32ZM32 213H31V215H30V216H32V217H30V216H29V217H30V218H33V219H31L32 221L35 220L34 222H37V223H38V221H39L38 219H39V218H37V216H36L37 214L35 215V214H34L35 212L33 213V215L36 216V218H35V216H33ZM76 213H77V212H76ZM76 213H75V214H76ZM83 213H84V212H83ZM83 213H82V214L80 213V215L82 216ZM93 213H94V212H93ZM96 213H94V215H95ZM4 214H5V213H4ZM4 214L2 213L3 216H5ZM19 214H20V213H19ZM19 214L15 217V219H16V218L18 219ZM25 214H26V213H25ZM25 214H24V217H25ZM27 214H28V213H27ZM62 214H63V213H62ZM71 214H72V213L70 212L69 215H71ZM85 214H86V211H85ZM85 214H84L82 217H80V218H83V217L85 216ZM100 214H99V215H100ZM115 214H117V213H115ZM120 214H121V212H119V214H117L118 217H117V215H115V216L117 217V219L119 218V220L123 222V218L125 219V218H126V215H123L124 217H123V218H120V217H122V214H121V215H120ZM145 214H146V215H145ZM245 214H246V213H243V217H244L245 219H246V218H247V219H246V222H245V219H244V222H245L246 224H247L248 222H252V221L250 220V218H248V217H249L248 214H246V215H245ZM9 215H8V216H9ZM42 215H43V214H42ZM60 215H61V214H59V215H57V216H60ZM80 215H79L78 213L76 214L77 217L80 216ZM99 215H97V217H99V219H100V216H99ZM104 215H106V214L104 213ZM104 215H102V216H104ZM108 215H109V214H108ZM127 215H128V214H127ZM135 215H136V214H135ZM224 215H225V214H224ZM226 215H227V214H226ZM235 215H236V214H235ZM238 215H239V217H238ZM238 215L235 216V217L238 218V219L235 218V220H237L236 222H239V223L241 224L240 219L242 218V217H241L242 215H240V214H238ZM256 215H257V219H258L259 217H261V216H264V215H261V213H260V214H256ZM258 215H259V216H258ZM3 216L0 217V218H4ZM11 216H12V215H11ZM14 216H15V215L13 214V219H14ZM46 216H47V215H46ZM48 216H49V215H48ZM48 216H47V217H48ZM50 216H51L52 218H53V217H54V218L56 217V216H53V215H50ZM110 216H109V217H110ZM148 216H149V215H148ZM148 216H147V217H148ZM150 216H151V215H150ZM153 216H155V218H156V215H152L151 217H153ZM219 216H220V214H219ZM229 216H232V214H230ZM21 217H22V216L20 215L19 218L21 219ZM94 217H95V216H94ZM94 217H93V218H94ZM127 217H128V216H127ZM129 217H131V216H129ZM134 217H136V216H134ZM140 217H141V216H140ZM151 217H149V221H152ZM176 217H177V216H176ZM192 217H193V221L191 220V222H192L193 224H195V223L197 222V220L201 219V218H198L199 216H198V217H195V218H194V216H192ZM240 217H241V218H240ZM5 218H6V217H5ZM5 218H4V219H5ZM7 218H8V217H7ZM7 218H6L5 221H7L10 217H9L8 219H7ZM30 218H29V219H30ZM56 218H57V217H56ZM56 218H55V219H56ZM59 218H60L59 220H61V218H67V217L65 216V217H59ZM89 218H90V216H88V219H89ZM93 218H92V219H93ZM95 218H96V217H95ZM95 218H94V220H95ZM110 218H111V217H110ZM153 218H154V217H153ZM157 218H158V217H157ZM168 218H169V217H168ZM168 218H167V219H168ZM178 218H179V217H178ZM196 218H197V219H196ZM220 218H221V217H220ZM262 218H263V217H262ZM15 219H14V220H15ZM17 219H16V221H17ZM22 219H23V217H22ZM36 219H37V221H36ZM42 219H44V218H42ZM57 219H58V218H57ZM67 219H70V218H67ZM73 219H74V218H73ZM76 219H77V218H76ZM90 219H91V218H90ZM90 219H89V220H90ZM97 219H98V218H97ZM102 219H103V217H101L100 220L102 221ZM112 219H113V218H112ZM127 219H128V218H127ZM144 219H143V220L141 219V221H146V222H143V223H144V225L142 226L143 230L146 229V227H144V226L148 225V223H147V219H148V218H146L145 220H144ZM158 219H164V218H163V217H162V218L159 217ZM167 219H166V220H167ZM194 219H195L196 221H195ZM216 219H217V218H216ZM231 219L233 220V218H231ZM251 219H252V218H251ZM259 219H260V221H261V218H259ZM259 219H258V220H259ZM14 220H13V221H14ZM18 220H19V219H18ZM24 220H25V219H24ZM74 220H75V219H74ZM79 220H80V219H79ZM100 220H97V222L100 221ZM110 220H111V219H110ZM110 220H109V221H110ZM125 220H126V219H125ZM153 220L155 221V219H153ZM164 220H165V219H164ZM168 220H169V219H168ZM176 220H177V219H176ZM176 220H175V221H171V222H173V223L170 222L171 224H173V225H171V226H173V227H172L173 229L176 228L177 226H180V222H179V223L177 222V221L180 220V219H178L177 221H176ZM183 220H184V219L181 218V220H180V221H182L181 224H183ZM218 220H219V219H218ZM249 220H250V221H249ZM0 221H1V219H0ZM2 221H4V220H2ZM5 221H4V222H5ZM13 221H12V222H13ZM20 221H21V223L25 222V221H22V220H20ZM42 221H43V220H42ZM44 221H45V220H44ZM61 221H62V220H61ZM61 221H59V222L61 223ZM72 221H73V220H72ZM72 221H71V222H72ZM80 221H83V220L81 219ZM111 221H112V220H111ZM111 221H110L109 223H111V225H112L113 221H112V222H111ZM116 221L118 222V220H116ZM126 221H127V220H126ZM133 221H135V220H133ZM133 221H132V222H133ZM161 221H163V220H161ZM216 221H217V220H216ZM260 221H258V223H259ZM262 221H263V220H262ZM7 222H8V221H7ZM7 222H6V223H7ZM10 222H11V221H10ZM14 222H15V221H14ZM14 222L12 223L13 225H11L12 227L15 226V225H14ZM18 222H19V221H18ZM51 222H52L51 225L55 224V221H51ZM62 222H64V220H63ZM68 222H69V221H66V220H65V223H68ZM78 222H79V221H78ZM93 222H94V221H93ZM97 222H94V224L91 225V227H93L94 225H95L94 227H96L97 225L100 224V222H98L99 224H97ZM102 222H103V221H102ZM117 222H115V223L117 224ZM130 222H131V221H130ZM136 222H137V220H136ZM163 222H164V221H163ZM165 222H166V221H165ZM174 222H175V224H174ZM176 222H177V223H176ZM184 222H185V224L181 225L180 227H184V226L186 225V223H187V225L190 223V221H189V223H188V221L186 222V220H185ZM213 222H214V220H213ZM229 222H230V224H231L230 219H229ZM232 222H233V221H232ZM234 222H235V221H234ZM16 223H17V222H16ZM21 223L19 222V224H21ZM42 223H43V222H42ZM60 223H59V224H60ZM87 223L89 224V222H87ZM87 223H86V224H87ZM95 223H96V224H95ZM109 223H106V225H109ZM115 223L113 224L114 227H112L111 225H110V226L112 227V230H114L115 233H116V231H118V232H117V235H118V237H119V236H121L122 234H119V233H121L119 229H114V228L116 227V224H115ZM118 223H120V222H118ZM127 223L130 224V223H129V219H128ZM133 223H134V222H133ZM139 223H140V222H139ZM152 223H153V222H152ZM152 223H150L151 225H149V227H151V228L148 227V228H147V229H148L147 231H153V232H154L155 230H157V227H156V229H154V228L152 227V226H154V225H152ZM154 223H155V222H154ZM154 223H153V224H154ZM157 223H158V222H157ZM160 223H161V222H159V224H160ZM239 223H238V224H239ZM0 224H2V222H1ZM24 224H25L26 226L30 227L28 223L25 222ZM35 224H36V223H35ZM45 224L47 225V222H45V223L42 224V225H45ZM56 224H57V223H56ZM62 224L65 225L64 223H62ZM68 224H70V222H69ZM86 224H84V225H86ZM88 224H87V225H88ZM103 224L105 225L104 222H103ZM125 224H126V223H125ZM128 224H127V225H128ZM134 224H135V223H134ZM145 224H146V225H145ZM159 224H158V227H159ZM163 224H164V223H163ZM176 224H177V225H176ZM178 224H179V225H178ZM204 224L206 225V223H204ZM228 224H229V223H228ZM240 224H239V225H240ZM260 224L263 225L262 222H260ZM8 225H9V224H8ZM16 225H17V224H16ZM25 225L22 224L23 227H24ZM46 225H45V226H46ZM48 225H50V223H49ZM78 225H79V224H77V227H78ZM84 225H83V226L81 225L80 228H81V227H84ZM106 225H105V226H106ZM121 225L125 226V225H124V222H123V224L120 223V227H121ZM130 225H131V224H130ZM136 225H137V223H136ZM140 225H141V224H140ZM160 225H161V224H160ZM167 225H168V224H167V222H166V224L164 225L166 228L163 229V227H164V226H163V227H162V230H161V232H160L159 235H161V234H162V231H164V230H166V231H164V232H169L168 234H172V233H171L172 228H171V230H170V229H169L170 227H167ZM175 225H176V226H175ZM190 225H191V223L189 224V226H190ZM201 225H203V224H201ZM233 225L236 226L237 224H234V223H233L231 226L233 227ZM252 225H253V223H252ZM252 225H250V226H252ZM256 225L259 226L258 224H256ZM11 226H9V227H11ZM17 226H18V225H17ZM17 226H16V228H18ZM19 226H20V225H19ZM54 226H55V225H54ZM54 226H52V227H51V226H47V227H48V230H51L50 233H49V232L46 230L47 228L45 229V227H44V229L41 230V228H40L41 226H40V222H39V228H40L41 231H40L39 229H38V230L40 231V235H41V233L43 232V230H44V231H47L48 234H52L56 229H49V228H50V227H51V228H54ZM71 226L74 227L72 224H71ZM89 226H90V225H89ZM99 226H100V225H99ZM131 226H132V225H131ZM134 226H135V225H134ZM168 226H169V225H168ZM225 226L228 227V226H230V225H228V226L225 225ZM225 226H224V227H225ZM237 226H238V225H237ZM247 226L249 227L248 224H247ZM263 226H264V225H263ZM263 226H262V231L264 230V229H263ZM2 227L4 228V225H2ZM55 227L57 228V226H55ZM61 227H62V225H61ZM61 227H59V228H61ZM65 227H66V225H65ZM75 227H76V226H75ZM108 227H109V226H108ZM120 227H119V228H120ZM128 227H129V225H128ZM140 227H141V226H140ZM160 227H161V226H160ZM180 227H177V228H176V229L178 230V233H179V231L181 232V229H179ZM185 227H186V226H185ZM190 227H191V226H190ZM198 227H199V226H198ZM198 227H197V228H198ZM226 227H225V228H226ZM245 227H246V226H245ZM3 228L0 229V230H1V231H0L1 233H0V234L3 233V232H2V231H3ZM20 228H21V226H20ZM68 228H70V226H69ZM68 228H67V229H68ZM85 228H86V227H85ZM87 228H88V227H87ZM109 228H110V227H109ZM125 228H126V227H125ZM142 228H141V229H142ZM152 228H153V230H152ZM197 228H196V230H198V229L200 230V228H198V229H197ZM202 228H203V227H202ZM204 228H205V227H204ZM5 229H7V226H6V228H4V230H5ZM13 229H15V227L12 228V229H8L7 231H4V233H3V234H4V235H3L4 237L2 238V236L0 235L1 239L4 240V238L6 237L5 235H8V233L6 234L5 232H9V230H13ZM57 229H58V228H57ZM62 229H63V228H62ZM88 229H89V228H88ZM94 229H95V228H94ZM149 229H150V230H149ZM160 229H161V228H160ZM160 229H159V230H160ZM176 229H175V230H176ZM206 229H207V228H205V230H206ZM208 229H209V228H208ZM227 229H228V230H227ZM241 229H242V228H241ZM243 229H244V227H243ZM254 229H256V227H254ZM260 229H261V228H260ZM22 230H23V229H22ZM26 230H27V231H26ZM26 230H25V227H24V230H23V231H25V232H24V235H26L27 233H28V234L30 233V232H28V230L30 231V230H31V227H30V228H26ZM32 230H33V229H32ZM32 230H31V233L34 232V233L36 234V231H34V230L32 231ZM63 230H66V229H63ZM81 230H82V229H81ZM91 230H93V229H91ZM112 230H111V231H112ZM121 230H123V229L121 228ZM159 230H157L156 233H155V232H154V233H152V232H149V233H148V232H146V231L144 230V232H146V233H144V235H145V236H146V235H149V237H150V235H153V234H154V235H157V233H159ZM167 230H170V231H167ZM183 230H185V229H183ZM211 230H212V229H211ZM226 230H227V232H228V231L230 230L229 227L226 228ZM226 230H223V231H226ZM17 231H18V230H17ZM52 231H53V232H52ZM56 231H57V230H56ZM56 231H55V232H56ZM60 231H61V230H60ZM60 231H58V232H60ZM67 231H68V230H66V232H67ZM83 231H84V229H83ZM87 231H88V230H87ZM191 231H192V229H191ZM254 231H255V230H254ZM12 232H15V233H16V230L11 231L10 233H12ZM18 232H21V229H20ZM18 232H17V233H18ZM61 232H62V231H61ZM61 232H60V233H61ZM66 232L64 231V233H66ZM90 232H93V231H90ZM90 232H89V234H91ZM114 232H113V233L111 232V234H110L109 236H108V235H105L106 233H105V234H102L100 237L96 235V238H95V239H93V237H92V238H90L91 240H89L87 243L90 242L89 244H90V246L92 245V248H93L94 245H96V244L98 245V244H99V243H97V241H99V240L101 239L99 242L103 244L105 241L108 240L107 237L109 238L112 234L114 235ZM136 232H137V231H136ZM208 232H209V230H208ZM258 232H259V229H258L257 232L255 233V235H256ZM10 233H9V234H10ZM45 233H46V232H45ZM60 233H59V234L57 233V234L60 236L63 232H62L61 234H60ZM79 233H80V232H79ZM131 233H133V232H131ZM131 233H130L129 236H131ZM204 233H205V232H204ZM209 233H210V232H209ZM219 233H220V232H219ZM230 233H231V232H230ZM245 233H246V232H245ZM249 233H250V235L253 234V233L251 232V228H250ZM263 233H264V232H263ZM263 233H262V234H263ZM20 234H22V233H18V234H17V236H18L19 239L22 238ZM28 234L26 235V237L28 238L27 240H30V238H33V239H34V237H35V238L38 237V233L36 234L37 236H36L35 234H34V235H33V234H29V236H30V235L34 236V237H31V236H30V238L28 237ZM68 234H69V233L67 232L66 235H61V236L64 237V239L62 238V239H63V242L66 241V240H65L66 236H67V237L70 236V235L68 236ZM135 234H136V233L134 232V235H135ZM165 234H167V233H164L163 235H165ZM168 234H167V235H168ZM242 234H243V233H242ZM247 234H248V233H247ZM260 234H261V233H260ZM11 235H12V234H11ZM13 235H14V237H15V234H14V233H13ZM71 235H72V234H71ZM84 235H86V233H85ZM113 235H112L111 237H113ZM117 235H114L115 237H113V239H115V241H116V239H119V240L121 239V238H117V237H116ZM134 235H132V236H134ZM154 235H153V237H154ZM167 235H165V236H167ZM181 235H182V234H181ZM196 235H198V234L196 233V234L194 235V238H195ZM232 235H233V234H232ZM244 235H245V234H244ZM244 235H243V236H244ZM19 236H20V237H19ZM41 236H42V237H41ZM41 236H40L41 238H39V239H42V238H43V239L45 240L46 237H47V238L49 237V235L47 236L46 234H44V232H43V235H41ZM44 236H45V238H44ZM53 236L56 237L55 234H53ZM105 236H106V237H105ZM124 236H126V235H123V237H124ZM127 236H128V234H127ZM138 236H139L138 241H140V239L143 238V237L140 238V235H138ZM157 236H158V235H157ZM165 236H163V237H165ZM246 236H247V235H246ZM246 236H245V238H247ZM258 236H260V235L258 234ZM263 236H264V235H262L261 237H263ZM8 237H10V235L7 236L5 239L7 240ZM11 237L13 238V236H11ZM72 237H73V236H72ZM97 237H98V238H97ZM101 237H102V238H101ZM104 237H105V238H104ZM111 237H110V238H111ZM151 237H152V236H151ZM158 237H159V236H158ZM160 237H161V236H160ZM168 237H169L168 240H170V239H171V238H170V235H169ZM171 237H172V235H171ZM184 237H185V236H184ZM191 237H193V236H191ZM219 237H220V236H219ZM219 237H218V238H219ZM221 237H222V236H221ZM256 237H257V236H256ZM261 237H260V238H261ZM23 238H25V237H23ZM47 238H46V240H47ZM57 238H58V236H57ZM57 238L55 239L56 243L52 242L54 245H55V244L58 245V243H59V242H58V241H59V238H58V239H57ZM69 238H71V237H69ZM103 238H104V239H103ZM132 238H133V237H132ZM137 238H138V237H137ZM137 238H136V240H137ZM155 238H156V237H155ZM161 238H162V237H161ZM185 238H186V237H185ZM194 238H193V241H194ZM205 238H207V237L205 236ZM234 238H235V237H234ZM250 238H251V239L248 238L249 240L247 239L248 243H249L250 240H252L253 242L255 241V236H254V234H253V238H252V236H250ZM260 238H259V237H258V239L256 238L258 242L260 241ZM10 239H11V238H10ZM16 239H17V237H16L15 239H11V241H12V240H15V241H13V242H16V244H18V242L16 241ZM19 239H18V240H19ZM33 239H32V241H30V246H31V242H33ZM37 239H38V238H37ZM37 239H36V240H37ZM39 239H38V241H39ZM48 239H53V238H48ZM62 239H60V240H62ZM92 239H93V240H92ZM102 239H103V240H102ZM106 239H107V240H106ZM127 239H128V237L123 239V240H125V241L122 242V239H121V240H120L121 242H120V241H119V242H120L123 246L126 245V247L128 248V251H129V250H130V247H129V246H130L131 244H130V245H129V244L127 245V243H128V240H129V243H132V242H130V241H131V240H130L131 237H129L128 240H127ZM133 239H134V238H133ZM190 239H191V238H189V240H190ZM199 239H201V238H199ZM202 239H204V236L202 237ZM202 239H201V240H202ZM231 239H232V238H231ZM8 240H9V238H8ZM8 240H7V242H5L6 244L9 243V242H11L10 240H9V241H8ZM36 240H34V241H36ZM57 240H58V241H57ZM64 240H65V241H64ZM71 240H73V239L71 238ZM136 240H135V247H136ZM144 240H145V239H144ZM156 240H157V239H156ZM156 240H155V241H156ZM179 240H184V238H183V239H182V238H181V239L179 238ZM186 240L189 242L188 239H186ZM191 240H192V239H191ZM221 240H222V241H225V240H223V238H221ZM229 240H230V239H229ZM235 240L238 241L239 239L237 240V239L235 238ZM235 240L233 239L231 242H233V241H235ZM261 240H262V242H263L264 238L261 239ZM4 241H5V240H4ZM108 241H109V240H108ZM126 241H127V242H126ZM157 241L159 242V240H157ZM161 241L163 242V244H166L165 242H166L167 240L165 239V242H164L163 240H161ZM171 241H172V240H171ZM184 241H185V240H184ZM219 241H220V240H218V244L221 242V241H220V242H219ZM226 241H228V239H227ZM236 241H235V242H236ZM247 241H245V242L247 243ZM252 241H250V242H252ZM19 242H20V244H22L20 240H19ZM40 242L42 243L43 240L40 241ZM45 242H47V241H45ZM50 242H51V241H50ZM57 242H58V243H57ZM68 242H69V241H68ZM110 242H112L111 239H110V241L107 242V243H110ZM117 242H118V241L113 242V243H115V244H114L115 248H116V246H117V245H116ZM133 242H134V240H133ZM158 242H157V243H158ZM238 242L240 243V241H238ZM245 242H244V244H246ZM255 242H256V241H255ZM262 242L260 241L259 243H261L260 245L263 247V243H264V242H263V243H262ZM5 243H4V244H5ZM11 243H12V242H11ZM11 243H10V245H11ZM52 243H51V244H52ZM65 243H66V242H65ZM87 243H86V244H85V243H82V244H85L84 247H85V246L87 247V246H89V245H87ZM113 243H112V244L110 243L111 245H108V244H106V242H105V246L108 245V246L110 247V246L113 245ZM123 243H124V244H123ZM149 243H150L149 245H152V246H155V247H156V245H154V241H153V244H151L152 242H149ZM155 243H156V242H155ZM160 243H161V242H160ZM176 243H177V242H176ZM185 243H187V242H184V244H185ZM191 243H192V242H190V243L187 244V245H190ZM193 243H194V242H193ZM193 243H192V244H193ZM216 243H217V242H216ZM1 244H2V241H1V243H0V246H1ZM20 244H18V246H19ZM44 244H46V243H43V244H42V247H43ZM51 244H50V243H49V244L47 243L46 245H47V246L49 245V247H50V246H53V245H51ZM59 244H60V243H59ZM62 244H63V243H62ZM121 244H120V247L122 246ZM158 244H159V243H158ZM184 244H182V245H184ZM199 244H200V243H199ZM199 244H198V246H203V245H199ZM202 244H205V242L202 243ZM206 244H210V242L208 243V241H207ZM218 244H217V246H218ZM220 244H223V243H220ZM257 244H258V243H257ZM14 245H15V244H14ZM36 245H38V244H36ZM36 245H33V246H35V247L31 246V248L33 247V248H32L33 250H32V249H29V250H32V253H31V254H33V251H34V250H39V252H40L41 244L39 243L40 248H39V246L37 247V248H39V249L36 248ZM46 245H44V247H46ZM57 245H56V246H57ZM67 245H68V244H67ZM97 245H96V246H97ZM149 245H148V243H146L145 246H149ZM161 245H162V244H161ZM173 245H174V244H173ZM211 245L213 246L212 243L210 244V246H209V245H208V246L205 245V246H207V247H212ZM231 245H232V244H231ZM18 246L16 245L15 248H13L14 246H12V247H10V248H12L13 250H17V252H18V251H19V252L21 251V253H23L24 251L22 252V249H21L22 247H21V245H20V247H21L20 249H18ZM22 246H23V245H22ZM58 246H59V245H58ZM64 246H65V245H64ZM76 246H77V245H76ZM90 246H89L88 248H91ZM100 246H101V245H100ZM105 246H103V247H105ZM138 246H139V247H138ZM171 246H172V245H171ZM174 246H175V245H174ZM192 246H193V245H192ZM220 246H222V245H220ZM255 246H256V245H255ZM8 247H9V245H8V246L6 245L5 248H7V251L11 252L10 250H8V249H10V248H8ZM44 247L41 248V250L44 249ZM53 247H54V246H53ZM60 247H61V246H60ZM118 247H119V246H118ZM118 247H117V248H118ZM135 247H133V248H135ZM149 247H150V246H149ZM157 247H158V246H157ZM157 247H156V249H157ZM164 247H167V245H165ZM169 247H170V246H169ZM176 247H177V245H176ZM176 247H175V249H176ZM195 247H196V245H195ZM224 247H225V246H224ZM229 247H231V246H229ZM5 248H3V245H2V249L4 250ZM23 248H24L23 250H25V251H27V252L29 251V250H26V249H27L26 247H23ZM25 248H26V249H25ZM35 248H36V249H35ZM92 248H91V249H92ZM106 248H107V247H105V249L102 250V251H104V250L106 251L105 254L107 253V249H108V248H107V249H106ZM113 248H114V247H113ZM113 248L111 247L110 250H113ZM138 248H139V250H140V252H141V255L144 254V252H143V250H144L143 248H144V247H143V248H142V246L140 247V243H139V245H137V248H136V249H138ZM140 248H142V250H141ZM151 248H152V247H151ZM151 248H150V249H151ZM160 248L163 249V247H161V246H160ZM183 248H184L183 251L185 252V251H186V249H185V248H186V245H185ZM214 248H215V247H214ZM217 248H218V247H217ZM220 248H221V247H220ZM53 249H54V248H53ZM55 249H56V248H55ZM86 249H87V248H86ZM91 249L88 250L87 252L90 253V251H91V253H93V252H92L93 250H91ZM93 249H94V248H93ZM119 249H120V248H119ZM125 249H126L125 247H124V248L121 247V250L127 251V249H126V250H125ZM136 249H135V252H136ZM148 249H149V248L147 247V250H148ZM156 249L154 248V250H156ZM162 249H161V250H162ZM197 249H198V247H197ZM197 249H195V250H196V253H195V254H197ZM222 249H223V248H222ZM229 249H230V248H229ZM229 249H228V250L223 249V250H226V251L232 252V253L234 254V252L231 251V249H230V250H229ZM234 249H235V248H234ZM263 249H264V248H263ZM0 250H1V247H0ZM13 250H12V251H13ZM121 250H120V252H121ZM154 250H153V251H154ZM165 250H166V255L164 254V252H163V255L161 254L162 252L160 253V254L162 255V258H163L164 255L169 257V255H170L171 253L173 254L174 252H176V251H173V250H174V249H173V250H172L173 252H171L170 254L167 255V251H168L167 248H165ZM188 250H189V249H188ZM190 250H191V249H190ZM195 250H194V251H195ZM207 250H209V249H207ZM216 250H218V249H216ZM241 250H243V249H241ZM241 250H240V251H241ZM257 250H258V247H257ZM257 250H256V252L259 254L258 257H260V253H261V252H259V250H258V251H257ZM261 250H262V249H261ZM261 250H260V251H261ZM5 251H6V250H5ZM65 251H66V250H65ZM76 251H77V250H75V253H76V254H79V253H77ZM80 251H82V250H80ZM132 251H133V250H132ZM144 251L146 252V248H145ZM179 251H180V250H179ZM201 251H202V250H201ZM201 251H200V253H201ZM203 251H204V250H203ZM210 251H211V249H210ZM213 251H214V250H213ZM218 251H219V250H218ZM235 251H236V250H235ZM240 251H239V252H240ZM249 251H250V250H248V252H249ZM2 252H3V254H1ZM2 252L0 253V255H2V256L5 255L4 253L7 254V252H4V251H2ZM17 252H15V253H17ZM19 252H18V253H19ZM27 252H25L24 255H26ZM42 252H43V251H42ZM122 252H123V251H122ZM142 252H143V253H142ZM149 252H150V251H149ZM155 252H156L155 254H156V256H157V251H155ZM159 252H160V251H159ZM187 252H188V251H187ZM205 252H206V251H205ZM229 252L226 253V254L229 255ZM237 252H238V251H237ZM239 252L237 253V255H239ZM244 252H245V251H244ZM250 252H251V251H250ZM250 252H249V253H250ZM256 252H255V253H256ZM13 253H14V251H13ZM13 253L11 252V254H12V255H11V256H12V259H13V257H14V256H13ZM21 253H19V255H20ZM28 253H29V252H28ZM37 253H38V252H37ZM60 253H61V252H60ZM62 253H64V252H62ZM75 253L73 252V254H75ZM102 253H104V252H102ZM129 253H130V252H129ZM129 253H128V254H129ZM207 253H210L211 255H208V254H207V256H208V258H207L208 262H206V264H211V262L213 263L214 261H216V260L218 261V260H219V259H216V258L214 257L213 252H212V253H211V252H207ZM219 253H220V252H219ZM241 253H243V251L240 252V255H239L240 257L238 256L239 258H237V259H239V261H238V260H236V261H235V260L232 261V260H231V257H230L229 259L231 260V262H234L235 264H240V263H242V262H246L245 259H247V260H249V259L252 260L251 258L248 259V258H246L245 256H247V257L254 256V257L256 258V255H253V254H255V253H253V254L250 253V254H249V253H247V251H246L245 254H249V256H248V255H244V253H243V255H241ZM257 253H256V254H257ZM43 254H44V253H43ZM57 254H58V253H57ZM67 254H68V253H67ZM67 254H66V255H67ZM73 254H71L72 257H70V255H69V257H70V259H72V258L74 257V258H73V261H72V260H71V261H72V262H75V261L78 260V259H75V258H78V257H77V256H73ZM80 254H81V252H80ZM80 254H79V258H80V257L82 258L83 256H85V255L82 256V254H81V255H80ZM83 254H84V253H83ZM99 254H100V253H99ZM105 254H103V255H105ZM112 254H113V253H110L109 255H108V254L106 255V256H108V257H111L110 259H109L108 257H107L105 260H104L103 258H102V259H103L104 261H106L107 259H109V260L107 261V263L112 264V263H114V262H112L111 259H114V258L116 257V256H113V255H115V254H116V255H120V253L117 254V253L115 252L113 255H112ZM136 254L138 255V254H139V251H138L137 253L133 254V256L135 255V256L137 257ZM150 254H151V253H150ZM172 254H171V255H172ZM182 254H183V253H182ZM195 254H194V255H195ZM204 254H205V253H204ZM214 254H215V253H214ZM216 254H217V251H216ZM216 254H215V255H216ZM263 254H264V253H263ZM34 255H37V254H34ZM39 255H40V254H39ZM101 255H102V254H101ZM110 255H111V256H110ZM121 255H122V254H121ZM125 255H126V254H125ZM129 255H130V256H127V257L132 258V257H131V254H129ZM141 255H140V256H141ZM171 255H170V257H171ZM192 255H193V254H192ZM205 255H206V254H205ZM205 255H204V256H205ZM212 255H213V256H212ZM222 255H223V251H222ZM222 255H221V257H222ZM227 255H226V256H227ZM2 256H0V258H1ZM7 256H8V255H7ZM7 256L5 255L4 258H3V261H5L4 263H6ZM123 256H124V254H123ZM123 256H121V258H122ZM140 256L137 257V259L139 260V262L141 261V260L139 259V258H141ZM156 256H154V257L151 256V257H152V258H155ZM182 256H183V255H182ZM182 256H181V258H182ZM187 256H188V255H187V253L185 252L184 258L187 259V262H188V260H189V263H190V264H192V263L196 264V261H194V260H196V259H194V260H190V258H187ZM223 256H224V255H223ZM262 256H264V255H262ZM5 257H6V259H5ZM58 257H59V256H58ZM64 257H67L68 261H70L68 255L65 256V254H64V256L62 255V258H60V260H59L58 262H60L61 259H63ZM104 257H105V256H104ZM151 257H150V258H151ZM160 257H161V256H160ZM202 257H203V255H202ZM216 257H217V255H216ZM221 257H217V258H221ZM227 257H228V256H227ZM241 257L244 258V261L242 260ZM8 258H9V256H8ZM17 258H18V256H17ZM25 258H26V256L24 257V259H25ZM85 258H86V257H85ZM89 258H90V257H89ZM116 258H117V259H118V258L120 259L119 256H117ZM116 258H115V259H116ZM130 258H127V260H129ZM197 258H198V257H197ZM213 258H214V260H213ZM1 259H2V258H1ZM1 259H0V261H1ZM4 259H5V260H4ZM9 259H11V258H9ZM19 259H20V258H19ZM24 259H23V260H24ZM32 259H33V257H32ZM40 259H41V258H40ZM43 259H44V258H43ZM49 259H50V258H49ZM49 259H48V260H49ZM86 259H87V258H86ZM86 259L84 260V257H83V260H84V261H86ZM125 259H126V258H125ZM125 259H124V260H125ZM137 259H136V260H137ZM186 259H185V260H186ZM200 259H201V258H200ZM222 259H223V258H222ZM225 259H226V257H225ZM234 259H235V258H234ZM240 259H241V260H240ZM14 260H16V259H14ZM21 260H22V259H21ZM21 260H20V261H21ZM26 260H27V259H26ZM38 260H39V259H38ZM51 260H53V259H51ZM51 260H49V261H48L49 263H48V262H47V263L50 264ZM79 260H80V259H79ZM79 260H78V261H79ZM83 260H82V261H83ZM110 260H111V262H110ZM120 260H121V259H120ZM133 260H134V259H133ZM133 260H132V261H133ZM223 260H224V259H223ZM223 260H222V261H223ZM257 260H258V258H257ZM20 261H16V262L18 263V262H20ZM46 261H47V260H46ZM68 261H67V262H68ZM104 261H103V263H104ZM191 261H192V262H191ZM197 261H198V259H197ZM203 261H204V259H203ZM241 261H242V262H241ZM25 262H26V261H25ZM58 262H57V263H58ZM72 262H71V263H72ZM80 262H81V260H80ZM96 262H97V261H96ZM100 262H101V264H102V261H100ZM100 262H99V260H98L97 263L100 264ZM129 262H130V260H129ZM134 262H135V261H134ZM139 262L137 261V263H139ZM147 262H148V261L145 260V263H144V264H146ZM152 262H153V261H152ZM160 262H161V261H160ZM160 262H159V263H160ZM200 262H201V261H200ZM225 262H226V261H225ZM236 262H237V263H236ZM23 263H24V262H23ZM45 263H46V262H45ZM51 263H52V262H51ZM92 263H93V264H96V263H94V261H93ZM92 263L89 262V263H86V264H92ZM116 263H117V261H116ZM122 263H123V262H121L120 264H122ZM171 263H172V262H171ZM201 263H204V264H205V261H204V262H201ZM226 263H228V262H226ZM226 263H224V261H223V264H226ZM6 264H7V263H6ZM18 264H20V263H18ZM21 264H22V263H21ZM24 264H26V263H24ZM30 264H31V263H30ZM39 264H40V263H39ZM53 264H54V261H53ZM68 264H70V262H69ZM72 264H73V263H72ZM134 264H135V263H134ZM148 264H149V263H148ZM154 264H156V263H154ZM165 264H166V263H165ZM167 264H168V262H167ZM198 264H199V263H198ZM213 264H214V263H213ZM215 264H216V262H215ZM232 264H233V263H232ZM242 264H244V263H242ZM254 264H255V263H254Z\"/></svg>",
	"mask_w": 264,
	"mask_h": 264
}]
</instances>
